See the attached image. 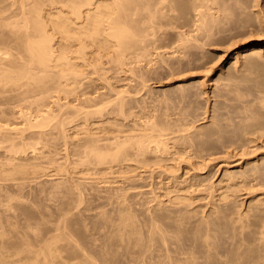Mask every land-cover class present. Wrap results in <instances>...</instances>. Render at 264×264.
Here are the masks:
<instances>
[{"label":"bare ground","instance_id":"obj_1","mask_svg":"<svg viewBox=\"0 0 264 264\" xmlns=\"http://www.w3.org/2000/svg\"><path fill=\"white\" fill-rule=\"evenodd\" d=\"M215 1V2H214ZM220 1V0H219ZM221 1H223L224 2V0H221ZM228 1V0H227ZM230 1H233L232 3H234V4H232L231 2H227L228 4H232L231 6H232V8H233V5L234 6H236L238 3L239 4H242V5H239L241 8H243V12H244V14H245V16H244V14L242 13V11H241V8H239V6H237L238 7V9H240V10H237V8H234L235 10H237V12H241V14L244 16V17H246V16H251L250 14H252L253 12V16H251L250 18H252L251 20L252 21H256L257 23V25L258 24H261L260 26H261V29H263V31H264V0H230ZM237 1V3H235ZM210 2H211V4H210ZM215 3V5L217 6V4H216V2H217V0H0V46H1V48H0V122L2 123V121H5L6 119H7V114H9L10 112H11V108H10V111H9V113H8V111H5V110H7V108L6 107H8L9 108V106L10 105H13L12 107H14V104H15V106H16V108H17V106L18 105H16V103L17 104H20V103H18L19 101H17L16 100V102L14 101L13 103L14 104H9V102H11L12 101V99H22L23 98V101H24V99L26 100V99H28L29 97H28V95H30V94H32L30 97H31V99L34 97H38L40 94H39V92L38 91H40L41 90V94L43 95V97H44V95H45V92L47 91V92H49L48 91V87L50 86V88H51V90L53 89V91H57V89L59 88V90L60 91H62V92H66L67 93V95L70 93V92H72V88H73V91L75 92V90H76V88H77V90H79L78 89V87H80V84H79V86L78 87H76V88H74L73 87V83L75 84L76 82H78L79 83V81H80V79L82 80L83 78H80L79 79V77L83 74L84 76H85V73L84 72H86V70L84 71L83 69V67H85L86 69H87V67H91L90 69H93V68H95V70L93 69V71H95L94 73H97V72H99L100 74H101V72H103V71H107L105 68V70L103 69V68H101L102 66H103V61H102V58L104 57V58H111V57H109V56H112V53L110 54V53H108L110 50H113V51H115L114 52V57L113 58H111V59H115V58H117L116 56H118V60L120 59V63H122L123 61H125V56H126V54L129 52H132V53H134V54H136V56H139V55H141V54H143V57L146 55V57L150 54L149 52H148V55H147V48H149L148 49V51L150 50V48L153 46V45H151V44H153L154 42V44H157L158 46H160V48H162L163 49V35L161 34V35H159V33H160V31H162V29H163V26H165V23L164 22H166V23H171L175 18L177 19V17H178V19L177 20H175V21H173L174 23H172L173 25H169V24H166V25H168V26H165L166 28L168 27H170V26H173L172 27V29L174 28V25H177V24H175V22L176 21H179V19H180V17L182 18V16L181 15H183L184 13H186V14H188L189 12H191L192 13V11L195 13V16L197 17L196 18V20H194L193 19V17H192V15L193 14H191L190 13V15H191V17H190V15L188 16H184L185 18H183V19H185L184 21L181 19V21H183V22H187V20H186V18L188 19L189 18V23H186V24H191L193 21L192 20H194L195 21V23L196 24H200V26H197L195 23H192V24H194L195 26H196V28L197 27H199L200 28V30H198L199 28H197V30H198V33H197V37L198 38H200L199 36L200 35H198L199 34V32L201 31V29L202 30H204L205 29V33H204V35H207L209 32H210V30H211V28L213 29V26L216 24L215 22L217 21V20H219V21H217V24L218 23H220L221 22V24H220V26L221 25H224V26H227L226 24L227 23H229L230 24V26H227V27H232L231 26V23L230 22H232V21H229L228 19L232 16L233 18H234V16H237V17H235V19H232V17L230 18V20L232 19L233 21L234 20H236V23H234L233 22V27L232 28H235L236 26H239L240 28L241 27H244L243 28V31L245 32V31H247V30H245V28H248L247 26L245 27L244 26V24L241 22V20H240V22H237V18H238V16L240 15V14H238V13H235V14H231V12L229 11H225L224 9H227L226 7L224 8V9H222V8H220V9H222V11L220 10V9H218L219 7H217V9L218 10H220L219 12H220V14H221V12L222 13H227V15H231L230 17L228 16V18L227 17H225L224 15L225 14H223L221 17L223 18V16L225 17V18H227V20L226 21H228V22H225L224 20L225 19H219V13H217L218 12V10H217V14L216 15H218V17H216V15L214 14V16H213V12L215 13V11L216 10H214V9H211V7L213 6V7H215V5H213V3ZM218 3V2H217ZM225 3H226V1H225ZM211 5V6H210ZM224 5V4H223ZM227 6H229V5H227ZM212 7V8H213ZM216 8V7H215ZM229 8H230V6H229ZM209 9L211 10V13H208V12H210L209 11ZM173 10H174V12H173ZM212 10H213V12H212ZM228 10V9H227ZM229 10H231V9H229ZM235 10H234V12H235ZM251 10L253 11L252 13H251ZM167 11H169L168 13H167ZM180 11H181V13H180ZM225 11V12H224ZM170 12H173V14L174 13H176V12H179V13H176V14H178V15H172ZM180 14V15H179ZM212 14V15H211ZM236 14H238V15H236ZM176 16V17H175ZM243 16H241V17H243ZM256 18H255V17ZM216 19H214V18ZM240 17V16H239ZM253 18H255L254 20H253ZM190 19H191V23H190ZM243 19V18H242ZM257 19V20H256ZM220 20H223V21H220ZM248 20H249V18H248ZM248 20H246V23H248L247 21ZM167 21H169V22H167ZM197 21V22H196ZM200 22V23H199ZM211 22V23H210ZM224 22V24H222ZM251 22V21H250ZM177 23V22H176ZM179 24H181V22L179 21L178 22ZM210 23V24H209ZM213 23V24H212ZM239 23V24H238ZM245 23V24H246ZM254 22H252V23H250V24H253ZM178 24V25H179ZM186 24H183V25H181V28H183V27H187L188 25H186ZM191 24V25H192ZM211 24L213 25V26H211ZM216 24V25H217ZM228 24V25H229ZM235 24H236V26H235ZM240 24H241V26H240ZM242 24H243V26H242ZM256 24H254V26H256L255 27V30H257L258 31V29L260 30V27H259V25L257 26ZM178 25L176 26V27H178ZM185 25V26H184ZM205 25H208L209 26V29L207 28L208 26H205ZM183 26V27H182ZM193 26V25H192ZM207 28H205V27ZM248 26H249V23H248ZM251 26H253V25H250V28H248V30L250 31V32H252V31H255V30H253L252 29V27ZM253 26V27H254ZM164 27V31L162 32V33H164V32H166V28ZM180 27V26H179ZM189 27V26H188ZM204 29H203V28ZM215 27V26H214ZM217 27V26H216ZM216 27L213 29V31H214V35L215 36H217V37H219L218 35H216V34H218L219 32V30L218 29H216ZM222 27V28H221ZM221 27H219L220 29H221V31H222V29H223V26H221ZM227 27H225V30H223L224 32H229V29L227 28ZM257 27H259V28H257ZM263 27V28H262ZM171 28V27H170ZM169 28V29H170ZM194 28V27H193ZM192 28V29H193ZM196 28H194V29H196ZM218 28V27H217ZM231 28V29H232ZM257 28V29H256ZM171 29V30H172ZM190 30H191V28H189ZM226 29H228V31L226 30ZM230 29V30H231ZM235 29H237V27L235 28ZM252 29V30H251ZM175 30H177V29H174V31L173 32H175ZM179 30V29H178ZM188 30V29H187ZM190 30H189V32H190ZM196 30V31H197ZM216 30H217V32H216ZM233 30V29H232ZM242 30V29H241ZM238 31L239 33H241V35H239V36H244V35H242L244 32L243 31ZM192 31H194V30H192ZM196 31H194L195 33H196ZM212 31V30H211ZM212 31V32H213ZM236 31V30H235ZM234 30H233V33H231L232 35H228V36H238V32L236 33V34H234V32H235ZM249 31L247 32L248 34H249ZM261 32V33H263L262 35H261V33H260V39L258 40V42L256 41V45H250V44H248L249 46H247L246 47V49H245V53L246 54H248V55H246V56H249V55H251V54H253V55H255L256 53H260V51H263V54H264V32ZM181 32V31H180ZM216 32V33H215ZM256 32V31H255ZM253 32L254 34H256V38H257V36L259 37V35H257L260 31H258V33L256 32ZM56 34V35H59V40H60V42L62 41V43L60 44V42L57 44L58 45V47H57V49L59 48V46L60 45H63L62 47H60V52L61 53H59L58 54V52L59 51H56L55 50V45H53V42L56 40V36L54 37L53 35L54 34ZM158 33V35H159V39H160V36H161V45L157 42L156 43V41H158V37H156V36H153V35H156ZM167 33V35H168V32H166ZM177 33V32H176ZM179 33V32H178ZM188 32H186V34H187ZM200 33H202V31L200 32ZM246 33V32H245ZM244 33V34H245ZM246 33V34H247ZM179 34H181V33H179ZM190 34V33H189ZM193 34V33H192ZM212 35H213V33H211ZM210 33L208 34V37L207 36H204L203 34H201L202 36H204V38L205 37H207V39H205V41H206V43L208 42V38H209V43H210V41H211V44H213V42L215 43H217L218 41L217 40H215L214 41V39L216 38L214 35L212 36ZM219 34H222V32L221 33H219ZM227 34V33H226ZM229 34H230V32H229ZM247 34V35H248ZM152 35V37H150ZM178 35V34H177ZM210 35L212 36V37H210ZM247 35H245L246 36V38L248 37H250V35L249 36H247ZM181 36H183L181 39L182 40H184L183 42H184V48L185 49H187V47H185V45H187L188 47H189V43H191L192 41V39H190V40H188L189 38H187V41L189 42H187L185 39V37H187L188 36V34H187V36H185V34L183 35V34H181ZM196 36V35H195ZM237 36H236V38H237ZM244 36V37H245ZM61 37V38H60ZM150 37V38H149ZM155 37V38H154ZM164 37H167V36H164ZM174 37L175 36H173V37H171L173 40H174ZM189 37H191V36H189ZM226 37V36H225ZM243 37V38H244ZM254 37V39H255V36L253 35L252 37H251V39ZM53 38H54V40H53ZM151 38H154V39H157V40H152ZM170 38V37H169ZM168 38V39H169ZM177 38V37H176ZM198 38H194V40H196L197 41V39ZM202 39H204L203 37H201ZM211 38V39H210ZM239 38V37H238ZM242 38V39H243ZM201 39V40H202ZM219 39H221V38H219ZM218 39V40H219ZM223 39V38H222ZM229 39V38H228ZM227 39V40H228ZM233 39V38H232ZM245 39V38H244ZM250 39V38H249ZM160 40H159V42H160ZM167 40V38H165V42L166 43H169V42H167L166 41ZM181 40V41H182ZM200 40V41H201ZM224 40H226V39H224ZM226 40V41H227ZM238 40V39H237ZM239 40H240V38H239ZM247 40V39H246ZM175 41V40H174ZM176 41H177V39H176ZM178 41H180V40H178ZM186 41V42H185ZM195 41V42H196ZM203 41V40H202ZM204 41V42H205ZM223 41V40H222ZM225 41V42H226ZM240 41H242V40H240ZM153 42V43H152ZM164 42V43H165ZM227 42H229V40L227 41ZM234 42H235V39H234ZM233 42V43H234ZM238 42V41H237ZM176 43V42H175ZM180 43V42H179ZM182 43V42H181ZM180 43V47H182L183 45ZM194 43V42H193ZM208 43V44H209ZM224 42H222L221 44H223ZM54 44H55V42H54ZM75 44H78L77 46L75 45ZM172 44V43H171ZM189 44V45H188ZM203 43L201 42V45H202ZM220 44V45H221ZM225 44V43H224ZM151 45V46H150ZM168 46H169V44H167ZM191 45H194V44H191ZM198 45V44H197ZM201 45H199V47H197V48H200L201 47ZM206 45V44H205ZM210 45V44H209ZM236 45V44H235ZM72 46H75V47H73L74 49L75 48H77V50H75L76 52H72V51H69L70 49L69 48H71V50H73L72 49ZM157 46V47H158ZM162 46V47H161ZM165 46V45H164ZM176 46V45H175ZM175 46H173V47H175ZM211 46V45H210ZM215 46V45H214ZM217 46V45H216ZM234 46V45H233ZM232 46V44H231V46H227V48L228 47H233ZM241 46V45H240ZM243 46V45H242ZM89 47H91V48H89ZM153 47H155V45L153 46ZM156 47V48H157ZM167 47V46H166ZM180 47H179V50H180ZM213 47V46H212ZM244 47V46H243ZM2 48H5V49H3V50H1ZM61 48H64V49H61ZM88 48L90 49V51H88ZM159 48V47H158ZM168 48V47H167ZM172 48V47H171ZM211 48V47H210ZM217 48V47H216ZM218 48H221V47H218ZM226 48V49H227ZM239 48V47H238ZM162 49H160V50H162ZM175 49V48H174ZM177 49V48H176ZM136 50V51H135ZM137 50H138V52L140 51V50H142L143 51V53H139L138 54V52H137ZM151 50H154V49H151ZM170 50V49H169ZM168 50V51H169ZM172 50H173V48H172ZM182 50H183V47H182ZM181 50V51H182ZM188 50V49H187ZM190 50H191V48H190ZM190 50H188V52L190 51ZM195 50V49H194ZM201 50H203V48L201 49ZM228 50H229V48H228ZM239 50H240V48H239ZM238 50V51H239ZM244 50V49H243ZM242 50V51H243ZM135 51V52H134ZM157 51H158V49H157ZM156 51V49H155V52H157ZM167 51V52H168ZM196 51H199V50H196ZM71 52V53H70ZM117 52V53H116ZM127 52V53H126ZM154 52V51H153ZM159 53L161 52V51H158ZM176 52V51H175ZM179 52V51H178ZM187 52V51H186ZM185 52V53H186ZM205 52V51H204ZM204 52L202 51L201 53H203V55H204ZM236 52V51H235ZM107 53L109 54L108 56H107ZM166 53V52H165ZM181 53V52H180ZM184 53V52H183ZM194 52L192 51V54H193ZM196 54H198L197 52H195ZM195 53H194V55H195ZM206 53H208V52H206ZM240 53V52H239ZM239 53H237L238 54V56H239ZM243 54H244V52H242ZM106 54V56H104ZM116 54H118V55H116ZM125 54V55H124ZM131 54V53H130ZM133 54V55H134ZM163 54V53H162ZM162 54H161V56H162ZM172 54V53H171ZM171 54H170V56H171ZM174 54V53H173ZM173 54H172V57H176V56H173ZM213 54V53H212ZM242 54V55H243ZM116 55V56H115ZM153 55V54H152ZM151 55V56H152ZM168 55V54H167ZM175 55V54H174ZM179 56H180V54H178ZM181 55H182V53H181ZM187 55V54H186ZM185 54H184V58H185V56H186ZM190 55V54H189ZM189 55H187V60H188V57H190ZM199 56L201 55L202 56V54H198ZM206 55V54H205ZM204 55V56H205ZM234 55H236V54H234ZM233 55V56H234ZM241 55V54H240ZM245 55V54H244ZM243 55V56H244ZM90 56H92V58L90 57ZM127 56H129V54H127ZM126 56V57H127ZM135 56V55H134ZM157 56V55H156ZM160 56V55H159ZM179 56H178V58H179ZM195 56H197V55H195ZM207 56H210V54L208 53L207 55H206V57ZM212 56V55H211ZM217 56V55H216ZM219 56V55H218ZM243 56H239V60H241V62L243 61V63H244V58H245V56H244V58H243ZM124 57V58H123ZM140 57V56H139ZM143 57H142V59H143ZM146 57L144 58L145 60H147L146 59ZM163 57V56H162ZM194 57V56H193ZM192 56H191V60H192V62H193V59H195V57L193 58ZM220 57V56H219ZM258 57V58H257ZM264 57V56H263ZM262 57V58H263ZM104 59V61H106L105 63L106 64H108L109 62H108V59ZM130 58V57H129ZM128 57H127V63H129L130 62V60H129V62H128V59H129ZM131 58H132V56H131ZM136 58H138V57H136ZM156 57H154L153 59H155ZM169 58V57H168ZM181 58H182V56H181ZM181 58H180V60H181ZM193 58V59H192ZM204 58V57H203ZM208 58V61H209V58L210 57H207ZM206 58V59H207ZM212 58V57H211ZM210 58V60H212ZM216 58V57H215ZM235 58H236V56H235ZM240 58H242V59H240ZM254 58H257V60L259 59V56H257V54H256V56L254 57ZM253 57L251 58V60L253 61V60H255ZM111 59H109V60H111ZM122 59H124L123 61H122ZM139 59V58H138ZM148 59H150V58H148ZM166 59V58H165ZM177 59V58H176ZM185 59V60H186ZM136 60V59H135ZM141 60V59H140ZM162 60H164L163 58H162ZM161 60V61H162ZM168 60H170V59H168ZM174 60V59H173ZM191 60H190V63H191ZM201 60H203V59H201ZM201 60H200V64H201ZM218 60V59H217ZM260 60V59H259ZM262 60V59H261ZM116 61V60H115ZM122 61V62H121ZM125 61V62H126ZM150 61H151V59H150ZM152 61H154V60H152ZM158 61V60H157ZM157 61L155 62V63H157ZM167 61V60H166ZM170 61H172V60H170ZM169 61V62H170ZM178 61H179V59H178ZM182 61H183V59H182ZM195 61V60H194ZM203 61H207V60H203ZM238 62V60H237V58H236V60H235V62ZM252 61H250V63L252 62ZM124 62V63H125ZM138 62V61H137ZM136 62V63H137ZM162 62H164V63H166L165 61H162ZM168 62V63H169ZM175 62V61H174ZM188 63H189V61H187ZM186 62V63H187ZM198 62H199V60H198ZM219 62V61H218ZM234 62V64L232 65V66H234V70L233 71H235L236 72V70L237 69H235V66H236V64L237 63H235ZM256 62V61H255ZM258 62V61H257ZM261 62V61H260ZM263 62H264V60H263ZM263 62H261V63H263ZM104 63V64H105ZM111 63H112V61H111ZM118 63H119V61H118ZM117 63V64H118ZM119 63V64H120ZM123 63V64H124ZM131 63H132V61H131ZM131 63H129V66H130V64ZM135 63V62H134ZM140 63H141V61H140ZM160 63V62H159ZM177 64H178V62H176ZM187 63V64H188ZM193 63H195V62H193ZM206 63V62H205ZM209 63V62H208ZM214 63H216V59H215V61L213 60V64ZM243 63H241V64H243ZM246 63V62H245ZM250 63H247V64H250ZM254 63V62H253ZM253 63H252V65H253ZM260 63V64H261ZM116 64V62H115V65H117ZM119 64H118V66H119ZM123 64H121V65H123ZM142 64V63H141ZM141 64H139V65H141ZM146 64H150V63H146ZM152 64V63H151ZM161 64V63H160ZM169 64H171V63H169ZM172 64H173V62H172ZM182 64H184V63H182ZM198 64V63H197ZM211 64V63H210ZM238 64H240V62L238 63ZM247 64H246V66H247ZM256 64L257 63H254V65L256 66ZM110 65V64H109ZM108 65V66H109ZM112 65V64H111ZM121 65H120V67H121ZM164 65V64H163ZM162 65V66H163ZM165 65H167V66H169L168 64H165ZM164 65V66H165ZM179 65V64H178ZM186 65V64H185ZM190 66H192L193 65V67H194V64H189ZM199 65V64H198ZM203 65V64H202ZM201 65V66H202ZM205 65H207V64H205ZM212 65V64H211ZM217 65V64H216ZM251 65V64H250ZM264 65V64H263ZM87 66V67H86ZM107 66V65H106ZM114 66V65H113ZM128 66V67H129ZM143 66H144V64H143ZM147 66V65H146ZM154 66V65H153ZM156 66V65H155ZM159 66V65H158ZM161 66V65H160ZM159 66V67H160ZM161 66V67H162ZM173 66V65H172ZM175 66H176V64H175ZM179 66H181V65H179ZM209 66V65H208ZM212 66H215V65H212ZM232 66H230V67H232ZM242 66V65H241ZM261 66V65H260ZM93 67V68H92ZM103 67H105V65L103 66ZM116 67V66H115ZM138 67V66H137ZM142 67V66H141ZM170 68H171V66H169ZM168 67V68H169ZM181 67H184L185 68V66H181ZM197 67V66H196ZM199 67V66H198ZM210 67V66H209ZM244 67V66H243ZM250 67H252V66H250ZM254 67V66H253ZM262 67V66H261ZM260 67V68H261ZM57 68V69H56ZM100 68H101V70H103V71H101L100 70ZM111 68H113V67H111ZM122 68H123V66H122ZM132 68V67H131ZM153 68V67H152ZM177 68H179V67H176V69ZM188 68V67H187ZM211 69H212V67H210ZM226 68V67H225ZM228 68V67H227ZM237 68V67H236ZM40 69H41V71H43V70H45L44 71V73L46 72V74H45V76H44V73L42 74L43 75V77H41L40 76V74L38 75L40 78H37L38 76L37 75H35V74H37V72L38 71H40ZM56 71H55V70ZM99 71H98V70ZM117 69H119V68H117ZM127 69V68H126ZM135 69V68H134ZM139 69V68H138ZM141 69H145V67L144 68H141ZM149 69V68H148ZM154 69H155V67H154ZM153 69V70H154ZM164 69V68H163ZM162 69V70H163ZM186 69V68H185ZM199 69H201V68H199ZM204 69H206L205 67H204ZM203 69V70H204ZM231 69V68H230ZM232 69H233V67H232ZM239 69H240V67H239ZM238 69V70H239ZM254 69V68H253ZM259 68H257V70H258ZM261 69H264L263 67L261 68ZM261 69H259V70H261ZM35 70H36V72H35ZM38 70V71H37ZM111 70V69H110ZM114 70H115V68H114ZM131 70V69H130ZM136 70V69H135ZM134 70V71H135ZM156 71L157 70H159V69H155ZM167 70V69H166ZM172 69H170V71H171ZM173 70H175V69H173ZM180 70H181V68H180ZM193 70V69H192ZM198 70V69H197ZM210 70V69H209ZM208 70V72H210ZM228 70H229V68H228ZM256 70V69H255ZM256 70V71H257ZM258 70V71H259ZM84 71V72H83ZM90 71V70H89ZM89 71L86 73V74H88L89 73ZM112 71V70H111ZM123 71V70H122ZM137 71H139V70H136L135 72H137ZM141 71H143V70H141ZM145 71V70H144ZM152 71V70H151ZM150 71V72H151ZM155 71V72H156ZM169 71V72H170ZM182 72H183V70H181ZM186 71V70H185ZM184 71V73L183 74H185V73H187V75H188V73L189 72H185ZM190 71V70H189ZM202 71V70H201ZM241 71V70H240ZM242 71H243V73H244V70L242 69ZM241 71V72H242ZM247 70H245V72H246ZM249 71H250V68H249ZM251 71H252V68H251ZM255 71V72H256ZM264 71V70H263ZM263 71H261L262 73H264ZM91 72V71H90ZM108 72V71H107ZM107 72H103V73H107ZM114 72V71H113ZM118 72V71H117ZM120 72V71H119ZM133 72V68H132V70H131V73ZM134 72V73H135ZM146 72H147V70H146ZM161 72V71H160ZM176 72V74L175 75H177L178 73V71L176 70L175 71ZM192 72V71H191ZM205 74H206V72L205 71H203ZM212 72V71H211ZM224 72V71H223ZM232 72V71H231ZM230 72V73H231ZM235 72H233V73H235ZM239 72V71H238ZM240 72V73H241ZM260 72V71H259ZM39 73V72H38ZM93 73V72H92ZM102 73V74H103ZM110 73V72H109ZM112 73V72H111ZM130 73V71H128V74ZM141 73H143V72H141ZM154 73V72H153ZM156 73H158V72H156ZM161 73H163V72H161ZM166 73H167V71H166ZM192 73H194L195 74V72H194V70H193V72ZM247 73V72H246ZM252 73V72H251ZM251 73H250V75H251ZM262 73H260V75L262 74ZM100 74H96V75H99L100 77H103L104 75H100ZM137 74H138V72H137ZM145 73H143V74H138V75H144ZM147 74V73H146ZM149 74V73H148ZM152 74V73H151ZM165 73H163L162 74V78H163V75H164ZM182 74V73H181ZM182 74V75H183ZM193 74V75H194ZM199 74V73H198ZM197 74V75H198ZM202 74V73H201ZM208 74H210V73H208ZM228 74H229V72H228ZM239 73H237V75H234V76H237V77H239V75H238ZM253 74H254V71H253ZM91 75H93V74H91ZM90 75V76H91ZM107 75L109 76V74L107 73ZM106 75V76H107ZM115 75V74H114ZM117 75V74H116ZM122 75H123V73H122ZM131 75V74H130ZM156 75H158V74H156ZM156 75L154 76V77H156ZM169 75H171L170 73H169ZM178 75H180V74H178ZM177 75V76H178ZM191 75V74H190ZM244 75V74H243ZM246 75H248V74H246ZM256 75V74H255ZM263 75V74H262ZM261 75V76H262ZM36 76V77H35ZM94 76H95V74H94ZM105 76V77H106ZM132 76V75H131ZM133 76H136L135 74L133 75ZM147 76V75H146ZM167 76H168V73H167ZM174 76V75H173ZM173 76H171V77H173ZM186 76V75H185ZM184 76V77H185ZM220 76V75H219ZM226 76V75H225ZM224 76V77H225ZM229 75H227V77H228ZM233 76V74H232V77H234ZM242 76V75H241ZM249 76V75H248ZM257 76H258V74H257ZM82 77V76H81ZM86 77V76H85ZM93 77V76H92ZM98 77V76H97ZM137 77V76H136ZM144 77H145V75L142 77L143 79H144ZM166 77V76H165ZM164 77V78H165ZM170 77V78H171ZM204 77V76H203ZM244 77V76H243ZM242 77V78H243ZM251 77V76H250ZM250 77H248V78H250ZM253 77V76H252ZM260 77V76H259ZM107 78V77H106ZM124 78V77H123ZM146 78V77H145ZM148 78H150V77H148ZM147 78V79H148ZM158 78V77H157ZM156 78V79H157ZM183 78V77H182ZM205 78V77H204ZM258 78V77H257ZM263 78H264V76H263ZM65 81V86L63 87V89L64 90H61V88H62V84L63 83H61V81H63V80ZM99 79V78H98ZM104 80H103V83H105L104 81H107V80H105V78H103ZM110 79V78H109ZM136 79H138L139 80V78H136ZM143 79H141V80H143ZM147 79L145 80V82L147 81ZM154 80H155V78H153ZM166 79H167V77H166ZM177 79V78H176ZM179 79H180V77H179ZM228 79V78H227ZM236 79H238V78H236ZM247 79V78H246ZM259 79H261L260 81H258ZM259 79H256L258 82H254L255 84H254V87L256 86V88H257V84L256 83H258L259 84V87H260V89H262L263 87H264V81L262 80V78L260 77ZM86 80H88V79H86ZM97 80V79H96ZM115 80V79H114ZM119 80V79H118ZM129 80H131V79H129ZM134 80H135V77H134ZM150 80V79H149ZM148 80V81H149ZM158 80H162V79H159L158 78ZM172 80V79H171ZM174 80V79H173ZM201 80H203V79H201ZM200 80V81H201ZM241 80V79H240ZM243 80V79H242ZM245 80V79H244ZM243 80V82H245ZM36 81H37V83H36ZM39 81H41L40 82V84H39V86H37V84L39 83ZM52 83H51V82ZM54 81H56L55 83L56 84H53L54 83ZM59 81H60V83H61V88L60 87H57V89L56 88H52V86H54V87H56L57 86V84L59 83ZM83 82H88V81H85V79L84 80H82ZM81 81V82H82ZM91 81H92V79H91ZM100 81H102V80H100ZM113 81V80H112ZM137 81V80H136ZM147 81V82H148ZM167 81H168V79H167ZM170 81V80H169ZM194 81H196V80H194ZM234 81V83H235V86H237V84H238V86L239 87H241L240 86V83H236V81L235 80H233ZM251 81V80H250ZM47 82H48V84H47ZM83 82H82V86H84V84H83ZM95 83H97L96 81H94ZM122 82V81H121ZM133 82H135V81H133ZM138 82H140V81H138ZM146 82V83H147ZM150 82H152L151 80H150ZM165 82V81H164ZM179 82V81H178ZM183 82V81H182ZM227 82L229 83V82H231V80L229 81V80H227ZM238 82H240V81H238ZM34 83V84H33ZM36 83V84H35ZM51 83V84H50ZM59 83V84H60ZM107 84H108V86H109V81L108 82H106ZM130 83V82H129ZM131 83H132V81H131ZM136 84H137V82H135ZM141 83V82H140ZM143 83H144V81H143ZM160 83V82H159ZM192 83V82H191ZM200 83V82H199ZM202 83V82H201ZM204 83V82H203ZM202 83V84H203ZM206 83V82H205ZM208 83V82H207ZM221 83V82H220ZM226 83V82H225ZM246 83H248V81L246 82ZM252 83V82H251ZM87 84H89V83H87ZM87 84H86V86H87ZM102 84V83H101ZM112 84V83H111ZM134 84V83H133ZM133 84H132V86H133ZM136 84H135V86H136ZM171 84V83H170ZM179 84V83H178ZM231 84V83H230ZM245 84V83H244ZM36 86V88L38 87L39 88V90L37 89L36 91L38 92V96L36 95V96H33V94L35 93L36 94V91H34V90H32V89H30V88H33L32 86ZM94 86H95V84H94ZM165 86H166V84H165ZM187 86H188V84H187ZM186 86V87H187ZM190 86H191V84H190ZM196 86H197V83H196ZM200 86H201V84H200ZM200 86L198 87V89L200 88ZM203 86H204V84H203ZM224 86H225V84H224ZM229 86V84H227V86L226 87H228ZM235 86H233V89H234V87ZM248 86H249V84H248ZM27 87V89L26 90H24L25 88ZM89 87V86H88ZM93 87V86H92ZM92 87H90V88H92ZM99 87V86H98ZM103 87V86H102ZM106 87V86H105ZM104 87V88H105ZM110 87V86H109ZM112 87V86H111ZM131 87V86H130ZM139 87V86H138ZM141 87V86H140ZM143 87V86H142ZM146 87V86H145ZM175 88H176V86H174ZM178 87V86H177ZM202 87V86H201ZM215 87H216V83H215ZM219 87V86H218ZM243 87V86H242ZM246 88H247V86H245ZM251 86H249V88H250ZM35 88V87H34ZM33 88V89H34ZM49 88V89H50ZM96 88V87H95ZM113 88H115L114 86L111 88V90L113 91ZM129 88V87H128ZM128 88H127V90H128ZM135 88V87H134ZM150 89H151V87H149ZM149 88H148V90H149ZM180 88V87H179ZM193 88V87H192ZM229 88H230V86H229ZM252 88V87H251ZM45 89V90H44ZM55 89V90H54ZM75 89V90H74ZM80 89H81V87H80ZM87 89V88H86ZM89 89V88H88ZM97 89V88H96ZM108 89V88H107ZM106 89V90H107ZM118 89V88H117ZM126 89V88H125ZM133 91H136V90H134L133 88H131ZM144 89V88H143ZM174 89V88H173ZM184 89H185V87H184ZM191 89V88H190ZM219 89H221L220 87H219ZM232 89V90H233ZM243 89H245V88H243ZM255 89V88H254ZM260 89H259V91H260ZM264 89V88H263ZM23 90V91H22ZM43 90V91H42ZM76 90V91H77ZM81 90H84V88H82ZM81 90H79L80 92H81ZM90 90V89H89ZM131 90V91H132ZM139 90H141L140 88H139ZM154 90V89H153ZM157 90V89H156ZM155 90V91H156ZM176 90V89H175ZM174 90V91H175ZM187 90V89H186ZM197 90V89H196ZM200 90V89H199ZM203 90V89H202ZM215 90V89H214ZM229 90V89H228ZM235 91L233 92V91H231L234 95H236L235 93L236 92H238V90H239V88H238V90L236 91V89H234ZM241 90V89H240ZM257 90V89H256ZM256 90H254V91H256ZM31 91H32V93H31ZM56 91H55V93H56ZM59 91V92H60ZM98 91V90H97ZM96 91V92H97ZM108 91V90H107ZM124 91V90H123ZM130 90H129V93L131 92ZM138 91V90H137ZM142 91V90H141ZM143 91H146V93L148 92L147 90H143ZM160 91V90H159ZM165 91V90H164ZM181 91V89L179 90V92ZM190 91V90H189ZM192 91V90H191ZM198 91V90H197ZM196 91V92H197ZM201 91V90H200ZM205 91V90H204ZM213 91V90H212ZM226 91H227V88H226ZM245 91V90H244ZM246 91H252V90H246ZM262 91H264V90H262ZM15 92V96H13L14 94L13 93ZM18 93V95H17V93ZM46 92V94H50V93H47ZM52 92V91H51ZM80 92H79V94H80ZM86 92V91H85ZM85 92H83L84 94H85ZM114 92V91H113ZM112 92V93H113ZM125 92H126V90H125ZM128 92V91H127ZM183 92V91H182ZM185 92H187V91H184V93ZM195 92V93H196ZM199 92V91H198ZM220 92V91H219ZM218 92V93H219ZM222 92V91H221ZM224 92V91H223ZM242 92V91H241ZM241 92H238V94L239 93H241ZM258 92V90L255 92V93H257ZM8 93L10 94V95H12V97L11 96H7L8 95ZM12 93V94H11ZM44 93V94H43ZM53 93V92H52ZM55 93H53V94H55ZM73 93V92H72ZM78 93V92H77ZM101 93H103V92H101ZM105 93V92H104ZM107 93V92H106ZM105 93V94H106ZM115 93H118V94H120L119 93V91H116ZM124 93V92H123ZM148 93H150V92H148ZM158 93V92H157ZM201 93V92H200ZM200 93H198V94H200ZM231 93V95H233ZM56 94H58V91H57V93ZM60 95H61V93H59ZM104 94V95H105ZM114 94V93H113ZM122 94V93H121ZM127 94V93H126ZM145 94V93H144ZM153 94H154V91H153ZM159 94V93H158ZM173 94V93H172ZM181 94V93H180ZM179 94V96H181ZM183 94V93H182ZM244 93L242 92V95L240 94V100L242 101L243 100V98L242 97H244L245 99L244 100H246V97H245V94H247V93H245L244 95H243ZM248 94H250V93H248ZM247 94V95H248ZM262 94V95H261ZM41 95V96H42ZM70 95H71V93H70ZM69 95V96H70ZM101 95V94H100ZM124 95V94H123ZM145 95H147V94H145ZM149 95V94H148ZM161 95V94H160ZM175 95V94H174ZM187 95H188V92H187ZM204 95V94H203ZM206 95V94H205ZM217 95H219V94H217ZM228 95V94H227ZM246 95V96H247ZM257 95H259V94H257ZM260 95L262 96H259V99H260V97H261V99L260 100H262L261 102L262 103H260V100L257 98V99H255L257 102H259L260 103V105L261 104H263L264 103V99H263V93H260ZM33 96V97H32ZM48 96H52V95H48ZM47 96V97H48ZM54 96V95H53ZM57 96V95H56ZM82 97H83V95H81ZM86 96H88V95H86ZM101 97V96H99V95H96V97ZM111 96V95H110ZM129 96V95H128ZM168 96V95H167ZM170 96V95H169ZM185 96V95H184ZM197 96V95H196ZM208 96V95H207ZM212 96V95H211ZM236 96H239V95H236ZM242 96V97H241ZM249 96H251V95H248V97ZM27 97V98H26ZM50 97L48 98V99H50ZM55 97V96H54ZM61 97V96H60ZM65 97H68V96H65ZM64 97V98H65ZM74 97V96H73ZM75 97H77L76 95H75ZM105 97V96H104ZM107 97V96H106ZM111 97H113V96H111ZM111 97H109V99L111 98ZM117 97V96H116ZM115 96H114V98H116ZM122 96L120 95L119 96V98H121ZM125 97H127V95L125 96ZM152 97V96H151ZM165 97V96H164ZM183 97V96H182ZM186 97H188V98H190L189 96H186ZM185 97V98H186ZM198 97H200L199 95H198ZM201 97L203 98V96L201 95ZM234 98H235V96H233ZM41 97H39V99H40ZM46 97H44L43 98V100H46L45 99ZM63 98V97H62ZM62 98H60V99H62ZM69 98V97H68ZM67 98V99H68ZM89 98V97H88ZM113 98V99H114ZM132 98H133V96H132ZM138 98V97H137ZM153 98V97H152ZM168 98V97H167ZM188 98H186V99H188ZM194 98H195V100L197 99L196 97H193V101H194ZM228 98V97H227ZM239 98H237L238 100H239ZM30 99V98H29ZM35 99H38V98H35ZM52 99V98H51ZM79 99V98H78ZM84 99V98H83ZM83 99H81V100H83ZM96 99V98H95ZM101 99H103L102 97H101ZM108 99V98H107ZM122 99H124V97H122ZM122 99H120V100H122ZM126 99V98H125ZM128 99H129V97H128ZM142 99V98H141ZM148 99V98H147ZM166 99V98H165ZM171 99V98H170ZM178 99H180V98H178ZM182 99V98H181ZM191 99H192V97H191ZM206 99H209V98H207L206 97ZM42 100V98L39 100L40 102H44V101H41ZM53 100V99H52ZM81 100H79V101H81ZM88 100V99H87ZM87 100H84V101H87ZM110 100H112V98L110 99ZM117 100V102H118V98L116 99ZM115 100V101H116ZM127 100V99H126ZM130 100H131V98H130ZM153 100H155V99H153ZM153 100L151 101V103H150V101H149V103L150 104H152V102H153ZM172 100H174L173 98H172ZM183 100V99H182ZM198 100V99H197ZM201 100V99H200ZM199 100V101H200ZM231 100H232V98H231ZM235 100V99H234ZM237 100V101H238ZM247 100H249V98L247 99ZM259 100V101H258ZM21 101V100H20ZM23 101H21V102H23ZM31 101V100H30ZM38 101V100H37ZM50 101V100H49ZM55 101V100H54ZM66 101V100H65ZM72 101H73V98H72ZM77 101V100H76ZM103 101V100H102ZM105 101V106H106V102H107V100H104ZM132 101L134 102V100L132 99ZM135 101H138V100H135ZM142 101H143V99H142ZM145 101L146 100H144V103H145ZM164 101H166V100H164ZM163 101V102H164ZM168 102H169V104L172 102H170L169 100H167ZM175 101H176V98H175ZM179 101V100H178ZM187 101V100H186ZM222 101V100H221ZM226 101V100H225ZM236 101V100H235ZM241 101H239V103L241 102ZM255 101V102H256ZM25 102V101H24ZM35 102V101H34ZM71 102V101H70ZM75 102V100L73 101V103ZM87 102H89V101H87ZM91 102V101H90ZM98 102H100V98H99V100H98ZM116 102V103H117ZM124 102V101H123ZM127 102V101H126ZM126 102H124L125 104H126ZM140 102V101H139ZM157 102V101H156ZM160 102V101H159ZM162 102V101H161ZM160 102V103H161ZM162 102V104H166V102L165 103H163ZM174 102V101H173ZM205 102V101H204ZM228 102V101H227ZM6 103H8L7 105H5V106H3L4 104H6ZM12 103V102H11ZM27 103V102H26ZM29 103V102H28ZM39 103V102H38ZM47 103V102H46ZM63 103V102H62ZM81 103H85V102H81ZM95 103H96V101H95ZM103 103V102H102ZM101 103V104H102ZM112 103V102H111ZM114 103V102H113ZM121 102H118V104H120ZM124 103L123 104H120L121 106L123 105L124 106ZM129 102H127V104H128ZM132 103V102H131ZM137 102H135V104H134V106L135 105H137L136 104ZM141 103V102H140ZM139 103V104H140ZM147 103H148V100H147ZM147 103H145V104H147ZM158 103V102H157ZM156 103V104H157ZM176 102H174V103H172V104H175ZM182 103H185V106H186V102H182ZM193 103V102H192ZM191 103V104H192ZM197 103H199V102H197ZM233 103H236V102H234L233 101ZM238 103V102H237ZM243 103V102H242ZM247 103V102H246ZM24 104V103H23ZM22 104V105H23ZM29 104H34V105H36V103H29ZM39 104H41V103H39ZM48 104H50V103H48ZM68 105H69V103H67ZM88 104V103H87ZM87 104H82V105H84V107L87 105ZM91 103H89L88 105H87V107L90 105ZM99 104V103H98ZM138 104V105H139ZM142 104V103H141ZM150 104H148V106L150 105ZM177 105L179 104V102H177L176 103ZM188 104H189V101H188ZM196 103H194V104H192L193 105V108H195L194 107V105H195ZM204 104V103H203ZM245 104V103H244ZM244 104H241L242 106H243V109H244V107H245V105ZM250 104H251V106H250ZM249 104V106L251 107V108H254V107H252V104H253V106H256V104H254V103H250ZM28 104H26L25 106L26 107H28L27 106ZM43 105V104H42ZM46 105V104H45ZM51 105V104H50ZM61 105V104H60ZM59 105V106H60ZM82 105H80V106H82ZM92 105V104H91ZM120 105H118V106H120ZM131 105V104H130ZM163 105V106H164ZM167 105V104H166ZM180 105V104H179ZM223 105V104H222ZM230 105H233L232 104V101H231V104ZM247 105H248V103H247ZM247 105H246V107H247ZM258 105L259 104H257V107L255 108L256 110H257V108H261L262 106H264V104L263 105H261V106H259L258 107ZM2 106L3 107H5V108H2ZM21 106V105H20ZM25 106H23V107H25ZM41 106V105H40ZM47 106H49V105H47ZM53 106H55V103H54V105ZM56 106H57V104H56ZM58 106V107H59ZM62 106H64V104L62 105ZM66 106V105H65ZM65 106H64V109H65ZM70 106V105H69ZM68 106V107H69ZM93 106H95V105H93ZM101 106V105H100ZM102 106H104V104H102ZM115 106V105H114ZM127 106V105H126ZM132 106H133V104H132ZM145 106V105H144ZM158 106V105H157ZM157 106H155L154 105V107H157ZM162 106V107H163ZM176 105H174V107H175ZM195 106H197V104L195 105ZM200 106V105H199ZM202 106V105H201ZM237 106V105H236ZM239 106H240V104H239ZM25 107V108H26ZM31 107H33L32 105H30V109H31ZM43 107H44V105H43ZM68 107H67V109H68ZM84 107H82V108H77V107H75V106H72V107H70L69 108V110H67L66 109V111H69V112H66L67 114H69V113H71L70 115H75V113H76V115L78 114V115H80V118L82 117V116H86L85 118H86V121L88 120V119H90V117L92 118L93 116L95 117L96 115H99L98 113H100L101 112V114L103 115L104 113L102 112V110H103V107H102V109H101V107L100 108H96V109H93V110H83V108ZM86 107V108H87ZM109 107V106H108ZM107 107V108H108ZM113 107V106H112ZM112 107H110V108H112ZM131 107V106H130ZM138 107V106H137ZM146 107H147V105H146ZM145 107V108H146ZM152 107H153V105H152ZM162 107H160V104H159V108H162ZM169 107V106H168ZM168 107H166V109L168 108ZM172 107V106H171ZM178 108H180L179 106H177ZM177 107H176V112H179V111H177ZM181 107H183V105L181 106ZM198 107V106H197ZM205 107H207V106H205ZM224 107V106H223ZM222 107V108H223ZM250 107H247L246 109H247V111H248V108H250ZM29 108V107H28ZM46 108H48V107H46ZM45 108V109H46ZM56 108V107H55ZM71 108H72V110H75L76 109V111H71ZM85 108V109H86ZM92 108V107H91ZM105 108V107H104ZM107 108H105V110H106V113H107ZM120 108V107H119ZM119 108H117V110L119 111ZM122 108V107H121ZM124 108V107H123ZM158 108V107H157ZM185 108V107H184ZM190 108H191V105H190ZM189 108V109H190ZM208 108V107H207ZM218 108V107H217ZM225 108V107H224ZM228 108V107H227ZM242 108V107H241ZM263 108L264 107H262V109H260L259 111L257 110L256 112H255V109H253L252 111H251V109L249 110L251 113L253 112L254 114H253V116H251L250 117V115H252V114H246L247 113V111L245 110V111H243V109H242V112L244 113L245 112V114H243V115H245L246 117H248L247 115H249V118H250V121H249V118L248 119H246L245 117V119H246V121H245V119L244 120H241L240 119V121L238 122L237 120L239 119L238 117V119L237 120H235V122L237 121L238 122V124H236V125H241L244 121L246 122L245 124V126L244 127H242V129L240 130V131H235V129L233 128V131L231 132V133H229L228 134V136H227V143L225 144L226 146H228V147H226L225 145V147L226 148H229L230 147V149H232V147L234 146V148L235 149H237V148H241L242 150L243 149H245L244 147H246V146H248V144L249 143H251V144H249V147L250 146H252L253 144H254V142L255 143H257V145H255L256 146V148L254 149H252L251 150V148L253 147H251L250 148V150L247 148V149H245V150H241L242 152H247L248 150L250 151V152H252V151H254V150H256L257 151V156L255 157V153H250L249 151V154L252 156V155H254V159L253 160H251V161H247L246 163H247V165H248V167L249 166H253L252 168H247L246 166H245V168L244 167H241V170H239L240 172H235V171H231L230 169H225L224 170V176H222L223 178H222V180L223 179H225L223 182L222 181H220L219 183H220V186L223 184L224 185V183L226 184L223 188H222V186H221V188L219 187V185H217L219 188H220V190H218L217 189V187H215L216 186V184L214 185L213 183H211L212 185H210L209 183H207V184H209L210 185V187L209 188H206V184H205V176H202L200 179L198 178V174L196 175V176H194L195 178L193 179L194 181H190V180H185V179H183L184 178V174L182 175L183 176V178L181 179V181H179L180 180V177H179V175H178V179L177 178H175V177H173L174 179H170V178H172V177H169V179L166 181L167 183H169V181L171 182V183H173V184H167V183H163L164 184V186L167 184L168 186H166V187H164V188H166V193L165 192H163V193H165L164 194V196H166V197H164V198H167L166 199V201L164 200V198L161 196V194H160V196L163 198V200H162V198L160 197V200L159 199H156L157 197V195L155 196V199H156V202L157 201H159L158 203H157V207L155 206V204H154V206L156 207V209H157V211H158V209L159 208H161V209H159L160 211L157 213V211H156V209H155V211L153 212V211H151V212H153L154 213V215L152 214V213H150L151 214V216L149 217L148 216V220H150V221H147V220H145V221H147L146 222V224L148 223V222H151V223H149V224H147L148 226H149V228H150V230L148 229V227H146V228H144V231L143 230H141V229H139V231H138V228L137 227H134V225H133V223L136 221L137 222V218H136V220L135 221H132L131 219L130 220H128L130 217L128 216H125V214H124V217H127L128 219V221L129 222H125V224L122 226V228L125 226V228H124V230L122 231V228L121 227H117V225L118 226H121V225H119L118 223H116L117 225H115L117 228H115V230L116 229H118V230H120V228H121V230H120V233H118V231H116L115 233L113 232V235H112V232L111 231H109V233H108V237H111V235L113 236V237H111V239L112 238H114L115 240H114V242L113 241H111L110 240V238L108 239V237H107V234H106V236L105 237H107V239H108V241L110 240V242L109 243H105V242H103V243H105V245H108L109 247H111V248H109L108 246H106L107 247V249L109 248V249H113V246H114V249L116 248V253H117V255H112V253L110 252V254L112 255V256H110L109 255V251H111V250H105L106 249V247L104 246V247H102L101 246V249L102 250H100V251H103V249L107 252L108 251V253H106L105 252V254L103 253V255L106 257V259L109 257H111L112 258V261L110 260V263L112 262L113 264L117 261L118 263H120L121 262V259L123 260V257H125L126 255L127 256H130V258H135V256H132V255H130L131 253H132V249L131 248H129V246L131 247V245L130 244H128V248L129 249H131V250H128V252H131L130 254L126 251L127 249L125 248V246H123L125 243L124 242H126V236L127 237H129L130 238V240H132L133 239V237H131V236H139V237H141V238H139V239H143V236H145V235H147V233H146V231H147V229L149 230V234H150V236H149V234L147 235V236H145V239H143V240H141V241H139V239L138 240H136L135 238H134V247H136L137 246V248H133L134 250H133V252H137L138 251V248L140 249H142V253H143V251H144V249L146 250L147 249V245L149 246V244L150 243H152L150 246L151 247H153L154 246V244L156 243H159L158 245H161V246H154L153 247V249L152 248H150V247H148V249L147 250H149L148 251V253H149V255H148V253H144L145 255L147 254L149 257H150V260L149 259H147V261L149 260L150 261V263H151V256H150V254H152L151 252H157V251H154V250H157L158 248L157 247H160L162 250H158V252L160 251L161 253H160V255H163L164 253H162V251L164 250V248H165V250L167 249V252H169V254L167 253V255H165L164 254V256L163 257H161V258H164L163 260L162 259H159V254L157 253V254H155L156 256H157V260L159 259L160 260V264L162 263V264H164V262H167L166 264H168V262L169 263H173V264H264V190H262V188L264 189V111H261V110H263ZM5 109V110H4ZM18 109H19V107H18ZM17 109V110H18ZM21 109V108H20ZM36 109V108H35ZM43 109V108H42ZM41 109V110H42ZM60 109H61V106H60ZM60 109L58 108V110L60 111ZM126 109H127V107H126ZM133 109H135V108H132V110ZM146 109H148V108H146ZM154 109V108H153ZM153 109H152V111H153ZM156 109V108H155ZM165 109V108H164ZM170 109V108H169ZM173 110H174V108H172ZM186 109V108H185ZM185 109H184V111H185ZM192 109V108H191ZM197 109V108H196ZM195 109V110H196ZM200 109V108H199ZM202 109H203V106H202ZM238 109V108H237ZM240 109V108H239ZM15 110V109H14ZM26 110V109H25ZM28 110V109H27ZM47 110H49V109H47ZM57 110V109H56ZM109 110H111V109H109ZM115 110H116V107H115ZM128 110L130 111L131 109L129 108V105H128ZM128 110H127V112H128ZM157 110V109H156ZM156 110H154V111H156ZM160 110V109H159ZM171 110V109H170ZM188 110V109H187ZM194 110V111H195ZM40 111V110H39ZM55 111V110H54ZM62 111H63V109H62ZM65 111V110H64ZM104 111V110H103ZM117 111V112H118ZM143 111V110H142ZM145 111V110H144ZM144 111H143V113H144ZM150 111V110H149ZM162 111H164V110H162ZM172 111V110H171ZM181 111H183V110H181ZM207 111V110H206ZM219 111V110H218ZM222 111V110H221ZM225 111V110H224ZM248 111V112H249ZM4 112H6L5 114H6V118H5V114H3ZM12 112H13V110H12ZM17 112V111H16ZM15 112V113H16ZM32 112V111H31ZM43 112V111H42ZM46 112V111H45ZM48 112V111H47ZM73 112V113H72ZM109 112V111H108ZM122 114L124 113L123 112V110L122 111H120ZM120 112H119V114H120ZM127 112H125V113H127ZM131 112V111H130ZM134 112V111H133ZM151 112V111H150ZM175 112V113H176ZM188 112V111H187ZM190 112V114H191V111H189ZM189 112H188V114H189ZM197 112H200V111H197ZM202 112V111H201ZM201 112L199 113V114H201ZM204 112V111H203ZM226 112V111H225ZM236 113H237V110L235 111ZM234 112V113H235ZM238 112L240 113L241 112V110H238ZM241 112V113H242ZM14 113V112H13ZM12 113V114H13ZM36 113H37V109H36ZM49 113V112H48ZM60 113H62L61 111H60ZM65 113V114H66ZM106 113H105V115L104 116H106L107 117V115H106ZM112 114L111 115H113V112H111ZM124 113V115H126ZM132 113V112H131ZM158 113V112H157ZM161 113V112H160ZM169 113H171V112H169ZM174 113V112H173ZM172 113V114H173ZM193 113V112H192ZM195 113H196V111H195ZM208 113H209V111H208ZM226 113H228V112H226ZM236 113L234 114V115H236ZM2 114H3V117L5 118V120H4V118H3V120H2ZM11 114V113H10ZM9 114V115H10ZM20 114V113H19ZM23 114H25V113H23ZM32 114V113H31ZM51 114H52V111H51ZM66 114V115H67ZM81 114H84V115H81ZM101 114H100V116H101ZM109 116H110V114L109 113H107ZM116 115H117V113H115ZM135 114H137V113H135ZM134 114V115H135ZM150 114V113H149ZM153 114V113H152ZM161 114H163V112L161 113ZM181 114H183V113H181ZM187 114V113H186ZM194 114V113H193ZM198 113H197V115H199ZM16 115V114H15ZM20 115H22V114H20ZM27 115V114H26ZM29 115H30V113H29ZM29 115H27V116H29ZM33 115V114H32ZM46 115V114H45ZM48 115V114H47ZM55 115V114H54ZM58 115V114H57ZM62 115H64V114H62ZM134 115L132 114V116L134 117ZM147 116H148V118H149V116L150 115H148V114H146ZM146 115H144L145 117H146ZM154 115V114H153ZM165 115H167V112H166V114ZM170 115V114H169ZM168 115V118L170 117ZM174 115H176V114H174ZM173 115V116H174ZM179 115V114H178ZM192 115V114H191ZM195 115V114H194ZM193 115V116H194ZM197 115H195L196 117H197ZM201 115H203V114H201ZM200 115V116H201ZM204 115H205V113H204ZM203 115V116H204ZM228 115V114H227ZM233 115V114H232ZM240 115H242V114H239V115H237V116H240ZM10 116H12V115H10ZM9 116V117H10ZM23 116V115H22ZM25 116V115H24ZM35 116V115H34ZM42 116V115H41ZM53 116V115H52ZM61 115H58V116H54L55 118L56 117H60ZM89 116V118H87ZM114 116V115H113ZM119 116H121V114L119 115ZM138 116V115H137ZM156 115H154V117H155ZM158 116V115H157ZM162 116H164V115H162ZM187 116V115H186ZM206 116H207V114H206ZM231 116V115H230ZM33 117V116H32ZM46 117V116H45ZM49 118H50V116H48ZM53 117V118H54ZM62 117V116H61ZM65 117V116H64ZM64 117H62V119L64 118ZM69 117H71V116H69ZM73 117V116H72ZM72 117H71V119H72ZM75 117V116H74ZM77 117V116H76ZM93 117V118H94ZM97 117V116H96ZM105 117V118H106ZM122 117V116H121ZM129 117H130V115H129ZM153 117V116H152ZM159 117H161V115L159 116ZM165 117V116H164ZM181 117L183 118V116L181 115V116H178V118H180L181 119ZM185 117V116H184ZM188 117V116H187ZM189 117H191V116H189ZM188 117V118H189ZM208 117V116H207ZM206 117V118H207ZM211 117V116H210ZM209 117V118H210ZM226 117V116H225ZM224 117V118H225ZM234 117V116H233ZM14 118H17V117H14ZM21 118V117H20ZM25 118L27 119V117L25 116ZM29 118V121H27V123H29V122H31V120H30V118L31 117H28ZM54 118V119H55ZM67 118H68V116H67ZM85 118H84V120H85ZM102 118H104V117H102ZM113 118V117H112ZM124 118H125V116H124ZM137 118V117H136ZM158 118V117H157ZM165 118H167V117H165ZM175 118V117H174ZM188 118H183L184 119V121H186L187 122V120L186 119H188ZM198 118V117H197ZM232 118V117H231ZM241 118V117H240ZM12 119V118H11ZM18 119V118H17ZM35 119V118H34ZM37 119V118H36ZM40 119V118H39ZM43 119H44V117H43ZM50 119H52V118H50ZM50 119H48V120H50ZM61 119V120H62ZM66 118H64V120H65ZM75 119V118H74ZM82 119V118H81ZM108 119V118H107ZM118 119H120L119 117H118ZM144 119V118H143ZM146 119V118H145ZM144 119V120H145ZM153 119V118H152ZM189 119H191L192 120V118H189ZM193 119H195L196 120V118L194 117ZM204 119V118H203ZM214 119V118H213ZM235 119H236V117H235ZM23 120H24V118H23ZM22 120V121H23ZM28 120V119H27ZM47 120V118H45L44 120H39L40 122L39 123H41L40 124V127L41 128H39V129H43V131H44V127H42V125H45V126H47L48 124V121ZM60 120V119H59ZM63 120V121H64ZM69 121H70V119H68ZM68 120H66L65 121V123L67 124L69 121ZM111 120V119H110ZM132 120H134V119H132ZM142 120V119H141ZM143 120V121H144ZM149 120V119H148ZM148 120H146V123H147V121ZM156 120V121H155ZM159 120H160V118H159ZM159 120L158 119H154V122H159ZM163 120V121H162ZM164 120L165 121H167L166 119H163V117H162V119H161V122H162V124H160V122H159V124H160V126H157L158 124L157 123H154V125L155 124H157V125H155V126H157V127H155V126H153V124L151 125V127H150V125H149V129H151L152 127H154V128H156V131H155V129L153 130V129H151V131L149 130V129H147L148 131L145 133L144 132V128H143V132L144 133H142L143 135L142 136H140V137H142L141 139H143L140 143L139 142H137V144L135 143L136 141V139H134L133 140V136L135 135H133L132 137H130V139H129V136L128 137H125V138H128L129 139V141H131V140H133V141H135L134 143V145L136 146V148H138V149H136V148H134L135 150H133V148L132 147H134V146H132L131 144L132 143H130L129 145L131 146H127L126 144L128 143V140L126 139V141H127V143L126 144H124V145H126L127 147V149L122 145V143L120 144H118V145H122V147H119V148H117V147H115V148H117L116 149V151H114L115 153L113 154V153H109L110 155H111V157H110V159H112V162H114L113 160H115L116 161V159H117V161L119 162V161H121L122 160V162H123V160H124V157H125V159L126 158H128L129 157V153H132V150L133 151H135V152H137V151H139V154L138 153H136V156H137V154H138V158H139V156H141V158H140V160H144V158H145V160H146V154H144V153H146V152H154L155 151V147H157L159 150H157L156 152H158V151H160V149L162 150L166 145H167V138H166V142L165 141H163V137L161 136V134H160V132L161 133H163L159 128L160 127H164ZM170 120H172V119H170ZM200 120H202V118L200 119ZM200 120L199 119H197L196 121H199L200 122ZM229 121H227V122H230V119H228ZM232 120V119H231ZM7 121H9V118L7 119ZM6 121V122H7ZM21 121V120H20ZM34 121V120H33ZM36 121H38V120H36ZM43 121V122H42ZM51 121V120H50ZM73 121H75V120H73ZM90 121H91V119H90ZM95 121H97V119L95 120ZM100 121V120H99ZM98 121V122H99ZM102 121V120H101ZM153 121V120H152ZM169 121V120H168ZM178 121V120H177ZM180 121H183L182 119L180 120ZM183 121V122H184ZM193 121V120H192ZM195 121V122H196ZM207 121V120H206ZM217 121V120H216ZM216 121H213V123H212V125L214 124V122H216ZM243 121V122H242ZM6 122H5V124H6ZM11 122V121H10ZM10 122H8L9 123V125H10ZM13 122V121H12ZM44 122H46V123H44ZM54 122H55V120H54ZM58 121H56V123H57ZM72 122V121H71ZM82 122V121H81ZM84 122V121H83ZM104 122H106V121H104ZM109 122H113V121H109ZM115 122H117V121H115ZM119 122H120V120H119ZM118 122V125L121 123H119ZM174 122V121H173ZM185 122V123H186ZM190 122V121H189ZM188 122V123H189ZM195 122H193V123H195ZM203 122V121H202ZM232 122H233V120H232ZM242 122V123H241ZM4 123V122H3ZM2 123V124H3ZM24 123H26V122H24ZM34 123V122H33ZM52 123H53V121H52ZM51 123V124H52ZM56 123H54V124H56ZM62 123V121L60 122V124ZM70 123V122H69ZM73 123V122H72ZM76 124H78L77 123V120H76V122H75ZM75 123H73V124H75ZM86 123V122H85ZM87 123H89L88 121H87ZM86 123V124H87ZM93 123V122H92ZM102 123V122H101ZM123 123V122H122ZM121 123V124H122ZM130 123V122H129ZM134 123V122H133ZM137 123V122H136ZM135 123V124H136ZM143 123H145V121L143 122ZM146 123H145V125H146ZM150 123V122H149ZM148 123V124H149ZM168 122H165V125L167 124ZM176 123V122H175ZM178 123V122H177ZM176 123V124H177ZM224 123H225V121H224ZM234 123V122H233ZM233 123H232V125H233ZM240 123V124H239ZM4 124V125H5ZM15 124H16V122H15ZM31 124V123H30ZM53 124V125H54ZM66 124H64L63 123V125L65 126ZM75 124V125H76ZM81 124V123H80ZM109 124V123H108ZM114 124V126H115V124L116 123H113ZM140 124H142V123H140ZM168 124H170V121H169V123ZM172 124V123H171ZM184 124V123H183ZM187 124V123H186ZM196 124V123H195ZM199 124V123H198ZM209 124V123H208ZM228 125H230L231 126V128L233 127L232 125H231V123L229 124V123H227ZM8 125V124H7ZM6 125V126H7ZM12 125V124H11ZM33 125H37L38 126V124H33ZM68 125V124H67ZM71 125V126H70ZM70 125H69V127H72V124L70 123ZM79 125V124H78ZM82 125V124H81ZM88 125V124H87ZM94 125V124H93ZM92 125V127H94ZM95 125L96 126H99L100 124H96L95 123ZM117 125V124H116ZM129 125V124H128ZM134 125V124H133ZM162 125V126H161ZM180 125H182V124H180ZM188 125V124H187ZM186 125V126H187ZM197 125V124H196ZM204 125V124H203ZM217 125H218V123H217ZM13 126V125H12ZM15 126V125H14ZM26 126H28V131L29 130H31V126L30 125H28V124H26ZM52 126V125H51ZM55 126V125H54ZM61 125H59V123H58V127L59 128H61L60 127ZM90 126V125H89ZM103 127H104V124L102 125ZM107 126H111V124H109V125H107ZM141 126V125H140ZM147 126V125H146ZM175 126V125H174ZM179 126V125H178ZM177 126V127H178ZM209 126V125H208ZM213 126H215V124L213 125ZM212 126V127H213ZM226 126V125H225ZM243 126V125H242ZM1 127V126H0ZM10 127V126H9ZM53 127V126H52ZM56 127V129H57V125L55 126ZM63 127V126H62ZM65 127H67V126H65ZM85 127V125L83 126V128ZM91 127V126H90ZM101 127V126H100ZM99 127V128H100ZM120 127V126H119ZM139 127V126H138ZM166 127V126H165ZM171 126H169V128H170ZM183 127V126H182ZM189 127V126H188ZM205 127V126H204ZM210 127H211V125H210ZM216 127V126H215ZM3 128H6V127H3ZM2 128V129H3ZM13 127H10V130L12 129ZM24 127H22V129H23ZM27 128V127H26ZM30 128V129H29ZM36 128V127H35ZM50 128V127H49ZM68 128V127H67ZM74 128H75V126H74ZM78 128V127H77ZM82 128V126L80 127V129ZM86 128V127H85ZM89 128V127H88ZM109 129H110V132H112L111 131V129L114 131V127H108ZM114 128V129H113ZM124 128H127V126H125ZM129 128H131V126L129 127ZM134 128V127H133ZM133 128H131V129H133ZM141 128V127H140ZM168 130H170L168 127H166ZM166 128H164V129H166ZM174 128V127H173ZM172 128V129H173ZM184 128V131H185V127H183ZM192 128H194L193 127V125H192V127H191V129ZM200 128H202V127H200ZM199 128V129H200ZM214 128V127H213ZM224 128V127H223ZM226 128V127H225ZM228 128H230V127H228ZM236 128V127H235ZM17 128H13L12 130H16ZM20 129V128H19ZM34 128H32V130H33ZM38 128L37 129H34L35 131L36 130H39ZM73 128H71V130H72ZM79 129V130H80ZM91 129V128H90ZM89 129V130H90ZM96 129V130H95ZM95 129H92L93 131H89V130H87L86 132L85 131H83L82 130V132L84 133L85 132V134H87L86 136H88L87 138H86V136L84 135V134H82L81 136H85L84 137V142L86 143V144H88V142L90 143L91 142V140L92 141H94V142H91V144L93 143V144H95V145H98V147H99V144H96L95 142H97L98 140H96V139H98V137H96L95 135V131H97V129L98 128H95ZM102 129V128H101ZM118 129V128H117ZM122 128H119L118 130L120 131ZM128 129V128H127ZM136 129V128H135ZM158 129V130H157ZM162 129V128H161ZM178 129V128H177ZM180 129H181V127H180ZM188 129H190V128H188ZM219 129V128H218ZM220 129H222V128H220ZM227 129V128H226ZM1 130V129H0ZM21 130V129H20ZM20 130H16V132H18L19 133V131ZM24 130H26L25 128H24ZM51 130V129H50ZM54 130V129H53ZM58 130H60V129H58ZM63 130V129H62ZM77 130V129H76ZM84 130H86V129H84ZM99 130V129H98ZM104 130L106 131V130H108V129H105L104 128ZM117 130V131H118ZM124 130V129H123ZM160 130V131H159ZM168 130H165V132H167ZM214 130H217V129H214ZM258 130H261V131H263L262 133H260V131H258ZM6 131V130H5ZM40 131V130H39ZM57 131V130H56ZM61 131V130H60ZM68 131V130H67ZM66 131V132H67ZM70 131V130H69ZM75 131V130H74ZM103 131V130H102ZM104 131V132H105ZM122 131V130H121ZM126 131V130H125ZM128 131V130H127ZM138 131V130H137ZM149 131H150V133L152 134V136H151V134H150V136H149V141H147L148 143L150 142V140H151V138L150 137H156V138H154V139H157L158 138V134H155V133H157V131H158V133H159V137H160V139L158 138V140H154L153 138V140H154V142L156 141V145L153 147L154 148V150L153 151H151L150 150V148L152 147L151 146V144H148V143H146L145 142V140L146 139H144V138H147L148 139V135H146L145 136V134H147V133H149ZM164 131V130H163ZM171 131H173V130H171ZM181 131V130H180ZM192 131V130H191ZM197 131H198V129H197ZM211 131H213V129L211 130ZM217 131H219V130H217ZM216 131V132H217ZM222 131H224V130H222ZM256 131H258V133L256 132ZM3 132V131H2ZM7 132H8V134L10 133H13V132H10V131H8L7 130ZM20 132H22V131H20ZM31 132V131H30ZM47 132V131H46ZM55 132V131H54ZM65 132V131H64ZM71 132V131H70ZM69 132V133H70ZM73 132V131H72ZM71 132V133H72ZM80 132V133H79ZM75 131V133H76V135L78 134L79 136H80V134L82 133L81 132V130L80 131ZM93 134H95V135H93ZM95 132V133H94ZM98 132V131H97ZM107 132V131H106ZM130 132H132V131H130ZM129 132V133H130ZM178 132H179V130H178ZM181 132H183V129H182V131ZM187 132V131H186ZM214 132V131H213ZM228 132V131H227ZM15 133V132H14ZM17 133V134H18ZM22 133H26L27 134V132H22ZM39 133V132H38ZM37 133V134H38ZM41 133H42V131H41ZM51 133V132H50ZM63 133V132H62ZM69 133H67L68 134V136L69 137H73V136H70L69 135ZM101 133V132H100ZM115 133H117V132H115ZM126 133V132H125ZM134 133H136L135 132V130H134ZM138 134H140L141 132H137ZM168 133V132H167ZM167 133H165L166 135H167ZM170 133V132H169ZM168 133V134H169ZM185 133V132H184ZM189 133H190V131H189ZM219 135H220V131L219 132H217ZM226 133V132H225ZM256 133H257V136H255L256 135ZM5 134V133H4ZM7 134V133H6ZM20 134V133H19ZM36 133L34 134V136L35 135H37ZM44 134H45V132H44ZM53 134H55V133H53ZM52 134V135H53ZM58 134L59 133H57V135L56 136H58ZM110 134V133H109ZM127 134V133H126ZM125 134V135H126ZM132 134H133V132H132ZM137 134V135H138ZM156 135V136H153V135ZM164 134V133H163ZM174 134V133H173ZM172 134V135H173ZM176 134V133H175ZM175 134L173 135L174 137H175ZM209 134V133H208ZM212 134V133H211ZM210 134V135H211ZM218 134L216 135V137L218 136ZM259 134V135H258ZM0 135H3L2 133L0 134ZM12 135V134H11ZM10 135V137H12ZM13 135H15V134H13ZM21 135H23V134H20V136ZM31 135H33V134H31ZM63 135V134H62ZM66 135V134H65ZM73 135V134H72ZM92 135L96 138H94V140H93V138H92ZM100 135H102V134H100ZM103 135H105V134H103ZM106 135H108V133L106 134ZM112 135V134H111ZM115 135H117V134H115ZM118 135H120V134H118ZM122 135V134H121ZM177 135V134H176ZM182 135V134H181ZM223 135V134H222ZM249 135H253V136H250L249 137ZM5 136V135H4ZM2 137V139H4L5 140V138L7 137V135H6V137ZM19 136V135H18ZM19 136V137H20ZM27 136H28V134H27ZM30 136V135H29ZM46 136H47V134H46ZM48 136L49 137H46V139H49L50 138V135L48 134ZM113 136H114V134H113ZM145 136V137H144ZM164 136V135H163ZM183 136V135H182ZM186 136H188L187 134H186ZM193 136V135H192ZM200 136V135H199ZM204 136V135H203ZM207 136V139H208V137L209 138H211V140H212V138L214 137V138H216L215 137V134L213 135V137H212V135H211V137L210 136H208V135H206ZM224 136H226V135H224ZM223 136V137H224ZM22 138H23V136H21ZM25 137V136H24ZM31 137V136H30ZM33 137V136H32ZM36 137V136H35ZM37 137H40L39 135L37 136ZM42 137V136H41ZM61 137V136H60ZM74 137H76V136H74ZM83 137L81 138V139H83ZM89 137H90V139H89ZM114 137H116V136H114ZM139 136H138V138H140ZM163 139H162V138ZM165 137V136H164ZM168 138H169V136H167ZM195 137V136H194ZM17 138V140L18 139H21V138H18V137H16ZM27 138H29V137H27ZM34 138V137H33ZM43 138V137H42ZM45 138V137H44ZM65 138V137H64ZM85 138L88 140H90V141H87V140H85ZM105 138V137H104ZM104 138H102V139H104ZM111 138V137H110ZM117 138V137H116ZM121 138V137H120ZM124 138V137H123ZM123 138H121V139H123ZM132 138V139H131ZM135 138V137H134ZM136 138H137V136H136ZM172 138V137H171ZM176 141H178V137L176 136ZM186 137H184V139H185ZM190 138V137H189ZM219 137H217V139H218ZM226 138V137H225ZM7 139V138H6ZM31 139V138H30ZM52 139V138H51ZM59 139V138H58ZM66 140H68V138L66 137L65 138ZM100 139V138H99ZM113 139V138H112ZM111 139V140H112ZM120 139V140H121ZM175 139V138H174ZM181 139V138H180ZM192 139V138H191ZM198 139H200V138H198ZM203 139V138H202ZM216 139V140H217ZM1 140V139H0ZM3 140V142H5ZM17 140H16V142H17ZM25 140V139H24ZM45 140V139H44ZM61 140H62V137H61ZM101 140V139H100ZM105 140H106V138H105ZM105 140L104 141H102L103 143L105 142ZM125 140V139H124ZM123 140V141H124ZM137 140H140V139H137ZM169 140V139H168ZM187 140V139H186ZM194 141H196L195 139H193ZM214 140V139H213ZM219 140H221L222 141V139H221V136H220V139ZM2 141V140H1ZM12 141H14V143L16 144V145H19L18 147H20V143H22L23 145H24V143L25 142H27V141H22V142H20V143H16L15 142V140L13 139ZM11 141V139L9 140V142L11 143L12 142ZM74 141V140H73ZM82 141V142H83ZM108 141V140H107ZM113 141H116V140H113ZM112 141V142H113ZM125 141V142H126ZM170 141V140H169ZM175 140H173V142H174ZM176 141L174 142L175 144H177V145H175V146H178V143H176ZM181 141V140H180ZM184 141L185 140H183V141H181L182 143H184ZM205 141V140H204ZM220 141V142H221ZM8 142V143H9ZM24 142V143H23ZM33 142V141H32ZM44 142V141H43ZM42 142V143H43ZM47 143H48V141H46ZM61 142V141H60ZM62 142H64V140L62 141ZM68 142V141H67ZM70 142H72V141H70ZM77 142H79V141H77ZM109 142V141H108ZM119 142V139L117 140V142H114V143H118ZM144 142H145V144L147 145H144ZM151 142H153L152 140H151ZM166 143V145H165V143ZM171 142V141H170ZM169 142V143H170ZM200 142H202L203 143V141H199V143ZM213 142H215V140L213 141ZM216 142H218V140L216 141ZM220 142H218V143H220ZM10 143H9V145H10ZM13 143V142H12ZM41 143V142H40ZM46 143V144H47ZM65 143H66V141H65ZM97 143H99V142H97ZM101 143V142H100ZM110 143V142H109ZM108 143V144H109ZM124 143V142H123ZM172 143V142H171ZM190 143H192V142H190ZM194 143V142H193ZM192 143V144H193ZM209 143V142H208ZM207 143V144H208ZM225 143V142H224ZM223 143V144H224ZM2 145H4V144H7V142H5L4 144L3 143H1ZM14 144V145H15ZM31 144H33V143H31ZM31 144L29 143L28 145L32 148V146H31ZM67 144H70V143H67ZM76 144V143H75ZM107 144V143H106ZM107 144V145H108ZM144 146H143V145ZM188 144V143H187ZM186 144V145H187ZM195 144V143H194ZM201 144V143H200ZM215 144V143H214ZM217 144V143H216ZM11 145H13V144H11ZM22 145V146H23ZM25 145H27V144H25ZM36 145H38L37 143H36ZM35 145V146H36ZM48 145V144H47ZM77 145V144H76ZM76 145H74V146H76ZM81 145V144H80ZM79 145V146H80ZM100 145H103V144H100ZM112 145V144H111ZM110 145V146H111ZM116 145V144H115ZM114 145V146H115ZM165 145V146H164ZM185 145V144H184ZM183 145V146H184ZM190 145V144H189ZM199 145V144H198ZM206 145V144H205ZM209 145V144H208ZM35 146H33L34 148H35V150H36V147ZM49 146V145H48ZM47 146V147H48ZM66 146V145H65ZM68 146V145H67ZM81 146H84L83 144L81 145ZM87 146V145H86ZM88 146L90 147V149H92V150H90L89 148V152H90V156H91V159L90 160H93V159H96V160H94V161H97V159L99 160V161H101L102 160V162L103 161H105V160H107L109 157H107V156H109L108 154H107V156H103V155H106L104 152L103 153H100L99 154V151H100V149H98V147L96 146H94L93 145V148L88 144ZM168 146H169V144H168ZM180 146H181V144H180ZM200 146V147H199ZM198 147H199V150L201 149V145H199ZM216 146V145H215ZM221 146V145H220ZM254 146V147H255ZM5 147H7V151H8V148L9 149H11L10 150V152L13 150L12 148H10V147H8V146H5ZM24 147H26V149H27V151H28V148H27V146H24ZM29 147V148H30ZM59 147V146H58ZM70 147H71V145H70ZM70 147L68 146V148L70 149ZM101 147H104V146H101ZM107 146L105 145V148H106ZM109 147V146H108ZM112 148H113V145L111 146ZM111 147H110V149H111ZM171 147V146H170ZM191 147V146H190ZM195 147V146H194ZM209 147V146H208ZM222 147V146H221ZM243 147V148H242ZM16 148V146L14 147V149ZM34 148H32L33 150H34ZM52 148V147H51ZM104 148V149H105ZM130 148H132V149H130ZM172 148H173V146H172ZM176 148V147H175ZM185 148V147H184ZM207 148V147H206ZM50 149V148H49ZM78 149V148H77ZM83 149V148H82ZM81 148H80V150H82ZM85 149H86V147H85ZM103 148H102V151L104 150ZM108 149V148H107ZM149 149V150H148ZM170 149V148H169ZM191 149V148H190ZM195 149V148H194ZM193 149V150H194ZM203 149V148H202ZM213 149V148H212ZM223 149V148H222ZM3 151H4V149H2ZM18 150V149H17ZM51 150V149H50ZM106 150V149H105ZM112 150V149H111ZM113 150H115V149H113ZM131 150V151H130ZM137 150V151H136ZM164 150H166V151H168L167 150V148L165 149L164 148ZM176 150V149H175ZM174 150V151H175ZM183 150V149H182ZM193 150H191V151H193ZM199 150H197V151H199ZM217 150V149H216ZM224 150H226V149H224ZM223 150V151H224ZM233 150V149H232ZM238 150H240V149H238ZM238 150H234V151H231V152H234L235 154H237L236 153V151L238 152ZM21 151H24V150H22L21 149ZM26 151V150H25ZM31 151V150H30ZM38 151V150H37ZM68 151V150H67ZM86 151V150H85ZM106 151H108V150H106ZM110 151V150H109ZM108 151V152H109ZM166 151H164V153L166 152ZM170 151V150H169ZM191 151H188V152H191ZM195 151H196V149H195ZM196 151V152H197ZM201 151V150H200ZM210 151H211V149H210ZM218 151V150H217ZM228 151H229V149H228ZM5 152V151H4ZM9 152V153H10ZM14 152V151H13ZM19 152V151H18ZM18 152H16V149H15V154H16V156L18 155ZM29 152V151H28ZM34 153H35V151H33ZM32 152V153H33ZM41 152V151H40ZM75 152H76V150H75ZM89 152H87V153H85V154H88ZM112 152V151H111ZM134 152V153H135ZM162 152V154H164L163 153V151H161ZM171 152H173V151H171ZM176 152V151H175ZM202 152V151H201ZM200 152V153H201ZM204 152V151H203ZM206 152V151H205ZM209 152V151H208ZM218 152H220V151H218ZM241 152V153H242ZM247 152V153H248ZM255 152V151H254ZM12 153V152H11ZM14 153H12V155H14L15 156V154ZM21 153V152H20ZM24 153V152H23ZM58 153V152H57ZM63 153V152H62ZM68 153V152H67ZM81 153V152H80ZM133 153V154H134ZM141 153L142 154H144V155H141ZM149 153H147L148 155H149ZM169 153V152H168ZM195 153V152H194ZM199 153V152H198ZM199 153V154H200ZM210 153V152H209ZM213 153V152H212ZM227 153V152H226ZM247 153H244V154H242V155H240L239 154V156L242 158V157H244V155H246ZM25 154H26V152H25ZM24 154V155H25ZM37 154H39V152L37 153ZM42 154V153H41ZM40 154V155H41ZM56 154V153H55ZM76 154V153H75ZM83 154V153H82ZM93 154H94V157H93ZM152 154V153H151ZM154 154V153H153ZM158 154H161V153H158ZM173 154H174V152H173ZM184 155H186L185 153H183ZM197 154V153H196ZM203 154H205V155H207L206 153H203ZM43 155V154H42ZM50 155V154H49ZM64 155V154H63ZM70 155V154H69ZM79 155V154H78ZM81 155V154H80ZM114 155V156H113ZM126 155H128V157L126 156ZM132 155V154H131ZM135 155V154H134ZM147 155V156H148ZM175 155V154H174ZM201 156H203L202 154H200ZM199 155V156H200ZM213 155H215L214 153H213ZM249 155V156H250ZM7 156V155H6ZM9 156H10V154H9ZM8 156V157H9ZM19 156H20V154H19ZM33 156V155H32ZM38 157H39V155H37ZM55 156V155H54ZM60 156V155H59ZM76 156V155H75ZM83 156H84V154H83ZM101 156H103L104 157V160H103V157H101ZM143 156H144V158H143ZM151 156V155H150ZM153 156H157V155H153ZM161 156V155H160ZM168 156V155H167ZM209 156H211V154L209 155ZM228 156H231V155H228ZM235 156V155H234ZM237 156V155H236ZM239 156H237V158L239 157ZM12 157V156H11ZM28 157V156H27ZM27 157H26V159H27ZM41 157V156H40ZM42 157H44V156H42ZM96 157V158H95ZM105 157H107L106 159H105ZM131 157V156H130ZM133 157V156H132ZM149 157V156H148ZM158 157H159V155H158ZM161 157H163V156H161ZM169 157H171V156H169ZM177 157H179V159H180V154H179V156L177 155ZM193 157H194V154H193ZM192 157V158H193ZM196 157V156H195ZM220 157V156H219ZM223 157V156H222ZM224 157H226V155L224 156ZM233 157V156H232ZM246 157H248L247 155L244 157V158H242V159H248V158H246ZM1 158V157H0ZM19 158V157H18ZM29 158V157H28ZM33 158V157H32ZM37 158V157H36ZM79 158V157H78ZM82 158V157H81ZM84 158H86V157H84ZM90 158V157H89ZM88 158V159H89ZM136 159H137V157H135ZM155 158H157V157H155ZM173 158V157H172ZM185 158V157H184ZM190 158V157H189ZM189 158H187L188 160H189ZM192 158H190V159H192ZM250 158H253V156L252 157H250ZM11 159V158H10ZM9 158H8V160H10ZM13 159V158H12ZM16 159H17V157H16ZM20 159H22V158H20ZM25 159V158H24ZM38 159V158H37ZM41 159H43V158H40L39 160H41ZM46 159V157L44 158V160ZM48 159V158H47ZM49 159L50 160H52V158L49 156ZM83 159V158H82ZM110 159L108 160V162L110 161ZM121 159V160H120ZM130 159V158H129ZM136 159L134 160V161H136ZM165 159H167V158H165ZM165 159H163V160H165ZM175 158H173V160H174ZM186 159V158H185ZM194 159V158H193ZM193 159H192V161H193ZM201 159H202V157H201ZM201 159L199 160V161H201ZM207 159V158H206ZM208 159H210L209 157H208ZM213 159V158H212ZM212 159H210V160H212ZM218 159V158H217ZM219 159H221V158H219ZM7 160V161H8ZM18 160V159H17ZM17 160H16V162H17ZM23 160V159H22ZM39 160H38V162H39ZM84 161L83 162H85V159H83ZM89 160V161H90ZM128 160V159H127ZM139 160V159H138ZM154 160L155 159H153V161H150V159H149V161L150 162H153L154 163ZM158 160V159H157ZM156 160V161H157ZM235 160V159H234ZM13 161H14V159H13ZM19 162H22V161H20V160H18ZM30 161V160H29ZM32 161V160H31ZM41 161H43V160H41ZM49 161V160H48ZM69 161V160H68ZM67 161V162H68ZM82 161V160H81ZM129 162H131L130 160H128ZM134 161H133V163H134ZM147 161V160H146ZM179 161H182V159L181 160H179ZM220 161V160H219ZM231 161V160H230ZM10 162V161H9ZM34 162H37V161H34ZM44 162V161H43ZM118 162H116V163H118ZM129 162H127V163H129ZM160 162H161V158H160ZM166 162V161H165ZM165 162H162V163H165ZM169 162V161H168ZM176 162V161H175ZM178 162V161H177ZM176 162V163H177ZM185 162V161H184ZM184 162H182V164L184 163ZM205 162H208V161H205ZM243 162V161H242ZM241 162V163H242ZM251 162V163H250ZM25 163H26V161H25ZM24 163V164H25ZM90 163V162H89ZM95 163V162H94ZM98 163V162H97ZM97 163H95L96 165H97ZM106 164H107V162H105ZM104 163V164H105ZM114 164L113 166H115V165H117V164ZM124 163V162H123ZM125 163H126V160H125ZM132 163V162H131ZM131 163H129V164H131ZM138 163V165L137 166H139V162H137ZM143 163V162H142ZM156 163V162H155ZM155 163H154V165H155ZM158 163V162H157ZM170 163V162H169ZM168 163V164H169ZM176 163H175V165H176ZM189 163H190V161H189ZM193 163V162H192ZM203 163V162H202ZM208 163H210V162H208ZM208 163H206V164H208ZM213 163V162H212ZM222 163V162H221ZM244 163V162H243ZM246 163H245V165H246ZM11 164V163H10ZM10 164H8V165H10ZM71 164V163H70ZM87 164H88V162H87ZM92 164H93V162H92ZM100 164V163H99ZM112 164V163H111ZM111 164H109L108 163V165H111ZM129 164H128V166H129ZM135 164V163H134ZM148 164H149V162H148ZM166 164V163H165ZM173 164H174V162H173ZM178 164H179V162H178ZM186 164V163H185ZM188 164V163H187ZM194 164H195V162H194ZM205 164V163H204ZM239 164H240V162H239ZM13 165H14V163H13ZM22 166V163L21 164H19V166ZM26 165V164H25ZM24 165V167H22L24 170H25V167H29V166H25ZM35 165H36V163H35ZM38 165V164H37ZM66 165V164H65ZM89 165V164H88ZM101 165V164H100ZM122 165V164H121ZM120 164H119V166H121ZM142 165V164H141ZM157 165V164H156ZM197 165V164H196ZM203 165V164H202ZM210 165V164H209ZM238 165V164H237ZM0 166H1V164H0ZM3 166H5V165H3ZM3 166H1V167H3ZM7 166V165H6ZM10 166H12V165H10ZM15 166H18V164L17 165H15ZM18 166V168L17 169H19L20 167ZM41 166V167H40ZM39 167L40 168H42V164L40 165ZM55 166V165H54ZM79 166V165H78ZM93 166H95V165H93ZM97 166H99V165H97ZM97 166H95V167H97ZM143 166V165H142ZM146 166V165H145ZM157 166H160V164L159 165H157ZM165 166V165H164ZM169 166V165H168ZM179 166V165H178ZM195 166V165H194ZM193 166V169L195 168ZM198 166V165H197ZM204 166V165H203ZM207 166V165H206ZM212 166V165H211ZM234 166V165H233ZM238 166H241V165H238ZM13 167V166H12ZM11 167V168H12ZM36 167V166H35ZM67 167V166H66ZM85 167V166H84ZM87 167V166H86ZM89 167H92V165H90ZM102 167H104V165L102 166ZM101 167V168H102ZM111 167V166H110ZM118 167V166H117ZM124 166H122V168H123ZM130 167V166H129ZM134 167V166H133ZM150 167V166H149ZM160 167H162V166H160ZM173 167H175V166H173ZM190 167V166H189ZM198 167H200V166H198ZM209 167V166H208ZM207 167V168H208ZM231 167V166H230ZM6 168H8V167H6ZM16 168V167H15ZM30 168V167H29ZM34 168V167H33ZM69 168V167H68ZM99 168V167H98ZM107 168V167H106ZM152 168V167H151ZM164 168V167H163ZM180 168V167H179ZM178 168V169H179ZM190 168H192V165H191V167ZM205 168V167H204ZM229 168V167H228ZM233 168V167H232ZM237 168H239V167H237ZM244 168V169H243ZM10 169V168H9ZM16 169V170H17ZM27 169V168H26ZM71 169V168H70ZM73 169V168H72ZM76 169V168H75ZM81 169V168H80ZM87 169V168H86ZM89 169V168H88ZM92 169V168H91ZM95 169V168H94ZM127 169H128V167H127ZM131 169V168H130ZM133 170L135 169V167L134 168H132ZM143 169V168H142ZM147 169V168H146ZM155 169V168H154ZM159 169V168H158ZM170 169V168H169ZM175 169V168H174ZM196 169H197V167H196ZM2 170V169H1ZM3 170H5V169H3ZM20 170H22L21 168L19 169V173L20 172H22V171H24V170H22V171H20ZM28 170V169H27ZM36 170H38V169H36ZM35 170V171H36ZM52 170V169H51ZM57 170V169H56ZM62 170H63V168H62ZM65 170V169H64ZM77 170H79V168L77 167ZM76 170V171H77ZM104 170V169H103ZM121 170V169H120ZM138 170V169H137ZM137 170H136V172H137ZM141 170V169H140ZM143 170H145V169H143ZM148 170H150V168L148 169ZM157 170V169H156ZM163 170V169H162ZM180 170V169H179ZM179 170H174L175 172H177V171H179ZM189 168L186 170L187 172H185L184 171V173L186 174L187 173V175H188V173H189V171H191V170H189ZM202 170V169H201ZM236 171H238V169H235ZM10 171V170H9ZM8 171V172H9ZM32 171H33V169H32ZM35 171H33V173L35 172ZM44 172L45 171H47L46 169L45 170H43ZM75 171V170H74ZM82 171H83V169H82ZM125 171H126V169H125ZM130 171V170H129ZM139 171V170H138ZM163 171H166V170H163ZM170 171V170H169ZM171 171H173L172 170V168H171ZM173 171V172H174ZM198 171V170H197ZM196 170H195V172H197ZM200 171V170H199ZM203 171H204V169H203ZM12 172H14V174H18V171L16 172V171H12ZM12 172L10 173V175L12 174ZM25 173H29V171H24ZM24 172H22L21 174H24ZM41 172V171H40ZM50 172V171H49ZM58 172V171H57ZM59 172H61V171H59ZM72 172V171H71ZM79 172V171H78ZM95 172V171H94ZM102 172H104V171H102ZM111 172V171H110ZM202 172V171H201ZM201 172H200V174H201ZM7 173V171L4 173L5 175H7V176H9L8 174H6ZM43 173V172H42ZM47 173V172H46ZM53 173V172H52ZM73 173H75V172H73ZM81 173V172H80ZM84 173V172H83ZM123 173H124V171H123ZM129 173V172H128ZM127 173V174H128ZM133 173V172H132ZM159 173V172H158ZM157 173V174H158ZM180 173V172H179ZM183 173V172H182ZM191 173H193V172H191ZM218 173V172H217ZM21 174L20 175H18V176H21ZM36 173H34V174H32L33 175V177H34V175H35ZM37 174H39V172H37ZM44 174V173H43ZM53 174H57L56 172L55 173H53ZM64 175H66L65 174V171H64V173H63ZM62 174V175H63ZM117 174V173H116ZM125 174V173H124ZM126 174V175H127ZM145 174V173H144ZM163 174V173H162ZM203 174H204V172H203ZM0 175H2L1 173H0ZM13 175V174H12ZM27 176H28V174H26ZM50 175V174H49ZM60 175H61V173H60ZM72 175V174H71ZM74 175H76V174H74ZM109 175V174H108ZM112 175V174H111ZM121 175V174H120ZM123 175V174H122ZM133 175H134V173H133ZM152 175V174H151ZM156 175V174H155ZM155 175H154V177H155ZM159 175V174H158ZM170 175V174H169ZM173 175V174H172ZM3 176V175H2ZM1 176V178H5V176H3L2 177ZM16 176V175H15ZM30 176H31V174H30ZM44 176H46V174L44 175ZM113 176V175H112ZM118 176V175H117ZM132 176V175H131ZM165 176H166V174H165ZM171 176V175H170ZM176 176V175H175ZM181 176V177H182ZM210 176H212V175H210ZM11 177V176H10ZM24 178H25V174H24V176H23ZM32 177V178H33ZM39 177V176H38ZM58 177V176H57ZM86 177V176H85ZM115 177V176H114ZM150 177V176H149ZM152 177V176H151ZM159 177H161V175H159ZM0 178V179H1ZM17 178V177H16ZM42 178V177H41ZM59 178V177H58ZM65 178V177H64ZM91 178V177H90ZM98 178V177H97ZM128 178V177H127ZM140 178V177H139ZM158 178V177H157ZM166 178H167V176H166ZM186 178H187V176H186ZM204 178V179H203ZM7 179V178H6ZM12 179H14V181H12V182H10V183H16L17 181L15 180V178L13 177ZM19 179H21L22 180V178H18V180ZM27 179H28V177H27ZM26 179V180H27ZM135 179H137V178H135ZM141 179V178H140ZM152 179H153V177H152ZM160 179V178H159ZM178 180V182H177V180ZM219 179V178H218ZM1 180H3V179H1ZM8 180H11V178H9ZM25 180V179H24ZM33 180H34V178H33ZM71 180H72V178H71ZM96 180V179H95ZM131 180V179H130ZM156 180V179H155ZM154 180V181H155ZM161 180V179H160ZM164 180H166V179H164ZM172 180V181H171ZM175 180V181H174ZM211 180V179H210ZM16 181V182H15ZM23 181V180H22ZM29 181V180H28ZM127 181V180H126ZM129 181V180H128ZM159 181V180H158ZM174 181V182H173ZM207 181V180H206ZM212 181V180H211ZM214 181V180H213ZM9 182H7L8 184H9ZM73 182H75V181H73ZM72 182V183H73ZM108 182V181H107ZM152 182V181H151ZM150 182V183H151ZM209 182V181H208ZM215 182V181H214ZM2 183V182H1ZM4 183V182H3ZM12 184V185H15V184ZM22 183V182H21ZM20 183V184H21ZM94 183H95V181H94ZM125 183V182H124ZM148 183V182H147ZM156 183H158V182H156ZM160 183H161V181H160ZM218 183V184H219ZM17 184V183H16ZM74 184V183H73ZM79 184V183H78ZM78 184H76L75 183V185H78ZM97 184V183H96ZM152 184V183H151ZM162 184V185H163ZM4 185V184H3ZM23 184H21V186H22ZM81 185V184H80ZM79 185V186H80ZM98 185V184H97ZM96 185V186H97ZM100 185V184H99ZM123 185V184H122ZM158 185H159V183H158ZM6 186V185H5ZM8 186V185H7ZM6 186V187H7ZM10 186V185H9ZM18 186H19V183H18ZM83 186V185H82ZM86 185H84V187H85ZM93 186H95V185H93ZM95 186V187H96ZM106 186H107V184H106ZM115 186V185H114ZM117 186V185H116ZM205 186V187H204ZM4 187V186H3ZM11 187V186H10ZM13 187V186H12ZM11 187V188H12ZM16 187H17V185H16ZM15 187V188H16ZM72 187V186H71ZM77 187V186H76ZM83 187V188H84ZM203 187V188H202ZM208 187V186H207ZM261 189H260V188ZM5 188V187H4ZM17 188H19V187H17ZM69 188H70V186H69ZM75 188V187H74ZM80 188V187H79ZM87 188H88V186H87ZM86 188V189H87ZM92 188H94V187H92ZM91 188V189H92ZM145 188V187H144ZM151 188V187H150ZM255 188H257V191L255 192V194H257V193H260V194H257L256 196H254V198H252L251 196H253V194H254V192H253V194H250ZM2 189V188H1ZM5 189H8V188H5ZM4 189V190H5ZM72 189V188H71ZM78 189V188H77ZM140 189V188H139ZM157 189V188H156ZM262 190L261 192H258V191H260V190ZM60 190V189H59ZM68 190V189H67ZM79 190L80 189H78V192H79ZM147 190V189H146ZM149 190V189H148ZM151 190V189H150ZM252 190V191H251ZM69 191V190H68ZM73 191H76V189L75 190H73ZM81 191H82V189H81ZM137 191V190H136ZM135 191V192H136ZM143 191V190H142ZM163 191H165V190H163ZM219 191V192H218ZM243 192V191H245V194L244 193H242V194H244L245 196V198L243 197V196H241L238 192ZM251 191V192H250ZM1 192V191H0ZM141 192V191H140ZM155 192V191H154ZM160 192V191H159ZM204 192H205V195H204ZM215 192H217V193H215ZM2 193V192H1ZM4 193V192H3ZM69 193V192H68ZM71 193H73L72 191H71ZM77 193V192H76ZM81 193V192H80ZM79 193V194H80ZM129 193V192H128ZM142 193V192H141ZM162 193V192H161ZM203 193V194H202ZM214 193L216 194V195H214ZM238 193V194H237ZM13 194V193H12ZM136 194V193H135ZM143 194V193H142ZM237 194V195H236ZM69 195H70V193H69ZM74 195V193L72 194V195H70L71 197ZM144 195V194H143ZM147 195V194H146ZM238 195H240L241 197L240 198H244L243 200H242V203H241V201H240V205H239V202L238 201H236V199H239L240 200V198H237V197H239ZM249 195H251L250 197L252 198L249 202H248V200L249 199H247L248 197H249ZM2 195H0V197H1ZM3 196H5V194L3 195ZM2 196V197H3ZM75 196V195H74ZM79 196V195H78ZM82 196V195H81ZM125 196V195H124ZM145 196V195H144ZM159 196V195H158ZM127 197V196H126ZM126 197H125V199H126ZM137 197V196H136ZM143 197V196H142ZM148 196H146V198H147ZM13 198V197H12ZM70 198V197H69ZM114 198V197H113ZM124 198V197H123ZM154 198V197H153ZM3 199V198H2ZM1 199V200H2ZM88 199V198H87ZM142 199V198H141ZM140 199V200H141ZM150 199L151 198H149V204L148 205H150V203L152 202V201H150ZM4 200V199H3ZM2 200V201H3ZM111 200V199H110ZM113 200V199H112ZM123 200V199H122ZM127 200V199H126ZM126 200H124L125 202H127ZM152 200H154V199H152ZM164 202H167V203H162V201ZM204 200H206V203L204 202ZM2 201H0V202H2ZM11 201V200H10ZM70 201H71V199H70ZM118 201H120L119 199L117 200V205H118ZM132 201H133V199H132ZM134 201H136V200H134ZM143 202H144V204H145V200L143 199L142 200ZM148 201V200H147ZM203 202L204 204H203V206H199V208H200V210H202L203 209V207H204V209L202 210V211H198L199 210V208H198V205H197V207H195L194 209H196V210H194V209H192L193 207V205H195V204H198V203H195V202ZM14 202V201H13ZM18 202V201H17ZM68 201H66V203H67ZM111 202V201H110ZM116 202V201H115ZM141 202V201H140ZM142 202V203H143ZM155 202V203H156ZM199 202V203H200ZM236 202L238 203V205H239V209H240V211H236V208H237V205H236ZM65 203V202H64ZM65 203V204H66ZM69 203V202H68ZM70 203H72V202H70ZM131 203V202H130ZM135 203V202H134ZM147 203V202H146ZM159 203H162L163 205L165 204L166 206H164V209H163V207L162 206H160L161 204H159ZM195 203V204H194ZM74 204V202L71 204V205H73ZM112 204V203H111ZM125 204V203H124ZM136 204H139V202H136ZM151 204H153V203H151ZM158 204H159V206H158ZM11 205V204H10ZM122 205V204H121ZM128 205V204H127ZM135 205V204H134ZM142 205V204H141ZM202 205V204H201ZM236 205V206H235ZM12 206V205H11ZM70 206V205H69ZM69 206H67L68 207V209H69ZM79 206V205H78ZM120 206V205H119ZM119 206H118V208H119ZM124 205H122V207H123ZM168 206H170V208L168 207ZM235 206V207H234ZM121 207V208H122ZM129 207V206H128ZM128 207H126V208H128ZM133 207H136L137 209L139 208V207H137L136 205L135 206H133ZM141 207V206H140ZM144 207V206H143ZM142 207V208H143ZM145 207H146V204H145ZM153 207V206H152ZM166 207H168V208H166ZM174 209H173V208ZM235 209H234V208ZM242 208V210H241V208ZM24 209H25V207H23ZM65 208V207H64ZM72 208V207H71ZM80 208V207H79ZM117 208V207H116ZM117 208V209H118ZM121 208H120V210H121ZM147 208V207H146ZM154 208V207H153ZM166 208V209H165ZM238 208H237V210H238ZM65 209H67V208H65ZM115 209V208H114ZM130 209V208H129ZM128 209V210H129ZM132 209H134V208H132ZM141 209V208H140ZM171 209H173V210H171ZM192 209V210H191ZM30 210V209H29ZM32 210V209H31ZM72 210V209H71ZM122 210H124V209H122ZM121 210V211H122ZM139 210V209H138ZM145 210V209H144ZM148 210V209H147ZM167 210H170V211H168V213H167ZM21 211V210H20ZM27 211H28V208H27ZM68 211V210H67ZM80 211V210H79ZM117 211V210H116ZM119 211V210H118ZM131 210H129V212H130ZM139 211H142L143 212V210H139ZM139 211H137V212H139ZM166 211V212H165ZM24 212V211H23ZM36 212V214L35 215H37V211H35ZM63 212H66V211H64L63 210ZM112 212H113V210H112ZM115 212V211H114ZM132 212H133V210H132ZM202 212V213H201ZM77 213H79V212H77ZM116 213V212H115ZM140 213V212H139ZM156 213H157V215H156ZM22 214H24V213H22ZM29 214V213H28ZM31 214H32V212H31ZM82 214V213H81ZM80 214V215H81ZM104 214V215H103ZM110 214V213H109ZM114 214V213H113ZM117 214V213H116ZM122 214H123V212H122ZM128 214V212L126 213V215ZM131 214V213H130ZM130 214H128V215H130ZM143 214H145L144 212L142 213V215ZM148 214H149V212H148ZM235 214H236V216H235ZM71 215H73V213L71 214ZM101 215V214H100ZM102 217H106L107 216V214L105 215V213H102ZM120 215V214H119ZM132 215H133V213H132ZM136 215H138L139 216V214L138 213H136ZM135 215V217H137ZM141 215V214H140ZM146 215V214H145ZM198 215H200L201 217H199ZM15 216V215H14ZM17 216V218H18V216L19 215H16ZM16 216H15V218L14 219H16ZM23 217H24V215H22ZM28 215L26 214V221H27V219L28 218H30V216L29 217H27ZM81 216H85L84 214H82ZM98 216V215H97ZM110 216V215H109ZM12 217V216H11ZM32 217V216H31ZM99 217V216H98ZM97 217V218H98ZM101 217V218H102ZM111 217H112V215H111ZM110 217V218H111ZM124 217H120L122 220H123V218ZM133 217V216H132ZM135 217H134V219H135ZM140 217V216H139ZM142 217V216H141ZM140 217V218H141ZM10 218V217H9ZM33 218L34 217H32V219L31 220H33ZM70 218V217H69ZM68 218V219H69ZM71 218H78V215H77V217H76V214H75V216L74 217H71ZM80 218V217H79ZM85 218H86V216H85ZM85 218H83V219H85ZM113 218V217H112ZM146 218H147V216H146ZM153 218L154 220H152L151 221V219ZM83 219H81V220H83ZM86 219H88V218H86ZM107 219V218H106ZM118 219H119V217H118ZM117 219V220H118ZM125 219V218H124ZM142 220H144V218L142 217L141 218ZM141 219H138V220H140V223H141ZM18 220V219H17ZM30 222H33V221H35V220H33V221H31L30 219H28ZM40 220V219H39ZM65 220V219H64ZM64 220H62V221H64ZM74 219H72V221H73ZM79 220V219H78ZM105 219H103V222H104V224H105V222H106V220L104 221ZM110 220H112V219H110ZM109 220V221H110ZM120 220V219H119ZM122 220H120V222L122 221ZM126 220V219H125ZM156 220V221H155ZM60 221V220H59ZM69 221V220H68ZM68 221H67V223H68ZM96 220H94V222H95ZM101 221V220H100ZM108 221V222H109ZM115 221H116V219H115ZM144 221V222H145ZM12 222H14V221H12ZM75 221H73V223H74ZM81 222V221H80ZM79 222V223H80ZM84 222V221H83ZM93 222V221H92ZM93 222V224H95ZM119 222V223H120ZM123 222V223H124ZM133 222V223H132ZM144 222H142L143 224H144ZM15 223V222H14ZM29 223V222H28ZM61 223H63V222H61ZM69 223H70V221H69ZM78 223V224H79ZM84 223H86V224H88V223H90L91 225H92V223L91 222H84ZM83 223V224H84ZM110 223V222H109ZM112 223H113V220H112ZM122 223V224H123ZM138 223V222H137ZM141 223V224H142ZM13 224V223H12ZM12 224H11V226H12ZM29 224H31V223H29ZM41 224V223H40ZM65 224H66V221H65ZM71 225H72V223H70ZM77 224V223H76ZM86 224H84V225H86ZM90 224H89V227H90ZM100 224H101V222H100ZM104 224H102L103 226H104ZM135 224V223H134ZM142 224V225H143ZM27 225V224H26ZM34 225V224H33ZM32 225V229L35 227V226H33ZM37 225H39V224H37ZM44 226L46 225V224H43ZM55 226V224H52V226ZM58 225H60L59 223H58ZM74 225V224H73ZM105 225H107V224H105ZM137 224H135V226H136ZM138 225H140V224H138ZM42 226V225H41ZM53 226V227H54ZM62 226H64V225H62ZM78 226V225H77ZM81 226V225H80ZM98 226H99V223H98ZM114 226V227H115ZM132 226V227H131ZM144 226V225H143ZM13 227V226H12ZM38 227H40V225L38 226ZM46 227H47V225H46ZM46 227H45V230H47L46 229ZM48 227H49V225H48ZM53 227H52V229H53ZM58 226H56L55 228H57ZM69 227V226H68ZM72 226H70L68 229H70V230H72V228H71ZM73 227H76L75 225L73 226ZM82 227V226H81ZM99 227H101V226H99ZM109 227V226H108ZM107 227V228H108ZM112 227V226H111ZM111 227H109V228H111ZM127 227H130V230L131 231H129L128 229H127ZM0 228H1V226H0ZM36 228V227H35ZM42 228H43V226H42ZM51 228V227H50ZM49 228V229H50ZM54 228V229H55ZM65 228H67L66 227V225H65ZM78 228H79V226H78ZM77 228V229H78ZM84 228V227H83ZM88 228V227H87ZM93 229H94V227H92ZM92 228H91V230H92ZM103 227H101V231L103 230L102 229ZM106 228V229H107ZM143 228V227H142ZM13 228H11V229H9L10 231L12 230ZM15 229V228H14ZM29 229V228H28ZM39 229H41V228H39ZM38 229V230H39ZM51 229V230H52ZM59 229V228H58ZM62 229V228H61ZM74 229V228H73ZM77 229H74V231L73 232H76V230ZM85 229V228H84ZM95 229H96V231H98L97 230V228H96V225H95ZM16 230V229H15ZM30 230H31V227H30ZM29 230V231H30ZM45 230H42L41 229V231L43 232V231H45ZM64 228H63V231L62 232H64ZM69 230V232H70V235L72 234L73 235V233H71L72 231H70ZM80 230H81V228H80ZM89 230V229H88ZM111 230V229H110ZM113 230H114V228H113ZM112 230V231H113ZM146 230V231H145ZM222 230V231H221ZM28 231V230H27ZM28 231V232H29ZM54 232H57L56 231V229L55 230H53ZM52 231V232H53ZM59 231V230H58ZM67 230H65V232H66ZM85 231V230H84ZM83 231V232H84ZM95 231V230H94ZM103 231H105V230H103ZM107 232H108V230H106ZM106 231H105V233H106ZM126 231V232H125ZM129 232V234L131 233V232H133V233H131L132 235L131 236H129V234H127L126 235V233H128ZM224 231H225V233H224ZM2 232H3V230H2ZM1 232V233H2ZM34 232H36V231H34ZM39 232H40V230H39ZM47 232H49V231H47ZM46 232V233H47ZM51 232V233H52ZM53 232V233H54ZM59 232H61V231H59ZM59 232H57L58 234V236L61 234H59ZM65 232L63 233V234H65ZM68 231H67V235H69L68 233H69ZM82 231H80V233H74V234H78L77 236H79V234H81V233H83ZM87 232V234L89 233L88 231H86ZM92 232H93V230H92ZM110 232H111V235L109 236V234H110ZM125 232V233H124ZM143 232H145L144 233V235L142 234ZM222 232H223V235H222ZM1 233H0V235H1ZM8 233V232H7ZM13 233H15V232H13ZM22 233V232H21ZM24 233V232H23ZM22 233V234H23ZM25 233H26V231H25ZM24 233V234H25ZM30 233V232H29ZM37 233V232H36ZM45 233V234H46ZM53 233H52V237L51 236H48V237H50V247H49V245L48 244H45V246L46 245H48V247L49 248H47V250H46V248H45V250L44 249H42V250H44V252L45 251H47V253H49L52 257H53V259H52V257H50L51 259H50V262L51 263H53V264H56V261L55 260H58V259H60L61 258V256L59 255L60 254V251H61V253H63V251H64V253L65 252H67L68 251V248H69V250L70 249H72V250H74L75 249V253H76V249L78 248V246L77 245H75V248L71 245V243L72 242H75V241H72V240H69L70 238H72V236H68L69 237V241L67 240V238L65 237L66 236V234L65 235H60V237H58L55 233H54V236H53ZM91 233V232H90ZM96 234H99L100 233V235H102V233L101 232H95ZM220 233V235H222V236H220V235H218ZM10 234V233H9ZM9 234H7V236L9 235ZM12 234V233H11ZM17 234V236H18V234L20 235V233H16ZM21 234V235H22ZM27 235H28V233H26ZM40 234H41V232H40ZM44 233L42 234L43 236L45 235ZM49 234V233H48ZM85 235H87L86 233H84ZM96 234H95V236H96ZM103 234H104V232H103ZM143 236H142V235ZM228 234V235H227ZM2 235H4V233H2ZM20 235V236H21ZM32 235V234H31ZM34 235V234H33ZM36 235V234H35ZM38 235L39 234H37V236L36 237H38ZM42 235H41V239L40 240H42L43 241V239H44V237H43V239H42ZM89 235V234H88ZM94 235V234H93ZM105 235V234H104ZM114 235H116V236H114ZM124 235V236H123ZM227 235V236H226ZM6 236V235H5ZM6 236V237H7ZM12 236L13 235H11L10 236V238H12ZM16 236V235H15ZM25 236V235H24ZM29 236H30V234H29ZM40 236V235H39ZM56 236V238H54ZM75 236V235H74ZM81 236H84V235H81ZM81 236H80V239H82L81 238ZM92 236V235H91ZM148 236H149V238H148ZM220 236V237H219ZM0 237H2V236H0ZM22 237V236H21ZM20 237V238H21ZM35 237V236H34ZM58 237V238H57ZM63 237H65V238H63ZM94 236H92V238H93ZM96 237H98V236H96ZM96 237H94V238H96ZM101 237V236H100ZM103 237V236H102ZM105 237H103V239L105 238ZM224 237V238H223ZM4 238V237H3ZM2 238V239H3ZM9 238V237H8ZM8 238H6V239H8ZM9 238V239H10ZM30 238H32V236H30ZM53 238V241L51 240ZM77 238V237H76ZM76 238H74V240H77ZM85 238H87V236H85L84 237V239ZM88 238H91V237H88ZM129 238H127L128 239V242H130V243H132L130 240H129ZM146 238H148V239H146ZM1 239V240H2ZM5 239V238H4ZM13 239H14V237H13ZM33 239V238H32ZM37 239V238H36ZM38 239H39V237H38ZM99 239H102V238H99ZM103 239L101 240V242L103 241ZM106 239V238H105ZM104 239V240H105ZM21 240H22V238H21ZM35 240V239H34ZM34 240H32L33 242H37L36 240L34 241ZM40 240H38V241H40ZM60 240H63L62 242H60L59 243V241ZM64 240L65 241H67L66 243L64 242ZM86 240H88V239H86ZM90 240V239H89ZM97 240V239H96ZM95 240V241H96ZM113 240V239H112ZM145 240V241H144ZM148 240V241H147ZM5 241V240H4ZM16 241V240H15ZM18 241H19V239H18ZM28 241V240H27ZM47 241V240H46ZM91 241V240H90ZM95 241H92V243L94 242L95 243ZM98 241V240H97ZM106 241V240H105ZM107 241V242H108ZM142 241H143V243H142ZM146 241H147V244H146ZM8 240H7V245H9V244H12V243H9L8 244ZM11 242V241H10ZM20 242V241H19ZM22 242V241H21ZM23 242H24V240H23ZM22 242V243H23ZM47 242H49V240L47 241ZM51 242H52V245H51ZM69 242V243H68ZM79 242V241H78ZM77 241H76V243H78ZM81 242H82V240H81ZM111 242H113V243H111ZM144 242H145V244H144ZM149 242V243H148ZM154 242V243H153ZM5 243V242H4ZM18 243V242H17ZM30 243H32V242H30ZM39 243V242H38ZM38 243H36V245L38 244ZM44 243H46V242H44ZM65 243V244H64ZM103 243H100L101 245L103 244ZM111 243V244H110ZM122 243H124V244H121ZM139 243H141V244H139ZM1 244V243H0ZM13 244H14V242H13ZM16 244V243H15ZM15 244L14 245H12L11 246V248H12V252H13V254L15 255V253H16V256H14L13 254H11L10 252L11 251H9L8 249V253L7 252H5V248L7 247L8 248V246H6V244H5V248H4V252L1 250V247H3V246H0V250L2 251L1 253H0V264H38L41 260H39V262L36 260V262H34L35 261V256H38V255H34L33 253H31V252H26V253H24L23 251L22 252H16V250H20L21 248H23L22 246H21V248H19V249H17L16 247H17V245L19 246V244H16V246H15ZM24 244V243H23ZM25 244H27V243H25ZM35 243H32V245H34ZM57 244H60L58 247H57ZM62 244V245H61ZM80 244V243H79ZM82 244V243H81ZM84 244V243H83ZM100 244H97V245H100ZM114 244V245H113ZM116 244H119V246H118V248L116 247L117 245ZM127 244H125L126 246H127ZM21 245V244H20ZM30 245L31 244H29L28 245V247L30 248ZM31 245V246H32ZM95 245H96V243H95ZM110 245H113V246H110ZM153 245V246H152ZM14 246H15V248L16 249H13L14 248ZM27 246V245H26ZM25 246V247H26ZM43 246V245H42ZM82 246V245H81ZM81 246H79V252L81 251V249H82V247ZM84 246V245H83ZM93 246V245H92ZM121 246H123V248H125V250H122L123 248L121 247ZM140 246V247H139ZM162 246H164V247H162ZM172 246V247H171ZM85 247V246H84ZM83 247V248H84ZM96 246H94L93 248H95ZM98 248H100V246H97ZM189 247V248H188ZM192 247L193 248H195V249H192ZM197 247V248H196ZM32 248H33V251H34V247L32 246ZM90 248V247H89ZM122 248V249H121ZM144 248V249H143ZM10 249V248H9ZM25 249V248H24ZM85 249H88V247L86 248L85 247ZM117 249H119L120 251L122 250V251H126V253L124 252H120V251H118ZM137 251H136V250ZM6 250V251H7ZM11 250V249H10ZM14 250H15V252H14ZM26 250H28L27 248L25 249V251ZM35 250H36V248H35ZM41 250V249H40ZM67 250V251H66ZM83 250V249H82ZM91 250H92V252H91V254H96L95 252L93 253V251L94 250H96V249H92L91 248ZM98 251H99V249H97ZM151 250V251H150ZM165 250L163 251V252H165ZM28 251H31V250H28ZM37 251V250H36ZM38 251H39V248H38ZM71 251V250H70ZM70 251H68V252H70ZM77 251H78V249H77ZM118 251V252H117ZM35 252V251H34ZM44 252H41V254H39L40 253V251H39V255H43V253ZM72 252V251H71ZM87 252V251H86ZM90 252V251H89ZM88 252V253H89ZM115 252V250L113 251V253ZM119 252H120V254H119ZM139 252V255H140V253H141V250L140 251H138ZM6 253V254H5ZM10 253V254H9ZM37 253V252H36ZM63 253V254H64ZM82 253V258L84 259V261H82V260H77V258L79 259V253H77L76 255H77V258H76V260H75V263H71V264H76L78 261H82L81 262V264L83 263V264H97L96 262H93L92 261V257L91 256H89L90 258H88V259H85V257L87 258L88 257V255L85 253V251H83V252H80V254ZM101 253V252H100ZM100 253L98 252V255H100ZM102 253H101V255L100 256H97V258L99 257V258H101V260L98 262L99 264H100V262H101V264L102 263H105L106 261V259H104L105 257L104 256H102ZM123 253V254H122ZM129 255H128V254ZM141 253V254H142ZM20 254V255H19ZM21 254H23L24 256H26V255H28L29 257H32L31 258V260L29 261V259L27 258V257H23V255L21 256ZM26 254V255H25ZM30 254H33V256H31ZM46 254V253H45ZM67 254V253H66ZM65 254V256H67ZM71 254H73V253H70V255ZM84 254H86V255H84ZM108 254V255H107ZM125 255V256H123L122 257V255ZM172 254V255H171ZM174 254V255H173ZM49 255V256H50ZM62 255V254H61ZM73 255H75V254H73ZM118 255L120 256V257H118ZM133 255H135L134 253H133ZM143 255V254H142ZM153 255V254H152ZM155 255L154 256H152L153 257V259H154V257H155ZM159 255V256H158ZM199 255V256H198ZM46 256V255H45ZM57 256H60V258L58 257L57 258ZM64 256V257H65ZM115 256V257H114ZM126 256V257H127ZM132 256V257H131ZM168 258H167V257ZM171 256H174V259H173V257H171ZM202 257L201 259H204L205 258V260H203L202 262H201V260H200V258L199 257ZM203 256H204V258H203ZM95 257V256H94ZM93 257V260H95L96 261V259L97 258H94ZM102 257H104V258H102ZM113 257H114V259L117 257V259H116V261L114 260L113 261ZM139 258V256H138V253L136 254V259H138ZM140 257H141V255H140ZM148 257V258H149ZM166 257V258H165ZM172 259H171V258ZM34 258V261L32 260ZM47 259L49 258L48 257V255H47V257H46ZM45 258V259H46ZM65 258H67V257H65ZM70 258V257H69ZM118 258H121V259H118ZM170 258V259H169ZM42 259V258H41ZM46 259V260H47ZM64 259V258H63ZM70 259H73V258H70ZM66 260V259H64V260H62V259H60V261H59V264L61 263V260H62V262L64 261V262H66V261H69V262H71V260ZM89 259H91V260H89ZM103 259H104V261L105 262H102L103 261ZM127 259H128V257H127ZM126 259V260H127ZM136 259H133V262H132V260L130 261V262H132L133 264H135V260ZM146 259V258H145ZM145 259H143L142 258V261H143V263H144V260ZM168 261H167V260ZM49 260V259H48ZM138 260H140V258L138 259ZM138 260H137V262L136 263H138ZM156 260V261H157ZM158 260V261H159ZM165 260V261H164ZM171 260H173V261H171ZM200 260V261H199ZM33 261V262H32ZM73 261V260H72ZM107 261L109 262V259H107ZM120 261V262H119ZM129 261H127V263L129 264ZM142 261L140 262L141 264H143L142 263ZM155 260H153L152 261V263L151 264H155V262H154ZM162 261V262H161ZM171 261V262H170ZM44 262V261H43ZM49 262V261H48ZM47 261H46V263L47 264H49ZM64 262H63V264H64ZM80 262H78V263H80ZM105 263V264H110V263ZM116 262V263H117ZM146 262V261H145ZM42 263V262H41ZM45 263V264H46ZM77 263V264H78ZM127 263H125V264H127ZM159 263V262H158ZM171 263V264H172ZM43 264V263H42ZM58 264V263H57ZM67 264V263H66ZM68 264H70V263H68ZM123 264H124V262H123ZM139 264V263H138ZM145 264V263H144ZM147 264H149V262L147 263Z\"/></svg>","mask_w":264,"mask_h":264},{"label":"rangeland","instance_id":"obj_2","mask_svg":"<svg viewBox=\"0 0 264 264\" xmlns=\"http://www.w3.org/2000/svg\"><path fill=\"white\" fill-rule=\"evenodd\" d=\"M225 1H226V3H225ZM229 2H233V1H230V0H228ZM227 0H224V2L223 1H219V0H217V2H216V4H217V6L215 5V3H213V5H215V7H211V9H214V10H216L215 11V13L213 12V10H212V14H213V16H214V14L216 15L217 13H219V19H225L224 21L225 22H228V21H226L227 20V18H228V16L230 17L231 15L229 14V15H227V13L230 11L231 12V14L233 13V14H235V13H238V14H240L239 16H238V20H237V22H240V20H241V22L244 24V26L246 27H248V28H250V25H253L254 26V24H256L257 22L256 21H252L251 19L252 18H250L251 16H253L254 14V12L251 10V13L252 14H250L251 16H246V17H244L245 16V14H244V12H243V8H241L239 5H242V4H237L236 6H234L235 4L234 3H232V4H234L233 5V8H232V4H228L227 2H228ZM235 1V0H234ZM239 1V0H238ZM215 2V1H214ZM240 2V1H239ZM235 3H237V1L235 2ZM241 3V2H240ZM210 4H211V2H210ZM224 4V5H223ZM227 5H229L230 6V8H229V6H227ZM211 6V5H210ZM237 6H239V8H241V11H242V13L244 14V16L241 14V12L239 13V12H237V10H240V9H238V7ZM217 7H219L218 9H220V8H222V9H224L225 7L228 9H224L225 11H228L226 14L225 13H222L221 12V14H220V10L222 11V9H220V10H218L217 9ZM224 7V8H223ZM234 8H237V10H235ZM229 9H231V10H229ZM217 10H218V12H217ZM234 10H235V12H234ZM209 11L210 12H208V13H211V10L209 9ZM224 11V12H225ZM169 11H167V13H168ZM173 12H174V10H173ZM173 12H170L172 15H175L176 13H179V12H176V13H174L173 14ZM217 12V13H216ZM180 13H181V11H180ZM190 13L191 12H189L188 14H186V13H184L183 15L185 16H189L190 15ZM182 14V13H181ZM191 14H193L192 15V17H193V19L194 20H196V16H195V13L192 11V13ZM211 14V15H212ZM223 14H225L224 16L225 17H227V18H225L224 16H223V18L221 17ZM238 14H236V15H238ZM176 15H178V14H176ZM180 15V14H179ZM183 15H181L182 16V18L180 17V19H179V21L181 22V24H179L178 22L179 21H176L175 22V24H179L178 25V27H176L177 25H174V28L172 29V27L173 26H170L169 28L167 27H165V26H168V25H166V24H171V25H173L172 23H174L173 21H175V20H177L178 19V17H177V19L175 18L171 23L169 22V21H167V22H169V23H166V22H164L165 23V26H163V29H164V27L166 28V32H168V35H167V33L166 32H164V33H162L164 30L162 29V31H160V33H159V35H163L162 37V39H161V36H160V39L163 41L162 43V45H163V49L162 48H160V46H158L157 44H154L153 42V44H151V45H155V47H151L150 48V50L148 51V49L149 48H147V55H148V52L150 53L147 57H146V55L143 57V54H141V53H143V51L142 50H140L139 52H138V50H137V52H138V54L140 53L141 55H139V56H136V54H134V53H132V52H126L127 54H129V56H127V54H126V56L129 58L128 59V62H129V60H130V62L129 63H131V61H132V63L130 64V66H129V63H127V57L125 56V61H123L124 59H122V63H120V59L118 60L117 58H118V56H116V55H118V54H116L115 56L117 57V58H115V59H111V58H113L114 57V52L115 51H113V50H110L108 53H112V56H109V57H111V58H109V59H111V60H109L107 57V59H108V64H106L105 62L106 61H104V59H106V58H102V61L105 63H103V66L105 65V67H101V68H105L107 71H103V70H101V68H100V70L101 71H103V72H107L108 74H109V76L107 75V73H103V72H101V74L99 73V72H97V73H94L95 71H93V69L95 70V68H93V69H90L91 67H87V69L85 68V67H83L84 69V71L86 70V72H84L85 73V76L82 74L80 77H79V79L80 78H83L82 80H84L85 79V81H88V82H83L81 79H80V81H79V83L78 82H76L75 84L73 83V87L74 88H76V87H78L79 86V84H80V87H81V89L82 88H84V90H81L80 89V87H78V89L79 90H81V92L79 91V90H77V88H76V90H75V92L73 91V88H72V92H70L71 93V95H70V93L67 95V93L65 92H62V91H60L59 90V88L57 89V87H60L61 86V83H63L62 84V88H61V90H64L63 89V87L66 85L65 84V79L63 80V81H61V83H60V81H59V83L57 84V86L56 87H54V86H52V88H56L57 89V91H58V94H56L57 93V91H56V93H55V91H53V89L51 90V88H50V86L48 87V91L49 92H47V93H50V94H46V92H45V95H44V97H46L45 99L46 100H43V95L41 94L42 92H41V90L40 91H38L39 92V94H38V92L36 91L37 89L39 90V88L37 87L36 88V86H32L33 88H30V89H32V90H34V91H36V94L34 93L33 94V96H38V97H35V98H38V99H35L33 96V98L31 99V95L32 94H30V95H28V97L30 98H28V99H24V101H23V98L22 99H12V103L11 102H9V104H14L13 102L15 101L16 102V100L17 101H19L18 103H20V104H17L16 103V105H18L17 106V108H16V106H15V104H14V107H12L13 105H10L9 106V108L8 107H6L7 108V110H5V111H8V113H9V111H10V108H11V114L10 115H12V116H10L9 114H7V119L9 118V121H7V119L5 120V118H6V112H4L3 114H5V118L3 117V114H2V120H3V118H4V120L5 121H2V123L0 122V134L2 133L3 135H0V139L2 140H0V164H1V166H3V165H5V166H3V167H1L0 166V173L3 175V176H5V178H1V176L2 175H0V178L1 179H3V180H1L0 179V191L2 192H0V195H4L5 194V196H1L0 197V201H2L3 199V201L2 202H0V226H1V228H0V233L2 232V230H3V232L2 233H4V235H2V233H1V235L0 236H2V237H0V246H5V244H6V246H8V248L6 247H1V250L4 252V248H5V252H7L8 253V250L9 251H11L10 253L11 254H13V250H12V248H11V246L12 245H14L15 243L16 244H19V246L17 245V249H19V248H21V246L23 247V248H21L20 250H16V252L18 251V252H24V253H26V252H31V253H33L34 255L36 254V255H38V256H35V261H34V258L32 259L34 262H36V260L39 262V260H41L38 264H45L46 263V261L48 262H50V257H52L49 253H47V248H49L50 247V237H48V236H51L52 237V233L54 232L53 230H55L56 229V231L57 232H59V231H61V232H59V234L60 235H65L66 233H67V231L69 232V230L70 229H68L70 226H72L71 228H72V230H70V231H72L71 233H73V235L71 234L70 235V232L68 233L69 235H67L66 234V238H67V240L69 239V237L70 236H72V238H70L69 240H72V241H75V242H72L71 243V245L75 248V245H77L78 246V251H77V249H76V253L74 252L75 251V249L74 250H72V249H70L69 250V248H68V251H70V252H68L67 250V252H65L64 253V251H63V253H61V251H60V256H61V258H60V256H57V258L59 257L60 259H62V260H64V259H66V260H69L70 258H73V259H70L71 260V262H69V261H66V262H64V264H68V263H75V260H76V258H77V253H79V259L77 258V260H82L83 258H82V253L80 254V252H83V251H85V253L88 255V257L86 258L85 257V259H88V258H90L89 256H95L94 258H97V256H100L101 255V253L103 252L104 254H105V250H108L109 248H111V247H109L108 245H105V243L107 244V243H109L110 242V240L111 241H113L114 242V238H112L111 239V237H113L112 235H113V232L115 233L116 231H118V233H120V230H121V228H122V226L125 224V222L127 221V222H129L128 220H130L131 218V220L132 221H135L136 220V218H137V222L135 221L134 223L135 224H137L136 226H135V224L133 223V225H134V227H139L138 228V231H139V229H141V230H143L144 231V228H146V227H148V229L150 230V228H149V226L147 225V224H149V223H151V222H148L147 224H146V222L147 221H150V220H148L149 218H148V216L150 217L151 216V214L150 213H152L153 215H154V211H155V209H156V207H157V203L159 202V201H157L156 202V199H159L160 200V197L162 196H164V194L166 193V186H168L167 184H173V183H171L170 181H169V183H167L168 181V179H169V177H172V178H170V179H174L173 177H175V178H177L178 177V175H179V177H180V180L179 181H181V179L183 178V176H184V178L183 179H185V180H192V181H194L193 179L195 178L194 176H196L198 173V178L200 179L202 176H205L204 178H205V186H206V188H209L210 187V185H212L211 183H213L214 185L216 184V186L215 187H217V189L220 187L221 188V186L223 185H221L220 186V181H224L225 179H223L222 180V176H224V170L227 168V169H230L231 171H235V172H240L239 170H241V167H244L245 168V166L247 167V168H252L253 166H249L248 167V165H247V161H251V160H253L256 156H257V151L256 150H254V151H252V152H250L249 150H250V148H251V150L254 148H256V146L255 145H257V143H255L254 142V144L252 145V146H250L249 147V144H251V143H249L248 144V146H246V147H244L245 149H249L248 151L250 152V153H257L256 155H255V157H254V155H252L253 156V158H250V157H252L250 154H249V152L247 153V152H242L243 150H245V149H241L240 147L239 148H237V149H235L234 148V146L232 147V149H230V147L229 148H226V147H228V146H226L225 144L227 143V136H228V134L229 133H231L232 131H233V128L235 129V131H240L241 129H242V127H244L246 124V119H248L249 118V115H247L248 117H246L245 115H243V114H245V112L243 113L242 112V109H243V106L241 105V104H244L245 105V107H244V109H243V111H247V107H250L251 106V104L250 103H254V104H259L258 105V107L259 106H261V105H263V104H261L260 105V103H262L261 101L262 100H260L261 99V95H260V93H263V99H264V91H262V90H264L263 88L262 89H260V87H259V84L258 83H256L257 84V88H256V86L254 87V82H258V81H260L261 79H259L260 77L262 78V80L264 81V78H263V76H264V73H262L261 71H263L264 69H261L262 67L264 68V62H263V60H264V54H263V51H260V53H256L257 54V56H259V59L257 60V58H254L255 56H256V54L255 55H253V54H251V55H249V56H246V55H248V54H246L245 53V49H246V47L247 46H249L248 44H252V45H256V41L258 42V40L260 39V33L263 31V29H261V24H258L259 25V27H260V30L258 29V31H260L259 33H258V31L257 30H255V27L256 26H251L252 27V29L253 30H255L258 34L257 35H259V37L257 36V38H256V34H254L253 32H255V31H252V32H250L249 30H248V28H245V30H247V31H245L246 33L249 31V34L247 35L244 31H243V28L244 27H239V26H236V24H235V26L237 27V29H235V28H232L233 27V22L234 23H236V20H232V19H235V17H237V16H234V18L232 17V19L230 20V18L228 19L229 21H232V22H230L231 23V26L232 27H227V26H230V24L229 23H227L226 25L227 26H224V25H221V26H223V29H222V31H221V29L219 28V27H221L220 26V24H221V22L220 23H218L217 24V21H219V20H217L215 23L217 24H215L214 26L216 27V29H218L219 31V33H221L222 32V34H219L218 32H217V30H216V32L218 33V34H216V35H218L219 37H217V36H215L214 35V31H213V29L215 28L212 24H211V26H213V29L211 28V30L213 31H211L210 30V34L211 33H213V35L216 37L215 39H214V41L215 40H217L218 42L216 43H214L213 42V44H211V41H210V43H209V38H208V42L206 43V41H205V39H207V37H208V34L207 35H204V31H205V29L204 30H202L201 29V31H202V33H200L199 32V34L198 35H200L199 37L200 38H198L197 37V33H198V30H200V28L199 27H197V28H199L198 30H197V28H196V26L194 25V24H192V23H195V21L194 20H192L191 21V19H190V23L193 25H191V24H186V23H189V18L187 19L186 18V20H187V22L185 21V22H183L185 19H183V18H185ZM221 15V16H220ZM241 16H243V17H241ZM176 17V16H175ZM190 17H191V15H190ZM191 17V18H192ZM216 17H218V15H216ZM215 17V18H216ZM255 17V16H254ZM214 18V17H213ZM214 18V19H215ZM243 18V19H242ZM248 18H249V20H248ZM256 18V17H255ZM255 18H253V20L255 19ZM181 19L183 20V21H181ZM216 20V19H215ZM246 20H248L247 22L249 23V26H248V23H246ZM257 20V19H256ZM220 21H223V20H220ZM251 21V22H250ZM197 22V21H196ZM252 22H254L253 24H250V23H252ZM200 23V22H199ZM211 23V22H210ZM209 23V24H210ZM246 23V24H245ZM183 24H186V25H188L187 27L185 26V27H183V28H181V25H183ZM196 24V23H195ZM222 24H224V22L222 23ZM229 24V25H228ZM233 24V25H232ZM239 24V23H238ZM243 24H242V26H243ZM197 26H200V24H196ZM257 25V24H256ZM257 25V26H258ZM180 26V27H179ZM205 26H208V25H205ZM204 26V27H205ZM240 26H241V24H240ZM196 28V29H194V28ZM225 27H227L228 29H229V32H230V34H229V32H224L223 30H225ZM259 27H257V28H259ZM189 28H191V30L189 29ZM193 28V29H192ZM206 28V27H205ZM208 29H209V26L207 27ZM206 28V29H207ZM222 28V27H221ZM235 31L234 32V34H236L238 31H240L241 29V31H243L244 33L242 34V35H247V36H249L250 34V39L247 37L246 38V36L244 37V36H239V35H241V33H239L238 34V36H237V38H236V36L234 35V36H228V35H232L231 33H233V30ZM256 28V29H257ZM263 28V27H262ZM172 29V30H171ZM174 29H177V30H175V32H173L174 31ZM179 29V30H178ZM188 29V30H187ZM228 29H226L227 31H228ZM231 29V30H230ZM251 29V30H252ZM189 30H190V32H189ZM192 30H194V31H196V33L194 32V31H192ZM215 30V29H214ZM181 31V32H180ZM177 32V33H176ZM181 33V34H185V36H187V34H188V36L187 37H185L186 39V41H187V38H189L188 40H190V39H192L191 41V43H189L188 41V43L190 44H188L189 45V47L187 46V45H185V47H187V49L188 50H190V48H191V50L188 52V50L187 49H185L184 48V40H182L181 38L183 37V36H181V34H179V33ZM186 32H188L187 34H186ZM215 32V33H216ZM255 32V33H256ZM264 32V31H263ZM190 33V34H189ZM193 33V34H192ZM227 33V34H226ZM54 34V33H53ZM57 34V33H56ZM56 34H54L53 36L55 37L56 36V40L54 41L55 42V44H54V42H53V45H55V50L56 51H59L58 52V54L59 53H61L60 52V47H62L63 45H60L59 46V48L57 49V47H58V43L60 42V40H59V35H56ZM178 34V35H177ZM201 34H203L204 36H207V37H205L204 38V36H202ZM263 33H261V35H262ZM159 35H158V33L156 34V35H153V36H156V37H158V41H156V43L158 42L159 44L161 43V40L159 39ZM196 35V36H195ZM212 35V34H211ZM210 35V37H212ZM255 36V39H254V37L251 39V37L252 36ZM164 36H167V37H164ZM173 36H175L174 37V40L171 38V37H173ZM189 36H191V37H189ZM226 36V37H225ZM150 37H152V35L150 36ZM149 37V38H150ZM170 37V38H169ZM177 37V38H176ZM201 37H203L204 39H202ZM240 38V40H242V41H240L239 40V38ZM245 39H244V38ZM61 38V37H60ZM155 38V37H154ZM154 38H151L152 40H157V39H154ZM165 38H167V42H169V43H166L165 42ZM169 38V39H168ZM184 38V37H183ZM194 38H198L197 39V41L196 40H194ZM219 38H221V39H219ZM223 38V39H222ZM229 38V39H228ZM233 38V39H232ZM243 38V39H242ZM176 39H177V41H176ZM203 41H202V40ZM211 39V38H210ZM219 39V40H218ZM224 39H228L229 40V42H227L226 40H224ZM234 39H235V42H234ZM238 39V40H237ZM247 39V40H246ZM53 40H54V38H53ZM159 40H160V42H159ZM178 40H180V41H178ZM182 40V41H181ZM201 40V41H200ZM223 40V41H222ZM185 41V42H186ZM196 41V42H195ZM205 41V42H204ZM226 41V42H225ZM238 41V42H237ZM165 42V43H164ZM176 42V43H175ZM183 45L182 47H183V50H182V47H180V43ZM194 42V43H193ZM201 42L203 43L202 45H201ZM222 42H224L223 44H221ZM234 42V43H233ZM62 43V41L60 42V44ZM172 43V44H171ZM211 45H209V44ZM167 44H169V46L167 45ZM191 44H194V45H191ZM198 44V45H197ZM206 44V45H205ZM221 44V45H220ZM231 44H232V48L231 47H228L229 48V50H228V48H227V46H231ZM236 44V45H235ZM76 46L78 45V44H75ZM150 45V46H151ZM161 45V44H160ZM165 45V46H164ZM176 45V46H175ZM199 45H201V47L200 48H197V47H199ZM215 45V46H214ZM217 45V46H216ZM241 45V46H240ZM244 47H243V46ZM159 48H158V47ZM168 48H167V47ZM173 46H175V47H173ZM213 46V47H212ZM73 47H75V46H72V49L73 50H71V48H69L70 50L69 51H74V52H76L75 50H77V48H73ZM157 47V48H156ZM162 47V46H161ZM173 48V50H172V48ZM179 47H180V50H179ZM211 47V48H210ZM217 47V48H216ZM218 47H221V48H218ZM240 48V50H239V48ZM0 48H1V46H0ZM89 48H91V47H89ZM88 48V51H90V49ZM175 48V49H174ZM177 48V49H176ZM203 48V50H201ZM227 48V49H226ZM3 49H5V48H2L1 50H3ZM61 49H64V48H61ZM151 49H154V50H151ZM155 49H156V51H157V49H158V51H161L160 53L157 51V52H155ZM160 49H162V50H160ZM170 49V50H169ZM195 49V50H194ZM244 49V50H243ZM6 50V49H5ZM169 50V51H168ZM182 50V51H181ZM196 50H199V51H196ZM239 50V51H238ZM243 50V51H242ZM4 51V50H3ZM7 51V50H6ZM112 51V52H111ZM136 51V50H135ZM134 51V52H135ZM154 51V52H153ZM168 51V52H167ZM176 51V52H175ZM179 51V52H178ZM187 51V52H186ZM192 51L195 53V52H199L198 54H202V56L200 55H198V54H196L195 53V55H197V56H195L194 55V53L192 54ZM204 52V55L206 54H210V56H207V57H212L211 59L212 60H210V58H209V61H208V58L206 57V55L204 56L203 55V53H201V52ZM236 51V52H235ZM5 52V51H4ZM166 52V53H165ZM182 53V55H181V53ZM184 52V53H183ZM186 52V53H185ZM206 52H208V53H206ZM240 52V53H239ZM242 52H244V54L242 53ZM71 53V52H70ZM107 53V56L109 55ZM117 53V52H116ZM163 53V54H162ZM173 54V56H176V57H172V54ZM213 53V54H212ZM237 53H239V56L241 57V56H245V58H244V56H243V58H244V63H243V61L241 62V60H239V56H238V54ZM135 56H134V55ZM153 54V55H152ZM161 54H162V56H161ZM168 54V55H167ZM170 54H171V56H170ZM178 54H180V56L178 55ZM184 54L186 55H189L190 57H188V60L186 59L187 58V55L185 56V58H184ZM234 54H236V55H234ZM241 54V55H240ZM243 54V55H242ZM125 55V54H124ZM152 55V56H151ZM157 55V56H156ZM160 55V56H159ZM212 55V56H211ZM217 55V56H216ZM220 57H219V56ZM234 55V56H233ZM104 56H106V54L104 55ZM131 56H132V58H131ZM178 56H179V58H178ZM181 56H182V58H181ZM191 56L193 57H195V59H193V62H195V63H193L192 62V60H191ZM235 56H236V58H237V60H238V62L236 61L235 62V60H236V58H235ZM91 58H92V56H90ZM136 57H138V58H136ZM142 57H143V59H142ZM146 57V59L147 60H145L144 58ZM154 57H156L155 59H153ZM169 57V58H168ZM204 57V58H203ZM216 57V58H215ZM254 58L255 60H251V58ZM263 57V58H262ZM124 58V57H123ZM148 58H150L151 59V61H150V59H148ZM162 58L164 59V60H162ZM166 58V59H165ZM177 58V59H176ZM180 58H181V60H180ZM207 58V59H206ZM136 59V60H135ZM141 59V60H140ZM168 59H170V60H172V61H170V60H168ZM174 59V60H173ZM178 59H179V61H178ZM182 59H183V61H182ZM186 59V60H185ZM201 59H205V60H207V61H203V60H201ZM215 59H216V63H214L213 64V60L215 61ZM218 59V60H217ZM240 59H242V58H240ZM262 59V60H261ZM116 60V61H115ZM152 60H154V61H152ZM158 60V61H157ZM165 61L166 63H164V62H162V61ZM167 60V61H166ZM190 60H191V63H190ZM195 60V61H194ZM198 60H199V62H198ZM200 60H201V64H200ZM243 60V59H242ZM111 61H112V63H111ZM118 61H119V63H118ZM138 61V62H137ZM140 61H141V63H140ZM157 61V63H155ZM170 61V62H169ZM175 61V62H174ZM187 61H189V63L187 62ZM219 61V62H218ZM250 61H252L251 63H250ZM256 61V62H255ZM258 61V62H257ZM263 62V63H261V62ZM115 62H116V64L118 63L119 64V66H118V64L117 65H115ZM125 62V63H124ZM135 62V63H134ZM137 62V63H136ZM161 64H160V63ZM171 63V64H169V63ZM172 62H173V64H172ZM176 62H178V64L179 65H183V66H185V68L184 67H181V66H179ZM188 64H187V63ZM206 62V63H205ZM209 62V63H208ZM234 62L235 63H237L236 64V66H235V69H237L236 70V72L235 71H233L234 70V66H232L233 64H234ZM240 62V64H238ZM246 62V63H245ZM257 63L256 64V66L254 65V63ZM124 63V64H123ZM146 63H150V64H146ZM152 63V64H151ZM182 63H184V64H182ZM199 65H198V64ZM212 65H215V66H212ZM241 63H243V64H241ZM247 63H250V64H247ZM252 63H253V65H252ZM261 63V64H260ZM110 64V65H109ZM112 64V65H111ZM121 64H123V65H121ZM139 64H141V65H139ZM143 64H144V66H143ZM165 64H168L169 66H171V68L169 67V66H167V65H164ZM175 64H176V66H175ZM186 64V65H185ZM189 64H194V67H193V65L192 66H190ZM203 64V65H202ZM205 64H207V65H205ZM217 64V65H216ZM246 64H247V66H246ZM107 65V66H106ZM109 65V66H108ZM114 65V66H113ZM120 65H121V67H120ZM147 65V66H146ZM154 65V66H153ZM156 65V66H155ZM161 65H163L162 67L159 66ZM173 65V66H172ZM202 65V66H201ZM212 67V69L209 67ZM235 65V64H234ZM242 65V66H241ZM262 67H261V66ZM116 66V67H115ZM122 66H123V68H122ZM129 66V67H128ZM138 66V67H137ZM142 66V67H141ZM197 66V67H196ZM199 66V67H198ZM230 66H232L233 67V69H232V67H230ZM244 66V67H243ZM250 66H252V67H250ZM254 66V67H253ZM111 67H113V68H111ZM133 68V72L131 73V70H132V68ZM145 67V69H141V68H144ZM153 67V68H152ZM154 67H155V69H159V70H155L154 69ZM169 67V68H168ZM176 67H179V68H177L176 69ZM188 67V68H187ZM204 67L206 68V69H204ZM226 67V68H225ZM229 68V70H228V68ZM237 67V68H236ZM239 67H240V69H239ZM261 67V68H260ZM114 68H115V70H114ZM117 68H119V69H117ZM127 68V69H126ZM139 70V71H137L138 72V74H143V73H145L144 75H145V77H144V79L142 78L144 75H138L137 74V72H135L136 70ZM139 68V69H138ZM149 68V69H148ZM164 68V69H163ZM180 68H181V70H183V72L180 70ZM199 68H201V69H199ZM231 68V69H230ZM249 68H250V71H249ZM251 68H252V71H251ZM254 68V69H253ZM257 68H259V69H261V70H257ZM57 69V68H56ZM104 69V70H105ZM112 71H111V70ZM131 69V70H130ZM154 69V70H153ZM163 69V70H162ZM167 69V70H166ZM170 69H172L171 71H170ZM173 69H175V70H173ZM194 70V72H195V74L194 73H192L193 72V70ZM198 69V70H197ZM204 69V70H203ZM210 69V70H209ZM239 69V70H238ZM242 69L244 70V73H243V71H242ZM257 71H256V70ZM55 70V69H54ZM91 72H90V71ZM123 70V71H122ZM135 70V71H134ZM141 70H143V71H141ZM145 70V71H144ZM146 70H147V72H146ZM152 70V71H151ZM178 71L177 73L178 74H180V75H175L176 74V72L175 71ZM186 70V71H185ZM190 70V71H189ZM202 70V71H201ZM208 70L210 71V72H208ZM242 72H241V71ZM245 70H247L246 72H245ZM38 71V70H37ZM44 71L45 70H43V71H41V69H40V71H38L37 72V74H35V75H39L40 74V76L41 77H43V73H44ZM56 71V70H55ZM89 71V73L88 74H86L87 72ZM114 71V72H113ZM118 71V72H117ZM120 71V72H119ZM128 71H130V73L128 74ZM151 71V72H150ZM158 72V73H156V72ZM163 72V73H165L164 75H163V78L161 77L162 76V74L163 73H161V72ZM166 71H167V73H168V76H167V73H166ZM170 71V72H169ZM184 71L185 72H189L188 73V75H187V73H185V74H183L184 73ZM192 71V72H191ZM203 71H207L206 72V74L203 72ZM212 71V72H211ZM224 71V72H223ZM232 71V72H231ZM239 71V72H238ZM253 71H254V74H253ZM256 71V72H255ZM35 72H36V70H35ZM93 72V73H92ZM110 72V73H109ZM112 72V73H111ZM135 72V73H134ZM141 72H143V73H141ZM154 72V73H153ZM228 72H229V74H228ZM231 72V73H230ZM233 72H235V73H233ZM241 72V73H240ZM252 72V73H251ZM264 72V71H263ZM103 73V74H102ZM122 73H123V75H122ZM147 73V74H146ZM149 73V74H148ZM152 73V74H151ZM169 73L171 74V75H169ZM175 73V74H174ZM183 75H182V74ZM199 73V74H198ZM202 73V74H201ZM208 73H210V74H208ZM237 73H239L238 75H239V77H237V76H234V75H237ZM250 73H251V75H250ZM260 73H262L261 75H260ZM45 74H46V72L44 73V76H45ZM91 74H93V75H91ZM94 74H95V76H94ZM96 74H100L101 76L102 75H104L103 77H100L99 75H96ZM115 74V75H114ZM117 74V75H116ZM132 76H131V75ZM136 75V76H133V75ZM156 74H158V75H156ZM191 74V75H190ZM194 74V75H193ZM198 74V75H197ZM232 74H233V76L234 77H232ZM244 74V75H243ZM246 74H248V75H246ZM256 74V75H255ZM257 74H258V76H257ZM91 75V76H90ZM107 75V76H106ZM147 75V76H146ZM156 75V77H154ZM174 75V76H173ZM186 75V76H185ZM220 75V76H219ZM226 75V76H225ZM227 75H229L228 77H227ZM242 75V76H241ZM93 76V77H92ZM98 76V77H97ZM107 78H106V77ZM167 77V79H168V81H167V79H166V77ZM171 76H173V77H171ZM185 76V77H184ZM205 78H204V77ZM225 76V77H224ZM244 76V77H243ZM251 76V77H250ZM253 76V77H252ZM260 76V77H259ZM36 77V76H35ZM124 77V78H123ZM134 77H135V80H134ZM148 77H150V78H148ZM159 79H162V80H158V78ZM165 77V78H164ZM171 77V78H170ZM179 77H180V79H179ZM183 77V78H182ZM243 77V78H242ZM248 77H250V78H248ZM258 77V78H257ZM37 78H40L39 76L37 77ZM99 78V79H98ZM103 78H105V80H107V81H104L105 83H103ZM110 78V79H109ZM136 78H139V80L138 79H136ZM148 78V79H147ZM153 78H155V80L153 79ZM157 78V79H156ZM177 78V79H176ZM228 78V79H227ZM236 78H238V79H236ZM247 78V79H246ZM86 79H88V80H86ZM91 79H92V81H91ZM97 79V80H96ZM115 79V80H114ZM119 79V80H118ZM129 79H131V80H129ZM141 79H143V80H141ZM147 79V81L150 79L152 82H150V80L146 83L145 82V80ZM172 79V80H171ZM174 79V80H173ZM201 79H203V80H201ZM241 79V80H240ZM245 81V82H243V80ZM256 79H259L258 81L256 80ZM100 80H102V81H100ZM113 80V81H112ZM137 80V81H136ZM170 80V81H169ZM194 80H196V81H194ZM201 80V81H200ZM227 80H231V82H227ZM233 80H235L236 81V83H240V86L241 87H239L238 86V84H237V86H235V83H234V81ZM251 80V81H250ZM83 82V84H84V86H82V82ZM94 81H96L97 83H95ZM109 81V86H108V84L106 83V82H108ZM122 81V82H121ZM131 81H132V83H131ZM133 81H135V82H137V84L135 83V82H133ZM138 81H140V82H138ZM143 81H144V83H143ZM165 81V82H164ZM179 81V82H178ZM183 81V82H182ZM238 81H240V82H238ZM248 81V83H246ZM40 82L41 81H39V83L37 84V86H39V84H40ZM51 82V81H50ZM56 81H54V83L53 84H56L55 83ZM130 82V83H129ZM160 82V83H159ZM192 82V83H191ZM200 82V83H199ZM204 84V86H203V84ZM206 82V83H205ZM208 82V83H207ZM221 82V83H220ZM226 82V83H225ZM252 82V83H251ZM36 83H37V81H36ZM35 83V84H36ZM52 83V82H51ZM50 83V84H51ZM87 83H89V84H87ZM102 83V84H101ZM112 83V84H111ZM134 83V84H133ZM171 83V84H170ZM179 83V84H178ZM196 83H197V86L199 87L200 86V84H201V86H200V90L198 89V87L196 86ZM215 83H216V87H215ZM231 83V84H230ZM245 83V84H244ZM34 84V83H33ZM47 84H48V82H47ZM86 84H87V86H86ZM94 84H95V86H94ZM132 84H133V86H132ZM135 84H136V86H135ZM165 84H166V86H165ZM187 84H188V86H187ZM190 84H191V86H190ZM224 84H225V86H224ZM227 84H229V86H230V88H229V86L228 87H226L227 86ZM248 84H249V86H251L250 88H249V86H248ZM89 86V87H88ZM93 86V87H92ZM99 86V87H98ZM103 86V87H102ZM106 86V87H105ZM114 86L115 88H113V91L111 90V88ZM131 86V87H130ZM139 86V87H138ZM141 86V87H140ZM143 86V87H142ZM146 86V87H145ZM174 86H176V88L174 87ZM178 86V87H177ZM187 86V87H186ZM221 88V89H219V87ZM233 86H235L234 87V89H236V91L238 90V88H239V90H238V92H243L244 94L245 93H250V94H248V95H251V96H249L248 97V95L247 94H245V97H246V100H244L245 98L244 97H242L243 98V100L241 101L240 100V94L242 95V92L241 93H239L238 94V92H236L235 94L236 95H239V96H236V95H234L231 91H235L234 89H233ZM243 86V87H242ZM245 86H247V88L245 87ZM90 87H92V88H90ZM97 89H96V88ZM105 87V88H104ZM129 87V88H128ZM135 87V88H134ZM149 87H151V89L149 88ZM180 87V88H179ZM184 87H185V89H184ZM193 87V88H192ZM25 88V87H24ZM50 88V89H49ZM87 88V89H86ZM90 90H89V89ZM108 88V89H107ZM118 88V89H117ZM126 88V89H125ZM127 88H128V90H127ZM131 88H133L134 90H136V91H133ZM139 88L142 90H139ZM145 90H147L148 92H150V93H146V91H143L144 89ZM148 88H149V90H148ZM174 88V89H173ZM191 88V89H190ZM226 88H227V91H226ZM243 88H245V89H243ZM255 88V89H254ZM27 89V87L24 89V90H26ZM108 91H107V90ZM154 89V90H153ZM157 89V90H156ZM176 89V90H175ZM181 89V91L179 92V90ZM187 89V90H186ZM199 91H197V90ZM203 89V90H202ZM215 89V90H214ZM229 89V90H228ZM233 89V90H232ZM241 89V90H240ZM258 90V92L257 93H255L257 90ZM259 89H260V91H259ZM45 90V89H44ZM98 90V91H97ZM124 90V91H123ZM125 90H126V92H125ZM129 90L131 91L130 93H129ZM138 90V91H137ZM156 90V91H155ZM160 90V91H159ZM165 90V91H164ZM175 90V91H174ZM190 90V91H189ZM192 90V91H191ZM205 90V91H204ZM213 90V91H212ZM245 90V91H244ZM246 90H252L251 92L250 91H246ZM254 90H256V91H254ZM23 91V90H22ZM43 91V90H42ZM53 93H55V94H53ZM60 91V92H59ZM86 91V92H85ZM97 91V92H96ZM116 91H119V93L120 94H118V93H115ZM128 91V92H127ZM153 91H154V94H153ZM183 91V92H182ZM184 91H187L188 92V95H187V92H185L184 93ZM197 91V92H196ZM220 91V92H219ZM222 91V92H221ZM224 91V92H223ZM78 92V93H77ZM79 92H80V94H79ZM83 92H85V94L83 93ZM101 92H103V93H101ZM106 94H105V93ZM114 94H113V93ZM124 92V93H123ZM159 94H158V93ZM196 92V93H195ZM201 92V93H200ZM219 92V93H218ZM13 93V92H12ZM11 93V94H12ZM17 93V92H16ZM31 93H32V91H31ZM59 93H61V95L59 94ZM127 93V94H126ZM147 94V95H145V94ZM173 93V94H172ZM181 93V94H180ZM183 93V94H182ZM198 93H200V94H198ZM231 93L233 94V95H231ZM14 94V95H13ZM12 95L13 96H15V92L13 93ZM44 94V93H43ZM102 96H101V95ZM105 94V95H104ZM124 94V95H123ZM149 94V95H148ZM161 94V95H160ZM175 94V95H174ZM179 94L181 95V96H179ZM204 94V95H203ZM206 94V95H205ZM217 94H219V95H217ZM228 94V95H227ZM243 94V95H244ZM257 94H259V95H257ZM12 95H10L9 93H8V95L7 96H11L12 97ZM17 95H18V93H17ZM42 95V96H41ZM48 95H52L51 97L50 96H48ZM55 97H54V96ZM57 95V96H56ZM70 95V96H69ZM75 95L77 96V97H75ZM81 95H83V97L81 96ZM86 95H88V96H86ZM96 95H99V96H101L103 99H101V97H96ZM113 96V97H111V96ZM122 96V97H124V99H122V97L121 98H119V96ZM127 95V97H125ZM129 95V96H128ZM168 95V96H167ZM170 95V96H169ZM185 95V96H184ZM197 95V96H196ZM198 95L200 96V97H198ZM201 95L203 96V98L201 97ZM208 95V96H207ZM212 95V96H211ZM247 95V96H246ZM48 96V97H47ZM61 96V97H60ZM65 96H68V97H65ZM74 96V97H73ZM105 96V97H104ZM107 96V97H106ZM114 96L116 97V98H114ZM132 96H133V98H132ZM153 98H152V97ZM165 96V97H164ZM183 96V97H182ZM186 96H189L190 98H188V97H186ZM233 96H235V98L233 97ZM259 96H261L260 97V99H259ZM39 97H41L42 98V100L41 101H44L43 103L42 102H40L39 100L41 99H39ZM50 97V99H48ZM63 97V98H62ZM65 97V98H64ZM89 97V98H88ZM109 97H111L112 98V100H110L109 99ZM128 97H129V99H128ZM138 97V98H137ZM168 97V98H167ZM188 98V99H186V98ZM191 97H192V99H191ZM193 97H196L197 99L195 100V98H194V101H193ZM206 97L207 98H209V99H206ZM228 97V98H227ZM27 98V97H26ZM53 100H52V99ZM60 98H62V99H60ZM68 98V99H67ZM72 98H73V101L75 100V102L73 103V101H72ZM79 98V99H78ZM84 98V99H83ZM96 98V99H95ZM99 98H100V102H98V100H99ZM108 98V99H107ZM114 98V99H113ZM118 98V102H121L120 104H123L124 102H129L128 104H127V102H126V104L124 103V106L122 105H120V104H118V102H117V99ZM127 100H126V99ZM130 98H131V100H130ZM143 99V101H142V99ZM148 98V99H147ZM166 98V99H165ZM171 98V99H170ZM172 98L174 99V100H172ZM175 98H176V101H175ZM178 98H180V99H178ZM183 100H182V99ZM231 98H232V100H231ZM237 98H239V100L237 99ZM249 98V100H247ZM259 99L260 100V103L259 102H257L255 99ZM81 99H83V100H81ZM88 99V100H87ZM120 99H122V100H120ZM132 99L134 100V102L132 101ZM153 99H155V100H153ZM201 99V100H200ZM236 101H235V100ZM14 100V101H13ZM23 101V102H21V101ZM31 100V101H30ZM38 100V101H37ZM50 100V101H49ZM55 100V101H54ZM66 100V101H65ZM77 100V101H76ZM79 100H81V101H79ZM84 100H87V101H89V102H87V101H84ZM103 100V101H102ZM104 100H107V102H106V106H105V101ZM116 100V101H115ZM135 100H138V101H135ZM144 100H146L145 101V103H147V100H148V103L147 104H145L144 103ZM153 100V102H152V104H150L151 103V101ZM164 100H166V101H164ZM167 100H169L171 103L169 104V102L167 101ZM179 100V101H178ZM187 100V101H186ZM200 100V101H199ZM222 100V101H221ZM226 100V101H225ZM238 100V101H237ZM258 100V101H259ZM35 101V102H34ZM71 101V102H70ZM91 101V102H90ZM95 101H96V103H95ZM124 101V102H123ZM142 103H140V102ZM149 101H150V103H149ZM158 103H157V102ZM162 101H164L163 103H165L166 102V104L164 105V104H162V102L160 103V102ZM179 102V104L177 105L176 103L175 104H172V103H174V102ZM186 102V106H185V103H182V102ZM188 101H189V104H188ZM205 101V102H204ZM228 101V102H227ZM231 101H232V104L233 105H230L231 104ZM233 101L234 102H236V103H233ZM239 101H241L240 103H239ZM256 101V102H255ZM27 102V103H26ZM36 103V105H34V104H29V103ZM41 103V104H39V103ZM47 102V103H46ZM63 102V103H62ZM81 102H85V103H81ZM103 102V103H102ZM112 102V103H111ZM114 102V103H113ZM117 102V103H116ZM132 102V103H131ZM135 102H137L136 104L137 105H135L134 106V104H135ZM193 102V103H192ZM197 102H199V103H197ZM238 102V103H237ZM243 102V103H242ZM248 103V105H247V103ZM24 103V104H23ZM48 103H50V104H48ZM54 103H55V106H53L54 105ZM67 103H69V105L67 104ZM89 103H91L88 107H87V105ZM99 103V104H98ZM104 104V106H102V104ZM140 103V104H139ZM157 103V104H156ZM194 104V103H196L197 104V106H195L194 105V107L195 108H193V105L192 104ZM204 103V104H203ZM8 103H6V104H4L3 106H5V105H7ZM8 104V105H9ZM23 104V105H22ZM26 104H28L27 106L29 107H26L25 105ZM44 105V107H43V105ZM46 104V105H45ZM56 104H57V106H56ZM61 104V105H60ZM64 104V106H65V109H64V106H62ZM82 104H87L85 107H84V105H82ZM131 104V105H130ZM132 104H133V106H132ZM139 104V105H138ZM148 104H150L149 106H148ZM159 104H160V107H162L163 105V107L162 108H159ZM223 104V105H222ZM239 104H240V106H239ZM249 104H250V106H249ZM257 104H256V106H253V104H252V107H254V108H248V111L251 109V111L253 110V109H255L256 107H257ZM7 105V106H8ZM21 105V106H20ZM30 105H32L33 107H31V109H30ZM41 105V106H40ZM47 105H49V106H47ZM61 106V109H60V106ZM80 105H82V106H80ZM93 105H95V106H93ZM101 105V106H100ZM115 105V106H114ZM118 105H120V106H118ZM127 105V106H126ZM128 105H129V108L131 109L130 111L132 112H130L129 110H128ZM145 105V106H144ZM146 105H147V107H146ZM152 105H153V107H152ZM154 105L155 106H157V107H154ZM174 105H176L175 107H174ZM183 105V107H181ZM190 105H191V108H190ZM200 105V106H199ZM203 106V109H202V106ZM237 105V106H236ZM246 105H247V107H246ZM2 106V108H5V107H3ZM23 106H25V107H23ZM59 106V107H58ZM69 106V107H68ZM72 106H75V107H77V108H82V107H84L83 108V110H93V109H96V108H100L101 107V109H102V107H103V110H102V112L104 113L103 115L101 114V112L100 113H98L99 115H96L94 118L92 117H90V119H91V121H90V119H88L87 121L89 122V123H87V121H86V116L84 117V116H82L81 118H80V115H76V113H75V115H70L71 113H69V114H67L66 112H69V111H66V109H67V107H68V109L67 110H69V108L70 107H72ZM109 106V107H108ZM113 106V107H112ZM131 106V107H130ZM138 106V107H137ZM169 106V107H168ZM172 106V107H171ZM177 106H179L180 108H178ZM205 106H207V107H205ZM225 108H224V107ZM18 107H19V109H18ZM46 107H48V108H46ZM56 107V108H55ZM87 107V108H86ZM92 107V108H91ZM107 108V113H109L110 114V116L106 113V110H105V108ZM110 107H112V108H110ZM115 107H116V110H115ZM120 107V108H119ZM122 107V108H121ZM124 107V108H123ZM126 107H127V109H126ZM148 108V109H146V108ZM166 107H168L167 109H166ZM176 107H177V111H179V112H176ZM186 109H185V108ZM218 107V108H217ZM223 107V108H222ZM228 107V108H227ZM242 107V108H241ZM262 107H264V106H262ZM262 107L260 108H257V110L259 111L260 109H262ZM21 108V109H20ZM37 109V113H36V109ZM43 108V109H42ZM46 108V109H45ZM58 108L60 109V111L62 112V113H60V111L58 110ZM86 108V109H85ZM117 108H119V111L117 110ZM132 108H135V109H133L132 110ZM154 108V109H153ZM157 110H156V109ZM165 108V109H164ZM172 110H170V109ZM172 108H174V110L172 109ZM190 108V109H189ZM197 108V109H196ZM200 108V109H199ZM238 108V109H237ZM240 108V109H239ZM15 109V110H14ZM18 109V110H17ZM26 109V110H25ZM28 109V110H27ZM42 109V110H41ZM47 109H49V110H47ZM57 109V110H56ZM62 109H63V111H62ZM109 109H111V110H109ZM152 109H153V111H152ZM160 109V110H159ZM184 109H185V111H184ZM188 109V110H187ZM196 109V110H195ZM12 110H13V112H12ZM40 110V111H39ZM55 110V111H54ZM65 110V111H64ZM123 110V112L125 113V112H127V110H128V112L127 113H125L126 115H124V113L122 114L120 111H122ZM144 111V113H143V111ZM151 112H150V111ZM154 110H156V111H154ZM162 110H164V111H162ZM181 110H183V111H181ZM196 111V113H195V111ZM207 110V111H206ZM219 110V111H218ZM222 110V111H221ZM226 112H228V113H226ZM237 110V113L235 112ZM238 110H241V112L239 113L238 112ZM256 109H255V112L257 111ZM17 111V112H16ZM32 111V112H31ZM43 111V112H42ZM46 111V112H45ZM49 113H48V112ZM51 111H52V114H51ZM71 111H76V109L75 110H72V108H71ZM109 111V112H108ZM118 111V112H117ZM134 111V112H133ZM189 111H191V114H190V112H189V114H188V112ZM197 111H202L201 112V114H203L204 115V113H205V115L203 116V115H201V114H199L200 112H197ZM204 111V112H203ZM208 111H209V113H208ZM247 111V113L246 114H252V115H250V117L251 116H253V112L251 113L250 111L248 112ZM261 111H264V108H263V110H261ZM16 112V113H15ZM72 112V113H73ZM111 112H113V115H111L112 113ZM119 112H120V114H121V116H119L120 114H119ZM158 112V113H157ZM163 112V114H161V113ZM166 112H167V115H165L166 114ZM169 112H171V113H169ZM174 112V113H173ZM176 112V113H175ZM195 114V115H197V113L199 114V115H197V117L193 114V113ZM236 113V115H234L235 113ZM13 113V114H12ZM22 114V115H20V114ZM23 113H25V114H23ZM29 113H30V115H29ZM33 115H32V114ZM67 115H66V114ZM105 113H106V115H107V117L106 116H104L105 115ZM115 113H117V115L115 114ZM135 113H137V114H135ZM150 113V114H149ZM156 115L155 117H154V115ZM173 113V114H172ZM181 113H183V114H181ZM187 113V114H186ZM16 114V115H15ZM29 115V116H27V115ZM46 114V115H45ZM48 114V115H47ZM55 114V115H54ZM61 115L62 117H64V118H66L65 120H64V118L62 119V117L60 116L59 118L58 117H54V116H58V115ZM62 114H64V115H62ZM100 114H101V116H100ZM132 114L134 115V117L132 116ZM146 114H148V115H150L149 116V118H148V116L146 115ZM170 114V115H169ZM174 114H176V115H174ZM179 114V115H178ZM206 114H207V116H206ZM228 114V115H227ZM233 114V115H232ZM239 114H242V115H240V116H237V115H239ZM27 117V119L25 118V116ZM35 115V116H34ZM42 115V116H41ZM53 115V116H52ZM81 115H84V114H81ZM129 115H130V117H129ZM138 115V116H137ZM144 115H146V117L144 116ZM158 115V116H157ZM161 115V117H159ZM162 115H164L165 117H167V118H165L164 116H162ZM168 115L170 116L169 118H168ZM174 115V116H173ZM183 116V118L185 119V118H188L189 116H191V117H189V118H192V120L191 119H186L187 120V122L186 121H184V119L181 117V119L184 121H180L181 119L180 118H178V116ZM188 117H187V116ZM194 115V116H193ZM201 115V116H200ZM231 115V116H230ZM10 116V117H9ZM33 116V117H32ZM46 116V117H45ZM48 116H50V118H52V119H50ZM67 116H68V118H67ZM69 116H73L72 117V119H71V117H69ZM75 116V117H74ZM77 116V117H76ZM124 116H125V118H124ZM153 116V117H152ZM185 116V117H184ZM211 116V117H210ZM226 116V117H225ZM234 116V117H233ZM14 117H17V118H14ZM21 117V118H20ZM28 117H31L30 118V120H31V122H29V123H27V121H29V118ZM43 117H44V119L45 118H47V120L48 119H50V120H48L49 122L47 123L48 125L47 126H45V125H42V127H44V131H43V129H39V128H41L40 127V124L41 123H39L41 120H44L43 119ZM55 119H54V118ZM102 117H104V118H102ZM106 117V118H105ZM113 117V118H112ZM118 117L120 118V119H118ZM137 117V118H136ZM158 117V118H157ZM162 117H163V119H166L167 121H165L164 120V127L162 126V127H160L159 129L164 133H161L160 132V134H161V136L164 138H162L163 139V141H165L166 142V138H167V145H166V143H165V149L167 148V150L168 151H166V150H164V148L161 150L160 149V151H158V152H156L157 150H159L157 147H155V151L154 152H146V153H144V154H146V156L144 155V154H142L141 153V155H144L145 157H146V160H145V158H144V156H143V158H144V160L142 161V160H140V158H141V156H139V158H138V154H139V151H137V152H135V151H133V150H135L134 148H136V146L134 145L135 143L137 144V142H141L143 139H141L142 137H140V136H142L143 134L142 133H146L148 130L147 129H149L150 127H151V125L153 124V126H155V125H157V126H160V124H162V122H161V119H162ZM175 117V118H174ZM196 118V120L197 119H201L202 118V120H200V122L199 121H196L195 119H193V118ZM207 117V118H206ZM210 117V118H209ZM225 117V118H224ZM232 117V118H231ZM235 117H236V119H235ZM239 119H238V118ZM241 117V118H240ZM245 119V121L241 124V125H236V124H238V122L240 121V119L241 120H244L243 118ZM12 118V119H11ZM23 118H24V120H23ZM35 118V119H34ZM37 118V119H36ZM40 118V119H39ZM75 118V119H74ZM84 118H85V120H84ZM87 118H89V116L87 117ZM108 118V119H107ZM145 120H144V119ZM153 118V119H152ZM158 119L159 120V118H160V120H159V122H160V124H159V122L157 123V122H154V119ZM204 118V119H203ZM214 118V119H213ZM1 119V118H0ZM60 119V120H59ZM62 119V120H61ZM68 119H70V121L68 120ZM97 119V121H95ZM111 119V120H110ZM132 119H134V120H132ZM142 119V120H141ZM149 119V120H148ZM170 119H172V120H170ZM228 119H230V122H227V121H229ZM233 120V122H232V120ZM238 119V120H237ZM21 120V121H20ZM23 120V121H22ZM34 120V121H33ZM36 120H38V121H36ZM40 120V121H39ZM54 120H55V122H54ZM64 120V121H63ZM66 120H68L71 124H72V127H69V125H70V123L68 122L67 124L65 123V121ZM73 120H75V121H73ZM76 120H77V123L79 124H76L75 122H76ZM100 120V121H99ZM102 120V121H101ZM119 120H120V122L122 123H120L119 122ZM145 121V123H146V120H148L147 121V123H146V125H145V123H143L144 121ZM153 120V121H152ZM170 121V124H168L169 123V121ZM178 120V121H177ZM207 120V121H206ZM217 120V121H216ZM227 120V121H226ZM235 120H237L236 122H235ZM1 121V120H0ZM7 121V122H6ZM11 121V122H10ZM13 121V122H12ZM52 121H53V123H52ZM56 121H58L57 123H56ZM62 121V123L60 124V122ZM73 123H75V124H73ZM82 121V122H81ZM84 121V122H83ZM99 121V122H98ZM104 121H106V122H104ZM109 121H113V122H109ZM115 121H117V122H115ZM156 121V120H155ZM163 121V120H162ZM174 121V122H173ZM190 121V122H189ZM196 121V122H195ZM203 121V122H202ZM213 123V121H216V122H214V124H215V126H213L212 125V123ZM224 121H225V123H224ZM249 121H250V118H249ZM5 122H6V124H5ZM8 122H10V125H9V123ZM15 122H16V124H15ZM24 122H26V123H24ZM34 122V123H33ZM43 122V121H42ZM67 122V121H66ZM88 124H86V123ZM93 122V123H92ZM102 122V123H101ZM118 122L120 123L119 125H118ZM130 122V123H129ZM134 122V123H133ZM137 122V123H136ZM150 122V123H149ZM157 123V124H155L154 125V123ZM165 122H168L166 125H165ZM177 124H176V123ZM188 124H186V123ZM189 122V123H188ZM193 122H195V123H193ZM31 123V124H30ZM38 124V126L36 125H33V124ZM44 123H46V122H44ZM52 123V124H51ZM54 123H56V124H54ZM58 123H59V125H61L60 127L61 128H59L58 127ZM63 123L64 124H66L65 126H67V127H65L64 125H63ZM82 125H81V124ZM95 123L98 125V124H100L99 126H96L95 125ZM111 124V126H107V125H109V124ZM113 123H116L115 124V126H114V124ZM136 123V124H135ZM140 123H142V124H140ZM149 123V124H148ZM152 123V124H151ZM172 123V124H171ZM184 123V124H183ZM199 123V124H198ZM209 123V124H208ZM217 123H218V125H217ZM227 123H231V125H232V123H233V127L231 128V126L230 125H228ZM5 124V125H4ZM8 124V125H7ZM13 126H12V125ZM26 124H28V125H30L31 127V130H29L28 131V126H26ZM56 126L57 125V129H56V127L54 126V125ZM94 124V125H93ZM104 124V127L102 126ZM129 124V125H128ZM134 124V125H133ZM151 124V125H150ZM180 124H182V125H180ZM204 124V125H203ZM240 124V123H239ZM7 125V126H6ZM15 125V126H14ZM53 127H52V126ZM85 125V127L83 128V126ZM91 127H90V126ZM92 125L94 126V127H92ZM141 125V126H140ZM149 125H150V127H149ZM175 125V126H174ZM179 125V126H178ZM187 125V126H186ZM192 125H193V127L194 128H192L191 129V127H192ZM209 125V126H208ZM210 125H211V127H210ZM226 125V126H225ZM243 125V126H242ZM15 127V128H17L16 130L18 131V130H20V131H22V132H27V134H28V136H27V134L26 133H22V132H20L19 131V133L20 134H23V135H21V136H23V138L20 136V134L18 133V132H16V130H10V127ZM63 126V127H62ZM71 126V125H70ZM74 126H75V128H74ZM82 126V128L80 129V127ZM101 126V127H100ZM120 126V127H119ZM125 126H127V128H124ZM131 126V128H133V129H131V128H129ZM139 126V127H138ZM157 126H155V127H157ZM168 127L169 128V126H171L169 129L170 130H168L166 127ZM178 126V127H177ZM185 127V131H184V128L183 127ZM189 126V127H188ZM205 126V127H204ZM214 128H213V127ZM3 127H6V128H3ZM22 127H24L26 130H24V128L22 129ZM27 127V128H26ZM36 127V128H35ZM50 127V128H49ZM78 127V128H77ZM89 127V128H88ZM100 127V128H99ZM108 127H114L113 129H114V131L111 129V131L112 132H110V129L108 128ZM141 127V128H140ZM148 127V128H147ZM174 127V128H173ZM180 127H181V129H180ZM200 127H202V128H200ZM224 127V128H223ZM227 129H226V128ZM228 127H230V128H228ZM236 127V128H235ZM3 128V129H2ZM20 128V129H19ZM29 128V129H30ZM32 128H34V129H39V130H32ZM71 128H73L72 130H71ZM91 128V129H90ZM95 128H98L97 129V131H95L94 133L96 134H93L92 132V134L93 135H95L96 137H98V139H96L93 135H92V138H93V140H94V138L96 139V140H98L97 142H99V143H97V142H95L96 144H99V147H98V145H95V144H91V142H94V141H92L91 140V142L89 143L88 142V144L93 148V145L96 147H98V149H100V151H99V154L100 153H105L106 155H103V156H107V154L109 155V156H107V157H109L107 160H105V161H103L102 162V160L101 161H99L98 159H97V161H94V160H96V159H93V160H90L91 159V156L89 155L90 154V150H92V149H90V147L88 146V144H86L83 140H84V137L87 135V134H85V132L87 131V130H89V131H93L92 129H95ZM102 128V129H101ZM104 128L105 129H108V130H104ZM119 128H122L120 131L118 130ZM136 128V129H135ZM143 128H144V132H143ZM147 128V129H146ZM154 127H152L151 129H153ZM158 128V127H157ZM162 128V129H161ZM164 128H166V129H164ZM173 128V129H172ZM178 128V129H177ZM188 128H190V129H188ZM200 128V129H199ZM219 128V129H218ZM220 128H222V129H220ZM51 129V130H50ZM54 129V130H53ZM58 129H60V130H58ZM63 129V130H62ZM77 129V130H76ZM81 130V132H82V130L83 131H85L84 133L82 132L81 134H80V136L78 135L80 132V130ZM84 129H86V130H84ZM124 129V130H123ZM151 129H149L150 131H151ZM155 129V131H156V128H154ZM153 129V130H154ZM182 129H183V132H181L182 131ZM197 129H198V131H197ZM213 129V131H211ZM214 129H217V130H219L221 133H220V135L217 133V132H219V131H217V130H214ZM6 130V131H5ZM7 130L8 131H10V132H13V133H9L8 134V132H7ZM57 130V131H56ZM68 130V131H67ZM72 132H70V131ZM77 132H79L77 135H76V133H75V131ZM96 130V129H95ZM103 130V131H102ZM118 130V131H117ZM126 130V131H125ZM128 130V131H127ZM134 130H135V132L136 133H134ZM138 130V131H137ZM152 130V131H153ZM158 130V129H157ZM159 130V131H160ZM164 130V131H163ZM165 130H168L167 132L169 133H167V132H165ZM171 130H173V131H171ZM178 130H179V132H178ZM181 130V131H180ZM192 130V131H191ZM222 130H224V131H222ZM3 131V132H2ZM31 131V132H30ZM41 131H42V133H41ZM47 131V132H46ZM55 131V132H54ZM65 131V132H64ZM67 131V132H66ZM105 131V132H104ZM130 131H132L133 132V134H132V132H130ZM150 131H149V133H147V134H145V136L146 135H148V139L147 138H144V139H146L145 140V142L146 143H148L147 141H149V136H150ZM151 131V132H152ZM187 131V132H186ZM189 131H190V133H189ZM217 131V132H216ZM228 131V132H227ZM258 131H260V133H262L263 131H261V130H258ZM258 131H256L257 133H258ZM15 132V133H14ZM39 132V133H38ZM44 132H45V134H44ZM51 132V133H50ZM63 132V133H62ZM70 132V133H69ZM101 132V133H100ZM115 132H117V133H115ZM127 134H126V133ZM130 132V133H129ZM137 132H141L140 134H138ZM185 132V133H184ZM226 132V133H225ZM5 133V134H4ZM7 133V134H6ZM18 133V134H17ZM37 134V135H35L34 136V134ZM53 133H55L56 135H57V133H59L58 134V136H56L55 134H53ZM67 133H69V135L70 136H73V137H69L68 136V134ZM108 133V135H106ZM110 133V134H109ZM165 133H167V135L165 134ZM175 134V137L173 136L174 134ZM209 133V134H208ZM212 133V134H211ZM257 133H256V135L255 136H257ZM13 134H15V135H13ZM31 134H33V135H31ZM46 134H47V136H46ZM48 134L50 135V138L49 139H46V137H49L48 136ZM53 134V135H52ZM63 134V135H62ZM66 134V135H65ZM73 134V135H72ZM82 134H84L85 136L83 137V136H81ZM100 134H102V135H100ZM103 134H105V135H103ZM112 134V135H111ZM113 134H114V136H116V137H114L113 136ZM115 134H117V135H115ZM118 134H120V135H118ZM122 134V135H121ZM126 134V135H125ZM135 134V135H134ZM138 134V135H137ZM153 134V133H152ZM152 134H151V136H152ZM155 134H158V138L160 139V137H159V133H158V131H157V133H155ZM153 135V136H156V135ZM173 134V135H172ZM183 136H182V135ZM186 134L188 135V136H186ZM212 135V137H213V135L215 134V137H216V135L218 134V136L217 137H219L218 139H217V137L216 138H212V140H211V138H209L208 137V139H207V136L206 135H208V136H210L211 137V135ZM223 134V135H222ZM5 135V136H4ZM6 135H7V137H6ZM10 135L12 136V137H10ZM20 137H19V136ZM31 137H30V136ZM40 136V137H37V136ZM134 135V136H133ZM165 137H164V136ZM193 135V136H192ZM200 135V136H199ZM204 135V136H203ZM224 135H226V136H224ZM259 135V134H258ZM6 137L5 138V140L4 139H2V137ZM25 136V137H24ZM34 138H33V137ZM43 138H42V137ZM62 137V140H61V137ZM74 136H76V137H74ZM129 136V139H130V137H132L133 138V140L134 139H136L135 141H133V140H131V141H129V139L128 138H125V137H128ZM136 136H137V138H136ZM138 136L140 137V138H138ZM144 136V137H145ZM167 136H169V138L167 137ZM176 136L178 137V141H176ZM195 136V137H194ZM220 136H221V139H222V141L221 140H219L220 139ZM224 136V137H223ZM250 136H253V135H249V137ZM16 137H18V138H21V139H18L17 140V138ZM27 137H29V138H27ZM45 137V138H44ZM67 137L68 138V140H66L65 138ZM83 137V139H81V138ZM88 136H86V138H87ZM106 138V140H105V138ZM111 137V138H110ZM123 138V139H121V138ZM135 137V138H134ZM172 137V138H171ZM184 137H186L185 139H184ZM190 137V138H189ZM226 137V138H225ZM254 137V136H253ZM31 138V139H30ZM52 138V139H51ZM59 138V139H58ZM85 138V140H87ZM101 140H100V139ZM102 138H104V139H102ZM113 138V139H112ZM131 138V139H132ZM151 138V140L153 141V142H151V140H150V142L148 143V144H151V148H150V150L156 145L155 143H156V141L154 142V140H158V138L157 139H154V138H156V137H150ZM154 140H153V139ZM175 138V139H174ZM181 138V139H180ZM192 138V139H191ZM198 138H200V139H198ZM203 138V139H202ZM11 139V141L14 139L15 140V142H16V140H17V142L16 143H20V142H22V141H27V142H23L24 143V145L22 144V143H20L21 145H20V147H18L19 145H16L15 143H14V141H12L11 143L9 142V140ZM25 139V140H24ZM45 139V140H44ZM89 139H90V137H89ZM87 140V141H90V140ZM112 139V140H111ZM119 139V142L118 143H114V142H117V140ZM121 139V140H120ZM125 139V140H124ZM126 139L128 140V143H127V141H126ZM137 139H140V140H137ZM172 142H170L169 140ZM187 139V140H186ZM193 139H195L196 141H194ZM215 140V142H213L214 140ZM218 140V142H220V143H218V142H216L217 140ZM3 140L5 141V142H7V144H4L5 142H3ZM64 140V142H62ZM74 140V141H73ZM105 140V142L103 143L102 141H104ZM110 142H108V141ZM113 140H116V141H113ZM124 140V141H123ZM173 140H175L176 141V143H178V146H175V145H177V144H175L174 142H173ZM183 141V140H185L184 141V143H182L181 141ZM205 140V141H204ZM33 141V142H32ZM44 141V142H43ZM46 141H48V143L46 142ZM61 141V142H60ZM65 141H66V143H65ZM68 141V142H67ZM70 141H72V142H70ZM77 141H79V142H77ZM83 141V142H82ZM113 141V142H112ZM126 141V142H125ZM144 141V140H143ZM199 141H203V143L202 142H200L199 143ZM10 143V145H9V143ZM41 142V143H40ZM43 142V143H42ZM101 142V143H100ZM124 142V143H123ZM135 142V143H134ZM139 142V143H140ZM145 142H144V145H146L145 144ZM170 142V143H169ZM190 142H194L193 144L192 143H190ZM209 142V143H208ZM225 142V143H224ZM1 143H3L4 145H2ZM31 144V143H33V144H31V146L33 145V146H35L36 145V143L38 144V145H36L35 147H36V150H35V148L32 146V148H34V150L28 145V144ZM49 145H47V144ZM67 143H70V144H67ZM77 145H76V144ZM108 145H107V144ZM121 144L122 143V145L126 148L130 143H132L131 145L132 146H134V147H132L133 148V150H132V153H129V157H128V155H126L128 158H126L125 159V157H124V160H123V162H122V160L121 161H117V159H116V161L115 160H113L114 162H112V159H110V157H111V153H115L114 151H116V149L117 148H119V147H122V145H118V144ZM127 143V144H126ZM188 143V144H187ZM209 145H208V144ZM215 143V144H214ZM217 143V144H216ZM224 143V144H223ZM11 144H13V145H11ZM15 144V145H14ZM25 144H27V145H25ZM83 144L84 146H81V145ZM100 144H103V145H100ZM113 145V148L111 147L112 145ZM116 144V145H115ZM124 144H126V145H124ZM168 144H169V146H168ZM180 144H181V146H180ZM185 144V145H184ZM187 144V145H186ZM190 144V145H189ZM201 145V151L199 150V145ZM206 144V145H205ZM23 145V146H22ZM66 145V146H65ZM70 147V145H71V147H70V149L68 148V146ZM74 145H76V146H74ZM80 145V146H79ZM87 145V146H86ZM105 145L107 146L106 148H105ZM111 145V146H110ZM115 145V146H114ZM143 145V144H142ZM143 145V146H144ZM154 145V146H153ZM184 145V146H183ZM216 145V146H215ZM222 147H221V146ZM226 147H225V146ZM5 146H8V147H10V148H12L13 150L11 151L12 153H14L15 152V149H16V152H18V155L16 156V154H15V156L14 155H12V153L10 152V150L11 149H9L8 148V151L6 150L7 149V147H5ZM16 146V148L14 149V147ZM24 146H27V148H28V151H27V149H26V147H24ZM48 146V147H47ZM59 146V147H58ZM101 146H104V147H101ZM109 146V147H108ZM130 146V145H129ZM128 146V147H129ZM147 146V145H146ZM171 146V147H170ZM172 146H173V148H172ZM191 146V147H190ZM195 146V147H194ZM199 146V147H198ZM209 146V147H208ZM255 146V147H254ZM30 147V148H29ZM52 147V148H51ZM85 147H86V149H85ZM94 147V148H95ZM110 147H111V149H110ZM115 147H117V148H115ZM131 147V146H130ZM176 147V148H175ZM185 147V148H184ZM207 147V148H206ZM51 150H50V149ZM78 148V149H77ZM80 148L82 149V150H80ZM90 150H89V149ZM93 148V149H94ZM102 148L104 149H106V150H110L109 152L108 151H106L105 149L102 151ZM108 148V149H107ZM132 148H130V149H132ZM170 148V149H169ZM191 148V149H190ZM196 149V151L197 150H199V151H195V149ZM203 148V149H202ZM213 148V149H212ZM223 148V149H222ZM243 148V147H242ZM2 149H4V151L2 150ZM18 149V150H17ZM21 149L22 150H24V151H21ZM113 149H115V150H113ZM127 149V148H126ZM136 149H138V148H136ZM176 149V150H175ZM183 149V150H182ZM194 149V150H193ZM210 149H211V151H210ZM218 151H220V152H218ZM224 149H226V150H224ZM228 149H229V151H228ZM238 149H240V150H238ZM26 150V151H25ZM31 150V151H30ZM38 150V151H37ZM68 150V151H67ZM75 150H76V152H75ZM86 150V151H85ZM149 150V149H148ZM154 150V148L151 150V151H153ZM170 150V151H169ZM176 152H175V151ZM191 150H193V151H191ZM224 150V151H223ZM234 150H238V152L236 151V153L237 154H235L234 152H231V151H234ZM242 150V151H241ZM14 151V152H13ZM33 151H35V153L33 152ZM41 151V152H40ZM112 151V152H111ZM131 151V150H130ZM161 151H163V153H164V151H166L164 154H162V152ZM171 151H173L174 152V154H173V152H171ZM188 151H191V152H188ZM204 151V152H203ZM206 151V152H205ZM210 153H209V152ZM10 152V153H9ZM21 152V153H20ZM24 152V153H23ZM25 152H26V154H25ZM33 152V153H32ZM39 152V154H37ZM58 152V153H57ZM63 152V153H62ZM68 152V153H67ZM81 152V153H80ZM87 152H89L88 154H85V153H87ZM135 152V153H134ZM169 152V153H168ZM195 152V153H194ZM202 154L203 156H201L200 154ZM215 154V155H213V153ZM227 152V153H226ZM242 152V153H241ZM43 155H42V154ZM56 153V154H55ZM76 153V154H75ZM84 154V156H83V154ZM110 153V154H109ZM135 155H134V154ZM136 153H138L137 154V156H136ZM147 153H149V155L147 154ZM152 153V154H151ZM154 153V154H153ZM158 153H161V154H158ZM183 153H185L186 155H184ZM197 153V154H196ZM203 153H208L207 155H205V154H203ZM244 153H247L246 155L248 156V157H246V158H248V159H242V158H244L246 155H244V157H240L239 156V154L240 155H242V154H244ZM9 154H10V156H9ZM19 154H20V156H19ZM25 154V155H24ZM41 154V155H40ZM50 154V155H49ZM64 154V155H63ZM70 154V155H69ZM79 154V155H78ZM81 154V155H80ZM132 154V155H131ZM179 154H180V159H179V157H177V155L179 156ZM193 154H194V157H193ZM211 154V156H209ZM7 155V156H6ZM33 155V156H32ZM37 155H39V157L37 156ZM55 155V156H54ZM60 155V156H59ZM76 155V156H75ZM101 155V154H100ZM149 157H148V156ZM151 155V156H150ZM153 155H157V156H153ZM158 155H159V157H158ZM163 156V157H161V156ZM168 155V156H167ZM200 155V156H199ZM226 155V157H224ZM228 155H231V156H228ZM235 155V156H234ZM239 156L238 158H237V156ZM250 155V156H249ZM9 156V157H8ZM12 156V157H11ZM29 158H28V157ZM41 156V157H40ZM42 156H44V157H42ZM49 156L52 158V160H50L49 159ZM103 156H101V157H103ZM114 156V155H113ZM131 156V157H130ZM133 156V157H132ZM169 156H171V157H169ZM196 156V157H195ZM220 156V157H219ZM223 156V157H222ZM233 156V157H232ZM16 157H17V159L18 160H20V161H22V162H19L17 159H16ZM19 157V158H18ZM26 157H27V159H26ZM33 157V158H32ZM38 159H37V158ZM46 157V159L44 160V158ZM79 157V158H78ZM85 159V162H83L84 160L82 159ZM84 157H86V158H84ZM90 157V158H89ZM93 157H94V154H93ZM107 157H105V159L107 158ZM135 157H137V159L135 158ZM155 157H157V158H155ZM175 158L174 160H173V158ZM186 159H185V158ZM192 158L193 159V161H192V159H190V158ZM201 157H202V159H201ZM208 157L210 158V159H212V160H210V159H208ZM8 158L10 159V160H8ZM14 159V161H13V159ZM20 158H22V159H20ZM25 158V159H24ZM40 158H43V159H41V160H43V161H41V160H39ZM48 158V159H47ZM89 158V159H88ZM96 158V157H95ZM130 158V159H129ZM160 158H161V162H160ZM165 158H167V159H165ZM187 158H189V160L187 159ZM207 158V159H206ZM218 158V159H217ZM219 158H221V159H219ZM110 159V161L108 162V160ZM130 160L131 162H129L128 160ZM136 159V161H134ZM139 159V160H138ZM142 159V158H141ZM149 159H150V161H153V159H155L154 160V163H155V165H154V163L153 162H150L149 161ZM158 159V160H157ZM163 159H165V160H163ZM182 159V161H179V160H181ZM201 159V161H199ZM235 159V160H234ZM8 160V161H7ZM16 160H17V162H16ZM30 160V161H29ZM32 160V161H31ZM38 160H39V162H38ZM49 160V161H48ZM69 160V161H68ZM82 160V161H81ZM90 160V161H89ZM103 160H104V157H103ZM125 160H126V163H125ZM157 160V161H156ZM220 160V161H219ZM231 160V161H230ZM10 161V162H9ZM25 161H26V163H25ZM34 161H37V162H34ZM68 161V162H67ZM133 161H134V163H133ZM166 161V162H165ZM170 163H169V162ZM178 161L179 162V164H178V162L176 163V162ZM185 161V162H184ZM189 161H190V163H189ZM205 161H208V162H210V163H208V162H205ZM244 163H243V162ZM87 162H88V164H87ZM90 162V163H89ZM92 162H93V164H92ZM97 163V165H99V166H97L95 163ZM105 162H107V164L105 163ZM116 162H118V163H116ZM127 162H129V163H131V164H129V163H127ZM137 162H139L140 164H139V166H137L138 165V163ZM143 162V163H142ZM148 162H149V164H148ZM158 162V163H157ZM162 162H165V163H162ZM173 162H174V164H173ZM182 162H184L183 164H182ZM193 162V163H192ZM194 162H195V164H194ZM203 162V163H202ZM213 162V163H212ZM222 162V163H221ZM239 162H240V164H239ZM242 162V163H241ZM11 163V164H10ZM13 163H14V165H13ZM22 163V166L20 165L19 166V164H21ZM26 165H25V164ZM35 163H36V165H35ZM71 163V164H70ZM101 165H100V164ZM105 163V164H104ZM108 163L109 164H111V165H108ZM116 163L117 165H115V166H113L114 164ZM169 163V164H168ZM175 163H176V165H175ZM186 163V164H185ZM188 163V164H187ZM205 163V164H204ZM206 163H208V164H206ZM245 163H246V165H245ZM251 163V162H250ZM8 164H10V165H12V166H10V165H8ZM18 164V166L22 169V170H24L22 167H24V165L25 166H29V167H25V170L26 171H29V173H25L24 171H22V170H20V171H22V172H24V174H25V178L23 177L24 176V174H21L22 172H20L19 173V169H17L18 168V166H15V165H17ZM38 164V165H37ZM42 164V168H40L41 165ZM66 164V165H65ZM119 164L121 165V166H119ZM128 164H129V166H128ZM143 166H142V165ZM159 165L160 164V166H162V167H160V166H157V165ZM198 166H200V167H198ZM204 166H203V165ZM210 164V165H209ZM241 165V166H238V165ZM7 165V166H6ZM55 165V166H54ZM79 165V166H78ZM90 165H92V167H89ZM93 165H95V166H97V167H95V166H93ZM104 165V167H102ZM146 165V166H145ZM165 165V166H164ZM169 165V166H168ZM179 165V166H178ZM191 165H192V168H190L191 167ZM195 165V166H194ZM207 165V166H206ZM212 165V166H211ZM234 165V166H233ZM36 166V167H35ZM40 166V167H39ZM67 166V167H66ZM85 166V167H84ZM87 166V167H86ZM111 166V167H110ZM118 166V167H117ZM122 166H124L123 168H122ZM135 167V169L133 170L132 168H134ZM150 166V167H149ZM173 166H175V167H173ZM190 166V167H189ZM193 166L195 167L194 169H193ZM209 166V167H208ZM231 166V167H230ZM6 167H8V168H6ZM12 167V168H11ZM16 167V168H15ZM34 167V168H33ZM69 167V168H68ZM77 167L79 168V170H77ZM99 167V168H98ZM102 167V168H101ZM107 167V168H106ZM127 167H128V169H127ZM152 167V168H151ZM164 167V168H163ZM180 167V168H179ZM196 167H197V169H196ZM205 167V168H204ZM208 167V168H207ZM229 167V168H228ZM233 167V168H232ZM237 167H239V168H237ZM10 168V169H9ZM28 170H27V169ZM62 168H63V170H62ZM71 168V169H70ZM73 168V169H72ZM76 168V169H75ZM81 168V169H80ZM87 168V169H86ZM89 168V169H88ZM92 168V169H91ZM95 168V169H94ZM131 168V169H130ZM145 169V170H143V169ZM147 168V169H146ZM150 168V170H148ZM155 168V169H154ZM159 168V169H158ZM170 168V169H169ZM171 168H172V170L174 171H176V170H179V171H177V172H173V171H171ZM175 168V169H174ZM179 168V169H178ZM189 168V170H191V171H189V173H188V175H187V173L185 174L184 173V171L185 172H187L186 170ZM243 168V169H244ZM2 169V170H1ZM3 169H5V170H3ZM17 169V170H16ZM32 169H33V171H35L36 169H38V170H36L34 173H36L35 175H34V177H33V175L32 174H34L33 173V171H32ZM47 170V171H43V170ZM52 169V170H51ZM57 169V170H56ZM65 169V170H64ZM82 169H83V171H82ZM104 169V170H103ZM121 169V170H120ZM125 169H126V171H125ZM139 171H138V170ZM141 169V170H140ZM157 169V170H156ZM166 170V171H163V170ZM202 169V170H201ZM203 169H204V171H203ZM235 169H238V171H236ZM10 170V171H9ZM75 170V171H74ZM77 170V171H76ZM130 170V171H129ZM136 170H137V172H136ZM170 170V171H169ZM195 170L197 171V172H195ZM200 170V171H199ZM7 171V173L6 174H8L9 176H7V175H5L4 173ZM9 171V172H8ZM12 171H18V174L16 173V174H14V172H12ZM41 171V172H40ZM50 171V172H49ZM58 171V172H57ZM59 171H61V172H59ZM64 171H65V174L66 175H64L63 173H64ZM72 171V172H71ZM79 171V172H78ZM95 171V172H94ZM102 171H104V172H102ZM111 171V172H110ZM123 171H124V173H123ZM202 171V172H201ZM12 172V174L10 175V173ZM37 172H39V174H37ZM44 174H43V173ZM47 172V173H46ZM57 173V174H53V173ZM73 172H75V173H73ZM81 172V173H80ZM84 172V173H83ZM129 172V173H128ZM134 173V175H133V173ZM159 172V173H158ZM180 172V173H179ZM183 172V173H182ZM191 172H193V173H191ZM200 172H201V174H200ZM203 172H204V174H203ZM218 172V173H217ZM60 173H61V175H60ZM117 173V174H116ZM128 173V174H127ZM145 173V174H144ZM161 175V177H159V175ZM163 173V174H162ZM21 174V176H18V175H20ZM26 174H28V176L26 175ZM30 174H31V176H30ZM46 174V176H44ZM50 174V175H49ZM63 174V175H62ZM72 174V175H71ZM74 174H76V175H74ZM109 174V175H108ZM113 176H112V175ZM121 174V175H120ZM123 174V175H122ZM127 174V175H126ZM152 174V175H151ZM156 174V175H155ZM165 174H166V176H167V178H166V176H165ZM171 176H170V175ZM173 174V175H172ZM183 176H182V175ZM16 175V176H15ZM118 175V176H117ZM132 175V176H131ZM154 175H155V177H154ZM176 175V176H175ZM210 175H212V176H210ZM2 176V177H3ZM11 176V177H10ZM39 176V177H38ZM59 178H58V177ZM86 176V177H85ZM115 176V177H114ZM150 176V177H149ZM153 177V179H152V177ZM182 176V177H181ZM186 176H187V178H186ZM15 178V180L17 181H15L16 183H14L15 185H12L13 183H10V182H12V181H14V179H12V178ZM17 177V178H16ZM27 177H28V179H27ZM34 178V180H33V178ZM42 177V178H41ZM65 177V178H64ZM91 177V178H90ZM98 177V178H97ZM128 177V178H127ZM141 179H140V178ZM158 177V178H157ZM178 177V178H179ZM7 178V179H6ZM9 178H11V180H8ZM18 178H22V180L21 179H19L18 180ZM71 178H72V180H71ZM135 178H137V179H135ZM161 180H160V179ZM177 178V179H178ZM203 178V179H204ZM219 178V179H218ZM25 179V180H24ZM27 179V180H26ZM96 179V180H95ZM131 179V180H130ZM156 179V180H155ZM164 179H166V180H164ZM176 179V180H177ZM202 179V178H201ZM212 181H211V180ZM29 180V181H28ZM127 180V181H126ZM129 180V181H128ZM155 180V181H154ZM159 180V181H158ZM207 180V181H206ZM215 182H214V181ZM10 181V182H9ZM73 181H75V182H73ZM94 181H95V183H94ZM108 181V182H107ZM152 181V182H151ZM160 181H161V183H160ZM167 181V182H166ZM172 181V180H171ZM175 181V180H174ZM173 181V182H174ZM191 181V182H192ZM209 181V182H208ZM2 182V183H1ZM4 182V183H3ZM7 182H9V184L7 183ZM22 182V183H21ZM74 184H73V183ZM125 182V183H124ZM148 182V183H147ZM152 184H151V183ZM156 182H158L159 183V185H158V183H156ZM177 182H178V180H177ZM220 182V183H219ZM18 183H19V186H18ZM23 184L22 186H21V184ZM75 183L76 184H78V185H75ZM98 185H97V184ZM165 183H167L165 186H164V184ZM207 183H209V184H207ZM219 183V184H218ZM4 184V185H3ZM81 184V185H80ZM100 184V185H99ZM106 184H107V186H106ZM123 184V185H122ZM163 184V185H162ZM7 187H6V186ZM12 187H10V186ZM16 185H17V187H19V188H17L16 187ZM80 185V186H79ZM83 185V186H82ZM84 185H86L85 187H84ZM93 185H97L96 187L95 186H93ZM115 185V186H114ZM117 185V186H116ZM217 185H219V187L217 186ZM226 184L224 183V185L222 186V188L225 186ZM5 188H8V189H5ZM69 186H70V188H69ZM72 186V187H71ZM77 186V187H76ZM87 186H88V188H87ZM204 186V187H205ZM208 186V187H207ZM16 187V188H15ZM75 187V188H74ZM80 187V188H79ZM84 187V188H83ZM92 187H94V188H92ZM145 187V188H144ZM151 187V188H150ZM164 187H166V188H164ZM2 188V189H1ZM72 188V189H71ZM80 189L79 190V192H78V189ZM87 188V189H86ZM92 188V189H91ZM140 188V189H139ZM157 188V189H156ZM203 188V187H202ZM220 188L218 189V190H220ZM260 188V187H259ZM5 189V190H4ZM60 189V190H59ZM69 191H68V190ZM76 189V191H73V190H75ZM81 189H82V191H81ZM147 189V190H146ZM149 189V190H148ZM151 189V190H150ZM261 189V188H260ZM259 189V190H260ZM137 190V191H136ZM143 190V191H142ZM163 190H165V191H163ZM257 191V188H255L250 194H253V192H254V194H253V196H251V195H249V197L247 198V199H249L248 200V202L252 199V198H254V196H256L257 194H260V193H257V194H255V192ZM262 190H264L263 188H262ZM262 190H260V191H258V192H261ZM71 191L74 193V195L71 197L70 195H72L73 193H71ZM136 191V192H135ZM145 195H143L141 192ZM155 191V192H154ZM160 191V192H159ZM4 192V193H3ZM70 193V195H69V193ZM77 192V193H76ZM81 192V193H80ZM129 192V193H128ZM162 192V193H161ZM163 192H165V193H163ZM219 192V191H218ZM13 193V194H12ZM80 193V194H79ZM136 193V194H135ZM161 194V196H160V194ZM215 193H217V192H215ZM214 193V195H216ZM241 196H245L244 194H245V191H241V192H238ZM237 193V194H238ZM242 193H244V194H242ZM262 193V192H261ZM147 194V195H146ZM203 194V193H202ZM218 194V193H217ZM236 194V195H237ZM79 195V196H78ZM82 195V196H81ZM125 195V196H124ZM157 195V196H156ZM159 195V196H158ZM204 195H205V192H204ZM240 195H238L239 197H237V198H240L241 196ZM127 196V197H126ZM137 196V197H136ZM143 196V197H142ZM146 196H148L147 198H146ZM155 196L157 197L156 199H155ZM252 198H251V197ZM13 197V198H12ZM70 197V198H69ZM114 197V198H113ZM124 197V198H123ZM125 197H126V199L128 200H126L125 199ZM154 197V198H153ZM161 197V198H162ZM164 197H166V196H164ZM163 197V198H164ZM3 198V199H2ZM88 198V199H87ZM142 198V199H141ZM149 198H151L150 199V201H152L151 203H153V204H151L150 203V205H148L149 204ZM163 198H162V200H163ZM245 198V197H244ZM243 198V199H244ZM2 199V200H1ZM70 199H71V201H70ZM111 199V200H110ZM113 199V200H112ZM120 200V201H118V205H117V200ZM123 199V200H122ZM132 199H133V201H132ZM141 199V200H140ZM145 200L146 202H145V204H146V207H145V204H144V202L142 201V200ZM152 199H154V200H152ZM166 199L167 198H164V200L166 201ZM242 198H240V200L239 199H236V201H238L239 202V205H240V201H241V203H242V200H241ZM11 200V201H10ZM124 200H126L127 202H125ZM134 200H136V201H134ZM148 200V201H147ZM161 200V201H162ZM14 201V202H13ZM18 201V202H17ZM66 201H68L67 203H66ZM111 201V202H110ZM116 201V202H115ZM141 201V202H140ZM163 202L162 201V203H167V202ZM66 204H65V203ZM70 202H74V204L73 205H71L72 203H70ZM131 202V203H130ZM135 202V203H134ZM136 202H139V204H136ZM143 202V203H142ZM156 202V203H155ZM200 202V201H199ZM195 202V203H198V204H195V205H193L192 207V209H194L195 207H197V205H198V208H199V206L201 207V206H203V202ZM204 202L206 203V200H204ZM112 203V204H111ZM125 203V204H124ZM162 203H159V204H161L160 206H162L163 207V209H164V206H166L165 204L163 205ZM12 206H11V205ZM124 205L123 207H122V205ZM128 204V205H127ZM137 206V207H139L138 209L139 210H143V212L146 214H143L142 215V211H139L136 207H133V206H135V205ZM142 204V205H141ZM154 204H155V206H154ZM159 204H158V206H159ZM202 204V205H201ZM70 205V206H69ZM79 205V206H78ZM120 205V206H119ZM236 205H237V208L239 207V205H238V203L236 202ZM235 205V206H236ZM67 206H69V209H68V207ZM118 206H119V208H118ZM129 206V207H128ZM141 206V207H140ZM144 206V207H143ZM154 208H153V207ZM195 206V207H194ZM234 206V207H235ZM23 207H25V209L23 208ZM67 208V209H65V208ZM72 207V208H71ZM80 207V208H79ZM118 209H117V208ZM122 207V208H121ZM126 207H128V208H126ZM143 207V208H142ZM169 208H170V206H168ZM168 207H166V208H168ZM233 207V208H234ZM27 208H28V211H27ZM115 208V209H114ZM120 208H121V210L122 209H124V210H120ZM130 208V209H129ZM132 208H134V209H132ZM141 208V209H140ZM158 208V207H157ZM165 208V209H166ZM173 208V207H172ZM237 208H236V211L238 212V211H240V209L238 208V210H237ZM241 208V207H240ZM30 209V210H29ZM32 209V210H31ZM72 209V210H71ZM131 210L130 212H129V210ZM145 209V210H144ZM148 209V210H147ZM159 209H161V208H159ZM158 209V211H157V209H156V211H157V213L160 211ZM174 209V208H173ZM173 209H171V210H173ZM191 209V210H192ZM203 209H204V207H203ZM202 209V210H203ZM235 209V208H234ZM21 210V211H20ZM63 210L64 211H66V212H63ZM68 210V211H67ZM80 210V211H79ZM112 210H113V212H112ZM117 210V211H116ZM119 210V211H118ZM132 210H133V212H132ZM194 210H196V209H194ZM202 210H200V208H199V210L198 211H202ZM241 210H242V208H241ZM24 211V212H23ZM35 211H37L38 213H37V215H35L36 214V212ZM117 213H115V212ZM137 211H139V212H137ZM151 211H153V212H151ZM168 211H170V210H167V213H168ZM31 212H32V214H31ZM77 212H79V213H77ZM122 212H123V214H122ZM128 212V214H130V215H126V213ZM148 212H149V214H148ZM166 212V211H165ZM22 213H24V214H22ZM29 213V214H28ZM73 213V215H71ZM84 214L85 216H86V218H88V219H86L85 218V216H81L82 214ZM102 213H105V215L107 214V216L106 217H102L103 215H102ZM110 213V214H109ZM114 213V214H113ZM132 213H133V215H132ZM136 213H138L139 214V216L141 217H143L144 218V220H142L138 215H136ZM157 213H156V215H157ZM202 213V212H201ZM26 214L28 215L27 217H29L30 215L32 216V217H34L33 218V220H35V221H33V220H31L32 219V217L30 216V218H28V219H30L31 221H33V222H30L28 219H27V221H26ZM75 214H76V217H77V215H78V218H71V217H74L75 216ZM81 214V215H80ZM101 214V215H100ZM120 214V215H119ZM124 214H125V216H131L129 219L127 218V217H124ZM141 214V215H140ZM16 215H19L18 216V218H17V216H16V219H14L15 218V216ZM22 215H24V217L22 216ZM99 217H98V216ZM110 215V216H109ZM111 215H112V217H111ZM135 215L137 216V217H135ZM152 215V216H153ZM12 216V217H11ZM133 216V217H132ZM146 216H147V218H146ZM151 216V217H152ZM155 216V215H154ZM153 216V217H154ZM199 217H201L200 215H198ZM235 216H236V214H235ZM10 217V218H9ZM70 217V218H69ZM80 217V218H79ZM98 217V218H97ZM102 217V218H101ZM111 217V218H110ZM118 217H119V219L120 220H122L121 218L122 217H124L123 218V220L120 222V220L118 219ZM121 217V218H120ZM134 217H135V219H134ZM69 218V219H68ZM83 218H85V219H83ZM107 218V219H106ZM18 219V220H17ZM40 219V220H39ZM65 219V220H64ZM72 219H74L73 221H75L74 223H73V221H72ZM79 219V220H78ZM81 219H83V220H81ZM103 219H105L106 220V222H105V224H107V225H105L104 224V222H103ZM110 219H112L113 220V223H112V220H110ZM115 219H116V221H115ZM118 219V220H117ZM128 219V220H127ZM138 219H141V223L142 222H144L145 220H147V221H145L144 222V226L140 223V220H138ZM151 219V218H150ZM60 220V221H59ZM62 220H64V221H62ZM70 221V223H72V225L69 223V221ZM94 220H96L95 222H94ZM101 220V221H100ZM104 220V221H105ZM110 220V221H109ZM152 220H154L153 218L151 219V221ZM12 221H14V222H12ZM65 221H66V224H65ZM67 221H68V223H67ZM81 221V222H80ZM91 222L92 223V225L90 224V223H88V224H86V223H84V222ZM95 223V224H93V222ZM110 223H109V222ZM125 221V222H124ZM156 221V220H155ZM31 223V224H29V223ZM61 222H63V223H61ZM80 222V223H79ZM100 222H101V224H100ZM120 222V223H119ZM124 222V223H123ZM13 223V224H12ZM41 223V224H40ZM58 223L60 224V225H58ZM77 223V224H76ZM79 223V224H78ZM86 224V225H84V224ZM98 223H99V226H101V227H103L102 229L103 230H108V232L106 231V233H105V231H101L100 229H101V227H99L98 226ZM116 223H118L119 225H121V226H118ZM123 223V224H122ZM11 224H12V226H11ZM27 224V225H26ZM34 224V225H33ZM37 224H39L40 225V227H38L39 225H37ZM43 224H46L47 225V227H46V225L44 226ZM52 224H55V226L53 227L52 226ZM76 226V227H73L74 225ZM89 224H90V227H89ZM102 224H104V226L102 225ZM117 225V227H121L120 228V230H118V229H116L115 230V228H117L115 225ZM138 224H140V225H138ZM32 225L33 226H35L33 229H32ZM43 226V228H42V226ZM48 225H49V227H48ZM62 225H64V226H62ZM65 225H66V227L67 228H65ZM79 226V228H78V226ZM82 227H81V226ZM95 225H96V228H97V230L98 231H96V229H95ZM147 225V226H146ZM56 226H58L57 228H55ZM69 226V227H68ZM111 227V228H109V227ZM115 226V227H114ZM146 226V227H145ZM30 227H31V230H30ZM45 227H46V229L47 230H45ZM51 227V228H50ZM52 227H53V229H52ZM85 229H84V228ZM88 227V228H87ZM92 227H94V229L92 228ZM108 227V228H107ZM132 227V226H131ZM143 227V228H142ZM11 228H13L11 231L9 230V229H11ZM16 230H15V229ZM29 228V229H28ZM39 228H41L42 230H45V231H41V229H39ZM50 228V229H49ZM55 228V229H54ZM59 228V229H58ZM62 228V229H61ZM63 228L65 229V230H67L66 232H65V230H64V232H65V234H63L64 232H62L63 231ZM77 229L76 230V232L77 233H80V231H84L83 233H81V234H79V236H77L78 234H74V233H76V232H73L74 231V229ZM80 228H81V230H80ZM91 228H92V230H93V232H92V230H91ZM100 228V229H99ZM107 228V229H106ZM113 228H114V230H113ZM124 228H125V226L122 228V231L124 230ZM129 228V229H128ZM40 230V232H41V234H40V232H39V230ZM52 229V230H51ZM89 229V230H88ZM111 229V230H110ZM127 229L129 230V231H131L130 230V227H127ZM147 229V231H146V233H147V235L149 234L148 232H149V230ZM30 232H28V231ZM59 230V231H58ZM95 230V231H94ZM113 230V231H112ZM25 231H26V233H28V235L25 233ZM34 231H36V232H34ZM47 231H49V232H47ZM53 231V232H52ZM86 231H88L89 233V235L87 234V232ZM109 231H111L112 232V235H111V232H110V234H109V236L111 235V237H108V233H109ZM222 231V230H221ZM8 232V233H7ZM13 232H15V233H13ZM23 234H22V233ZM47 232V233H46ZM52 232V233H51ZM57 232H54L56 235L58 234ZM91 232V233H90ZM95 232H101L102 233V235H100V233L99 234H96ZM103 232H104V234H103ZM126 232V231H125ZM124 232V233H125ZM128 232V231H127ZM140 232V231H139ZM10 233V234H9ZM12 233V234H11ZM16 233H20V235L22 236H20L19 234H18V236H17V234ZM45 234L44 236L42 235V234ZM49 233V234H48ZM54 233H53V236H54ZM84 233H86L87 235H85ZM117 233V232H116ZM131 233H133V232H131ZM129 234V232L128 233H126V235L127 234H129V236H131L132 234ZM144 233L145 232H143L142 234L144 235ZM224 233H225V231H224ZM7 234H9L8 236H7ZM29 234H30V236H32V238H30V236H29ZM32 234V235H31ZM34 234V235H33ZM36 234V235H35ZM37 234H39L38 235V237H39V239H38V237H36L37 236ZM94 234V235H93ZM95 234H96V236H98V237H96L95 236ZM106 234H107V237H108V239L110 238V240L108 241V239H107V237H105L106 236ZM141 234V235H142ZM7 237H6V236ZM11 235H13L12 236V238H10V236ZM16 235V236H15ZM25 235V236H24ZM41 235H42V239H43V237H44V239H43V241L42 240H40L41 239ZM60 235L58 236V237H60ZM75 235V236H74ZM81 235H84V236H81ZM94 236V237H96V238H92V236ZM142 235V236H143ZM147 235H145V236H147ZM218 235H220V233L218 234ZM222 235H223V232H222ZM222 235H220V236H222ZM228 235V234H227ZM226 235V236H227ZM35 236V237H34ZM69 236V237H68ZM80 236H81V238L82 239H80ZM85 236H87V238H85L84 239V237ZM101 236V237H100ZM105 237L104 239L106 240H104L103 239V237ZM114 236H116V235H114ZM124 236V235H123ZM128 236V235H127ZM125 237L126 238V242H124L125 244H130L131 245V247L129 246V248H131V249H129L128 248V244H127V246L124 244V243H122V244H124L123 246H125V248L127 249L126 251L128 252V250H131L132 251V253L131 252H128L130 255H132V256H135V258H133V259H136V254L138 253V256H139V258H140V260H138V259H136L135 260V264H141L140 262L142 261V258L143 259H145L144 260V263L145 264H147L148 262H149V264H151L152 263V261L153 260H155L154 262H155V264H160V260L159 259H164V258H161V257H163L164 256V254L167 252V249L165 250V248H164V250H165V252H163L162 251V253H164L163 255H160V251L158 252V250L160 249V250H162L160 247H157L158 249L157 250H154V251H157V252H151L152 254H150V256H151V263H150V257L148 256L149 255V253H148V251L149 250H147L148 249V247H150V248H152L153 249V247L156 245H158L159 243H155L154 244V246L153 247H151L150 245L152 244V243H150L149 244V246L147 245V249L145 250L144 248V251H143V253H142V249L140 248H138V251H140L141 250V253L143 254H141L140 253V255H141V257H140V255H139V252L137 251L136 253L135 252H133V248H137V246L136 247H134L133 245V241H134V238L136 239V240H138L139 238H141V237H139V236H131V237H133V239L132 240H130V238L129 237ZM145 236H143V239H145ZM149 236H150V234H149ZM149 236H148V238H149ZM219 236V237H220ZM224 236V235H223ZM5 239H4V238ZM10 239H9V238ZM13 237H14V239H13ZM22 238V240H21V238ZM57 237V238H58ZM65 237H63V238H65ZM77 237V238H76ZM88 237H91V238H88ZM3 238V239H2ZM6 238H8V239H6ZM37 238V239H36ZM54 238H56V236L54 237ZM65 238V239H66ZM74 238H76L77 240H74ZM99 238H102L103 239V241L101 242V240L102 239H99ZM127 238H129V240L132 242V243H130V242H128V239ZM148 238H146V239H148ZM224 238V237H223ZM2 239V240H1ZM18 239H19V241H18ZM36 240L37 242H33L32 240ZM86 239H88V240H86ZM91 241H90V240ZM98 241H97V240ZM143 239H139V241H141V240H143ZM5 240V241H4ZM7 240L9 241L8 242V244L9 243H12V244H9V245H7ZM16 240V241H15ZM23 240H24V242H23ZM28 240V241H27ZM34 240V241H35ZM38 240H40V241H38ZM49 240V242H47V241ZM52 241H53V238L51 239ZM68 240V241H69ZM81 240H82V242H81ZM96 240V241H95ZM11 241V242H10ZM24 243H22V242ZM63 240H60L59 241V243L60 242H62ZM76 241L78 242V243H76ZM92 241H95V243H96V245H95V243L93 242L92 243ZM108 241V242H107ZM116 241V240H115ZM145 241V240H144ZM148 241V240H147ZM147 241H146V244H147ZM5 242V243H4ZM13 242H14V244H13ZM18 242V243H17ZM30 242H32V243H35L34 245H32V243H30ZM39 242V243H38ZM44 242H46V243H44ZM64 242L66 243L67 241H65L64 240ZM70 242V241H69ZM68 242V243H69ZM103 242H105V243H103ZM113 242H111V243H113ZM25 243H27V244H25ZM36 243H38L37 245H36ZM64 243V244H65ZM80 243V244H79ZM82 243V244H81ZM84 243V244H83ZM100 243H103L102 245L100 244ZM110 243V244H111ZM115 243V242H114ZM142 243H143V241H142ZM149 243V242H148ZM154 243V242H153ZM3 244V245H2ZM16 244H15V246H16ZM21 244V245H20ZM29 244H31L33 247H34V251H33V248H32V246L30 245V248L28 247V245ZM45 244H48L49 245V247H48V245H46L45 246ZM97 244H100V245H97ZM121 244V243H120ZM121 244V245H122ZM139 244H141V243H139ZM144 244H145V242H144ZM27 245V246H26ZM43 245V246H42ZM51 245H52V242H51ZM60 244H57V247L59 246ZM62 245V244H61ZM82 245V246H81ZM87 248L88 247V249H85V247ZM93 245V246H92ZM114 245V244H113ZM113 245H110V246H113ZM117 246V248H118V246H119V244H116ZM15 246H14V248L13 249H16L15 248ZM26 246V247H25ZM79 246H81L82 247V249H81V251L79 252ZM94 246H96L95 248H93ZM97 246H100V248H98ZM101 246L102 247H106V246H108L109 248L107 249V247H106V249L104 250L103 249V251H100V250H102L101 249ZM123 246H121L122 248H123ZM155 246V247H156ZM158 246H161V245H158ZM47 247V248H46ZM84 247V248H83ZM90 247V248H89ZM120 247V246H119ZM133 247V248H132ZM140 247V246H139ZM162 247H164V246H162ZM172 247V246H171ZM11 250H10V249ZM27 248L28 250H31V251H28V250H26L25 251V249ZM35 248H36V250H35ZM38 248H39V251H40V253H39V251H38ZM45 248H46V250L47 251H45L44 252V250H45ZM91 248L94 250V249H96V250H94L93 251V253L95 252L96 254H91V252H92V250H91ZM121 248V249H122ZM125 248H123L122 250H125ZM189 248V247H188ZM197 248V247H196ZM8 249V250H7ZM41 249V250H40ZM42 249H44V250H42ZM97 249H99V251L97 250ZM192 249H195V248H193L192 247ZM0 250V253L2 252ZM7 250V251H6ZM109 250H111V249H109ZM115 250V252L113 253V251ZM118 251H120L119 249H117ZM121 250V251H122ZM87 251V252H86ZM90 251V252H89ZM117 251V252H118ZM120 251V252H121ZM126 251H122L123 253L125 252L126 253ZM151 251V250H150ZM14 252H15V250H14ZM17 252V253H18ZM37 252V253H36ZM41 252H44L43 253V255L41 256V255H39V254H41ZM89 252V253H88ZM98 252L100 253V255H98ZM110 252L112 253V255H114L115 253H116V248L114 249V246H113V249L111 250V251H109V255L110 256H112L111 254H110ZM120 252H119V254H120ZM148 253V255L146 254H144V253ZM9 253V254H10ZM39 253V254H38ZM46 253V254H45ZM67 253V254H66ZM70 253H73V254H75V255H73V254H71L70 255ZM103 253H102V256H104L103 255ZM106 253H108V251L106 252ZM122 253V254H123ZM127 253V254H128ZM133 253L135 254V255H133ZM159 254L158 256H159V261L156 259L157 258V256L155 255V254ZM168 254H169V252H167ZM167 253L165 254V255H167ZM6 254V253H5ZM27 254V253H26ZM25 254V255H26ZM33 254H30L31 256H33ZM62 254V255H61ZM65 254L67 255V256H65ZM77 254V255H76ZM86 254H84V255H86ZM121 254V255H122ZM128 254V255H129ZM14 255V254H13ZM20 255V254H19ZM23 254H21V256H22ZM29 255V254H28ZM28 255H26V256H24L23 255V257H27L28 259H29V261L31 260V258L32 257H29ZM46 255V256H45ZM47 255H48V259L46 258L47 257ZM50 255V256H49ZM97 255V256H96ZM108 255V254H107ZM115 255H117V253L115 254ZM120 255V256H121ZM155 255V257H154V259H153V257L152 256H154ZM172 255V254H171ZM174 255V254H173ZM14 256H16V253H15V255ZM67 257V258H65V257ZM106 256V255H105ZM104 256V257H105ZM119 255H118V257H120ZM123 256H125V255H122V257ZM127 256V255H126ZM123 257V260L121 259V258H118V259H121V262L120 263H118L117 261H116V259H117V257L114 259V257H113V261L115 260L116 262L114 263V264H123V262H124V264L125 263H127V261H129L130 259L132 260V262H133V259L132 258H130V256H127L128 257V259H127V257ZM131 256V257H132ZM199 256V255H198ZM70 257V258H69ZM93 257L91 258L92 259V261L93 262H96L97 264H99L98 262L101 260V258H97L96 259V261L95 260H93ZM104 257H102V258H104ZM149 257V258H148ZM167 257V256H166ZM165 257V258H166ZM171 257H173V259H174V256H171ZM170 257V258H171ZM42 258V259H41ZM47 260H46V259ZM64 258V259H63ZM168 258V257H167ZM169 258V259H170ZM200 258V260H201V262L203 261V260H205V258H204V256H203V258L204 259H201L202 257L200 256L199 257ZM52 259H53V257H52ZM51 259V260H52ZM60 259H58V260H55L56 261V264L58 263L59 264V261H60ZM75 259V260H74ZM91 259H89V260H91ZM104 259H106V257L104 258ZM104 259H103V261L102 262H105V263H107L108 261H107V259H109V262L108 263H110V260L112 261V258L110 257H108L105 261H104ZM127 259V260H126ZM147 259H149L148 261H147ZM172 259V258H171ZM62 260H61V263L60 264H63V262H62ZM73 260V261H72ZM76 260V261H77ZM130 260V261H131ZM137 260H138V263H136L137 262ZM157 260V261H156ZM167 260V259H166ZM199 260V261H200ZM32 261V262H33ZM44 261V262H43ZM53 261V260H52ZM51 261V262H52ZM82 261H84V259L82 260ZM81 261V262H82ZM129 261V264H133L132 262H130ZM146 261V262H145ZM165 261V260H164ZM168 261V260H167ZM171 261H173V260H171ZM170 261V262H171ZM42 262V263H41ZM48 262V263H49ZM49 263V264H53V263ZM78 262H80V261H78ZM77 262V263H78ZM81 262L80 263H78V264H81ZM159 262V263H158ZM162 262V261H161ZM76 263V264H77ZM105 263H102V264H105ZM142 263H143V261H142ZM143 263V264H144ZM167 262H164V264H166ZM172 263V262H171ZM171 263H169L168 262V264H171ZM34 264V263H33ZM36 264V263H35ZM47 264V263H46ZM83 264V263H82ZM100 264H101V262H100ZM110 264H113L112 262L110 263ZM128 264V263H127ZM162 264V263H161ZM173 264V263H172Z\"/></svg>","mask_w":264,"mask_h":264}]
</instances>
